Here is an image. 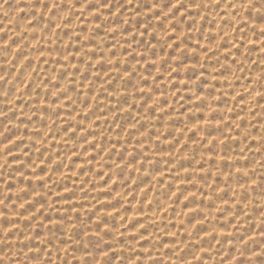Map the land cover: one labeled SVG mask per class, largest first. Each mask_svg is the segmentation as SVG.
<instances>
[{"label": "rangeland", "instance_id": "obj_1", "mask_svg": "<svg viewBox=\"0 0 264 264\" xmlns=\"http://www.w3.org/2000/svg\"><path fill=\"white\" fill-rule=\"evenodd\" d=\"M1 1L2 0H0V6H1ZM24 1V2H23ZM36 1L38 2V3H36ZM46 1V3H44V0H40V4H39V0H4L3 2H2V6L0 7V35H1V33H2V36H0V46L2 47H0V69H1V71H0V84H3V87H2V85H0V120L2 121V122H0V125H1V127H0V134H1V136H3V137H1L0 136V149L1 148H3L4 149V152H6V153H4V152H2L3 151V149L0 151V203L2 204V206L0 207V208H3V209H0V215L2 216H0V221H1V223H0V264H29V263H31V264H43V263H45V264H49L50 262V264H54L55 262V264H59L60 262V264H81V263H79V262H82V264H87L88 262H89V264H110V262H111V264H115V263H117V264H132V259L136 262H134L133 261V263L134 264H163L164 262H163V260H161L160 258H155V257H157V256H154L153 254H154V252H153V254H152V251H155V253H157V251H159L161 248H162V246L163 245H167L168 246V244H166V240H167V242H170V241H174V239H175V237H178L179 236V238H181V236H182V238H181V241H183L180 245H182L183 246V244H184V242H186V241H189V240H186V239H189V238H191V246H193L192 248H193V250H192V248H191V246H189L190 244L188 243V242H186V244L183 246V247H186V248H183V250L181 251V254H179V256L180 257H174V256H177L175 253H168V252H170V251H166L165 252V254H164V256L167 258V260L170 262V260L171 259H173V260H171L172 262H168L169 264H173V262L175 263V264H185L184 262H186L187 264H199L198 262L200 261V264H203L204 262V264H230L229 262L231 261V264L233 263V264H235V263H237V264H243L245 261V263L244 264H264V246H261V245H264V234L262 233V232H264V203H262L263 201H264V199L262 198V196L264 195L263 193V191L264 190H262V189H264V174H263V172L264 171H262L263 170V168H264V163L262 164V162H264V146H261L262 145V143L264 142H262L261 141V143H260V139L261 140H263L264 138V123H263V120H264V117H262L263 115H264V108H262L263 106H264V104H262V103H264V70H263V68H264V61H263V59H264V51L262 52V50H264V30H261V29H264L263 27L264 26H262V25H264V8H262L261 6H263L264 7V0H251L250 2H249V0H231V1H226V0H212V1H210V0H180V2L179 1H177V0H135V2H134V0H93V2L95 3V5L93 4V2H92V0H58V1H56V0H45ZM50 2V3H48V2ZM63 1V2H62ZM66 1V2H65ZM75 1V2H74ZM80 1H81V3H80ZM83 1V2H82ZM109 1V2H108ZM124 1V2H123ZM130 1V2H129ZM131 1H133V2H131ZM144 1H145V3H144ZM151 3H150V2ZM153 1V2H152ZM162 1V2H161ZM169 1V2H168ZM171 1H172V3L173 4H175L174 3V1H176V4H178L177 6L176 5H173L172 3H171ZM182 1V2H181ZM199 1V2H198ZM214 1V4L212 3ZM217 1V2H216ZM234 1V2H233ZM252 1H253V3H252ZM256 3H255V2ZM7 2H8V4H7ZM19 2V3H18ZM22 2V3H21ZM30 2V3H29ZM41 2H43V3H41ZM53 2V3H52ZM55 2V3H54ZM60 2V3H59ZM70 4H69V3ZM71 2H72V4H71ZM90 3V4H88V3ZM99 2V3H98ZM126 2H128V3H126ZM184 2H185V4H184ZM187 2V3H186ZM191 2V3H190ZM205 2V3H204ZM221 3V4H219V3ZM238 3V5H236V3ZM244 2V3H243ZM245 2H246V4H245ZM12 3H13V6H12ZM17 3V4H16ZM34 3H35V7L33 6L34 5ZM77 3L79 4L78 6H76L77 5ZM98 5H97V4ZM133 3V4H132ZM161 3H162V5H161ZM165 3V4H164ZM184 5H183V4ZM190 5H189V4ZM193 3V4H192ZM231 4V6H230V4ZM248 3H250V5L248 4ZM252 3V4H251ZM263 3V4H262ZM16 4V5H15ZM28 4H30V5H28ZM33 4V5H32ZM44 4V5H43ZM50 4V5H49ZM53 4H54V6H53ZM57 4V5H56ZM62 4V5H61ZM88 6H87V5ZM92 4V5H91ZM136 4V5H135ZM144 4V5H143ZM152 4H154V6L152 5ZM195 4H196V6H195ZM200 4V5H199ZM209 4V5H208ZM225 4V5H224ZM235 4V5H234ZM243 4H245V5H243ZM260 4H262L261 6H260ZM4 5H7L6 7L4 6ZM32 5V6H31ZM47 5V6H46ZM59 5V6H58ZM61 5V6H60ZM68 5H71V6H68ZM86 5V6H85ZM115 5V6H114ZM130 5V6H129ZM170 5V6H169ZM182 5V6H181ZM192 5H194V7L195 8H193V6ZM198 5V6H197ZM212 5V6H211ZM225 6V7H223V6ZM228 7H227V6ZM249 5V6H248ZM9 6V7H8ZM12 6V7H11ZM15 6V7H14ZM37 6V7H36ZM51 6H53V7H51ZM64 6H66L65 8H64ZM75 8H74V7ZM82 6H85L84 7V9H85V11H83L84 9H83V7ZM101 6V8H99ZM107 6V8H105ZM152 6H153V8H152ZM158 6H159V8L160 9H158ZM161 6V7H160ZM210 6V7H209ZM236 6V7H235ZM255 6V7H254ZM256 6H257V8H256ZM259 6H260V8H259ZM3 7V8H2ZM10 8V9H15L16 10V13L14 14V16H13V10H9L8 8ZM28 7H29V9H28ZM40 7V10H38L37 11V9ZM44 7V9H42ZM56 7H58V8H56ZM63 7V8H62ZM71 7V8H70ZM82 7V9H80V8ZM176 7V8H175ZM191 7V8H190ZM199 7H200V10H199ZM205 7H207V10H208V12L210 13V15H209V13L207 12V10H205L206 8ZM215 7V8H214ZM223 7V8H222ZM230 7L231 8H233V10H230ZM237 7H238V9H237ZM241 9H240V8ZM245 7V8H244ZM252 7V8H251ZM2 8V9H1ZM21 8H23V9H21ZM32 8V9H31ZM46 8V9H45ZM53 8H54V10H53ZM59 8H60V10H59ZM69 8V9H68ZM78 8V10H76ZM94 8H96V9H93ZM99 8V9H98ZM113 8V9H112ZM157 8V10H155ZM170 10H169V9ZM178 8V9H177ZM182 8H184V9H182ZM221 8V9H220ZM225 8V9H224ZM254 8V9H253ZM6 9V10H5ZM28 9V10H27ZM35 9V10H34ZM41 9H42V11H41ZM57 9V10H56ZM65 9H67V10H65ZM98 9V10H97ZM107 9V10H106ZM131 9V10H130ZM162 9H163V11H162ZM206 11V13H205V11ZM211 9H212V11H211ZM227 9V12H228V9H229V15H233L232 17L231 16H229V17H227L228 16V13H227V15H226V13H224V12H226L225 10ZM237 9V10H236ZM244 9V10H243ZM248 9V10H247ZM260 9V10H259ZM3 10H4V14H3ZM15 10H14V12H15ZM22 10H24V12L22 11ZM47 10V13H45V11ZM50 10H51V12H50ZM61 10H63V11H61ZM69 10V11H68ZM72 10H74L72 13V15H71V11ZM93 10V11H92ZM99 10H101V11H103L104 12V14H106V15H103V13L102 12H100L99 13ZM118 10V11H117ZM133 10V11H132ZM141 10V11H140ZM155 10V11H154ZM175 10V11H174ZM176 10H178V12L176 11ZM186 12H185V11ZM203 10V11H202ZM210 10V11H209ZM216 10V11H215ZM239 10V11H238ZM243 10V11H242ZM7 11V12H6ZM31 11V15L29 14V12ZM57 11V12H56ZM97 11V12H96ZM143 11V12H142ZM170 11V12H169ZM191 11V12H190ZM214 11V12H213ZM246 11H248V12H246ZM253 13H252V12ZM263 11V12H262ZM10 14H9V13ZM12 12V13H11ZM23 12V13H22ZM28 14H27V13ZM38 12V13H37ZM49 12V13H48ZM59 12H60V14H59ZM66 12H68V13H66ZM75 12V13H74ZM82 12H83V14H85V15H83L82 14ZM85 12V13H84ZM113 12V13H112ZM126 14H125V13ZM160 12H164V13H161L160 14ZM190 14H189V13ZM202 13V15H200L201 13ZM214 14H213V13ZM217 12V13H216ZM235 12V13H234ZM240 12H243V13H240ZM245 12V13H244ZM24 13L26 14V15H24ZM34 13V14H33ZM37 13V14H36ZM45 13V14H44ZM57 13V14H56ZM87 13V14H86ZM114 13H116V15H113ZM129 13V14H128ZM132 13V14H131ZM143 15V17L144 18H142V15ZM145 13H147V14H145ZM149 13V14H148ZM150 13H151V15H153L152 17H154L153 19H152V17H151V15H150ZM175 13H177V14H175ZM186 13V14H185ZM258 13H260V14H258ZM2 14V15H1ZM12 14V15H11ZM18 14H20V16L18 15ZM40 14V15H39ZM45 16H44V15ZM46 14H47V16H46ZM52 14V15H51ZM63 14V15H62ZM69 15V17H68V15ZM75 14V15H74ZM100 14V15H99ZM123 14V15H122ZM125 14V15H124ZM127 14H128V16H127ZM134 14V15H133ZM140 14V15H139ZM168 14V15H167ZM180 14H181V16H180ZM183 14V15H182ZM205 14H208V15H205ZM213 14V15H212ZM216 14H218V15H216ZM239 14V15H238ZM255 14V15H254ZM263 14V15H262ZM3 15H5V16H3ZM7 15H9L8 17H7ZM17 15H18V18H17ZM29 15V16H28ZM38 15V16H37ZM48 15H50V16H48ZM60 15V16H59ZM64 15H66L65 17H64ZM80 15V16H79ZM91 15V17H89ZM113 15V17H112V19H111V16ZM133 15V16H132ZM177 15V16H176ZM186 15H187V17H186ZM192 15V16H191ZM214 15H215V17H214ZM224 15H225V17H224ZM3 16V17H2ZM10 16H11V18H12V20H11V18H10ZM13 16V17H12ZM33 16L35 17L34 19L36 20V21H34L32 18H33ZM76 16H78V17H76ZM108 17V19H107V17ZM116 16V17H115ZM164 16L166 17V19L164 18ZM179 16V17H178ZM194 16V17H193ZM199 16H201L200 18L201 19H199ZM204 16H206V17H204ZM210 16L211 17H213V18H210ZM217 16H218V18H217ZM253 16V17H252ZM6 17V18H5ZM20 17V18H19ZM26 17V18H25ZM36 17L38 18V20L36 19ZM52 17H53V19H52ZM54 17H55V20H54ZM59 17V18H58ZM64 17V18H63ZM67 17V18H66ZM76 17V19H74ZM81 17V18H80ZM89 17V18H88ZM124 18V20L123 19H121V18ZM127 17V18H126ZM176 17H178L179 18V21H178V18L176 19ZM204 17V18H203ZM227 17V18H226ZM245 17V18H244ZM255 17V18H254ZM9 18H10V20H9ZM13 18H15V19H13ZM49 18V19H48ZM51 18V19H50ZM60 18H61V21H60ZM108 20H106V19ZM134 18H135V20H134ZM142 18V19H141ZM181 18V19H180ZM220 18V19H219ZM222 18V19H221ZM254 18V19H253ZM259 18V19H258ZM3 19V20H2ZM5 19V20H4ZM23 19V20H22ZM46 19V20H45ZM48 19V20H47ZM63 19V20H62ZM64 19H66L65 21H64ZM72 19V20H71ZM78 19V20H77ZM104 19H105V21H104ZM146 19V20H145ZM159 19V20H158ZM193 19H195V20H193ZM199 19V20H198ZM215 21H214V20ZM217 19V20H216ZM248 19V20H247ZM15 22H14V21ZM27 20H32V21H27ZM44 20H45V22H44ZM71 20V21H70ZM76 22H75V21ZM123 20V21H122ZM155 20V21H154ZM164 20H165V22H164ZM207 20H208V23H207ZM210 20V21H209ZM227 20L229 21V24L227 23ZM231 20V21H230ZM240 20H242V22L240 21ZM3 21V22H2ZM9 21H12V23L11 22H9ZM24 21V22H23ZM37 21H38V23H40V21L41 22H43V23H41V24H38L37 23ZM58 21V22H57ZM83 21L85 22V23H83ZM108 23H107V22ZM126 21V22H125ZM149 21H151V22H149ZM154 21V22H153ZM158 21V22H157ZM173 21V22H172ZM177 21V23L178 24H176L175 22ZM199 21H201V22H199ZM224 21V22H223ZM233 21V22H232ZM243 21H245V22H243ZM254 21V22H253ZM256 21V22H255ZM6 22H7V25H6ZM17 22H18V24H17ZM21 22H23L22 24L23 25H20L21 24ZM26 22V23H25ZM34 22H36L35 24H34ZM56 22V24L57 23H59V24H54ZM65 22V23H64ZM66 22H67V24H66ZM69 22V23H68ZM74 22V23H73ZM99 22V23H98ZM104 22V23H103ZM106 22V23H105ZM123 22V23H122ZM125 22V23H124ZM134 22H136V23H134ZM154 24H153V23ZM163 22V23H162ZM170 22V23H169ZM185 22V23H184ZM213 22H215V23H213ZM219 22V23H218ZM221 22H222V24H221ZM249 22V23H248ZM257 22H258V24H257ZM9 23V24H8ZM28 23H31V24H28ZM45 23V24H44ZM49 23H50V25H49ZM78 23H80L79 25H76V24H78ZM92 23V24H91ZM115 23V24H114ZM167 24L166 25V27H164L165 26V24ZM184 23L185 25L183 26L184 27V29H183V27H182V24ZM227 23V24H226ZM231 23V24H230ZM236 23H237V25H236ZM254 23V24H253ZM263 23V24H262ZM12 24V25H11ZM24 24H25V27L26 28H23L24 27ZM29 25V26H27V25ZM39 25V28H38V25ZM82 24V25H81ZM83 24H85V25H83ZM104 24H106V25H104ZM114 24V25H113ZM125 24V25H124ZM127 24H129V25H127ZM131 24V25H130ZM148 24V25H147ZM151 24V25H150ZM207 24V25H206ZM218 26H217V25ZM226 24V25H225ZM250 24H251V26H250ZM257 24V26H255ZM260 24V25H259ZM9 25V26H8ZM18 27H17V26ZM37 25V26H36ZM47 25V26H46ZM49 25V26H48ZM54 25L55 26H57V28L56 27H54ZM72 25H74L75 27H73ZM103 25V26H102ZM108 25H109V27H108ZM160 25V26H159ZM171 25V26H170ZM180 25V27H178ZM195 25H196V28H195ZM199 25V26H198ZM216 25V26H215ZM219 25H220V27L221 28H219ZM230 26V30L231 29H233V31L231 30V33H230V30H229V26ZM236 25V26H235ZM239 25V26H238ZM3 26V27H2ZM8 26V27H7ZM66 26H67V28H66ZM79 26V27H78ZM96 26V27H95ZM155 26H156V28H155ZM192 26V27H191ZM224 26V27H223ZM227 26V27H226ZM232 26V27H231ZM238 26V27H237ZM14 27V28H13ZM17 27V28H16ZM29 27V28H28ZM32 27V28H31ZM43 27V28H42ZM46 27V29H44ZM61 27H62V29H61ZM64 27V28H63ZM91 27V28H90ZM97 27H98V29H97ZM102 27H104V28H102ZM109 30H107L106 28ZM116 27H118V29L116 28ZM164 29H167V30H164ZM172 27V28H171ZM191 27V28H190ZM207 27V28H206ZM226 27V28H225ZM7 28V29H6ZM31 28V29H30ZM53 28V30L51 31V29ZM54 28H55V32L58 34H56V33H54ZM88 28V29H87ZM121 29V31H120V29ZM151 28V29H150ZM155 28V29H154ZM188 28V29H187ZM211 28H213V31L215 30V32L217 33V30H218V33H217V35H216V33H214L213 31H212V29ZM225 30H224V29ZM227 28H228V32L230 33V35L229 36H231V35H233V36H231V37H228V32H225L226 30H227ZM239 28H240V30H239ZM243 28H245V29H243ZM249 28V29H248ZM258 28V29H257ZM261 28V29H260ZM2 29H5V31L4 30H2ZM13 29H14V31H13ZM28 29V30H27ZM30 29V30H29ZM34 29V30H33ZM44 29V30H43ZM72 29H73V31H72ZM106 29V30H105ZM190 29H191V31H190ZM254 29V30H253ZM17 30V31H16ZM20 30V31H19ZM24 30H25V32H24ZM46 30V31H45ZM57 30V31H56ZM112 30V31H111ZM118 30V31H117ZM152 30V31H151ZM174 31L175 30V33H173L172 31ZM201 30V31H200ZM223 30V31H222ZM252 30H253V33H251L252 32ZM257 30V31H256ZM2 31V32H1ZM4 31V32H3ZM9 31V32H8ZM13 31V32H12ZM23 32V34H22V32ZM53 32V33H51V32ZM60 31H61V33H60ZM63 31V32H62ZM71 31V32H70ZM88 31V32H87ZM90 31V32H89ZM93 31V32H92ZM160 31V34L161 35H163V34H165V37L166 38H164L163 36H161V35H159V34H157L158 32ZM164 31V33L162 34V32ZM170 31V32H169ZM177 31V32H176ZM185 31V32H184ZM195 31V32H194ZM205 31H207V32H205ZM211 31H212V33H211ZM221 31V32H220ZM238 31H239V34H237L238 33ZM249 31V32H248ZM263 31V32H262ZM6 32V33H5ZM21 34H19V33ZM28 32H29V34H28ZM42 32V33H41ZM45 32V33H44ZM77 32V33H76ZM87 32V33H86ZM110 32V33H109ZM112 32L114 33V34H112ZM130 32H132V33H130ZM171 32L173 33V34H171ZM179 32V34L180 35H178L177 33ZM181 32H184V33H181ZM4 33V34H3ZM32 33V34H31ZM38 33V34H37ZM48 33H49V35H48ZM141 35H140V34ZM167 33H168V35H167ZM200 33V34H199ZM204 33V34H203ZM225 35H224V34ZM227 33V34H226ZM247 33H250L249 35L247 34ZM7 34V35H6ZM10 34V35H9ZM50 34H51V36H52V38H51V36H50ZM53 34V35H52ZM55 34H56V36H58V37H56L55 36ZM61 34H62V36H61ZM73 34V36H71ZM75 34V35H74ZM89 34V35H88ZM122 34V35H121ZM127 34H128V37H127ZM181 34L183 35V37L181 36ZM192 34V35H191ZM203 34V35H202ZM212 34V35H211ZM219 34V35H218ZM257 34V35H256ZM3 35H4V37H3ZM9 35V36H8ZM16 37H15V36ZM20 35V36H19ZM29 35H30V37H29ZM35 35V36H34ZM47 35H48V37H47ZM60 35V36H59ZM77 35V36H76ZM81 35V36H80ZM116 35V36H115ZM125 35V36H124ZM158 35V36H157ZM177 35V36H176ZM194 35V36H193ZM200 35V36H199ZM202 35V36H201ZM204 35H205V37H204ZM216 35V36H215ZM239 35V36H238ZM10 36L12 37V38H10ZM22 39H19V37ZM33 36H34V38H33ZM40 37V39H39V37ZM71 36V37H70ZM76 36V37H75ZM82 36L84 37V38H82ZM90 36V37H89ZM103 36V37H102ZM130 36H132V37H130ZM181 36V37H180ZM219 36V37H218ZM222 36H223V38H222ZM228 37V38H226V37ZM245 36V37H244ZM257 36V37H256ZM15 37V38H14ZM18 37V38H17ZM29 37V38H28ZM31 37H32V40H31ZM45 37V38H44ZM47 37V38H46ZM59 37H61V38H63L64 37V39H62L61 40V38H59ZM72 37H73V40H70V39H72ZM78 37V38H77ZM80 37V38H79ZM101 37V38H100ZM122 37H123V39H122ZM162 37H163V39H162ZM193 37V38H192ZM194 37H195V40H197V41H195L194 40ZM200 37L202 38L203 37V39H200ZM216 37V38H215ZM234 37V38H233ZM238 37H239V39H238ZM242 37V38H241ZM261 37V38H260ZM2 38H4V39H2ZM10 38V39H9ZM24 38V39H23ZM43 38H44V41H43ZM49 38V39H48ZM58 38V39H57ZM70 38V39H69ZM75 38V39H74ZM82 38V39H81ZM87 40H86V39ZM90 38H92V39H90ZM126 38H128V40L126 39ZM139 38H141V39H139ZM192 38V40H190ZM213 38V39H212ZM218 38L220 39L219 41H218V43L216 44V40H218ZM222 38V39H221ZM237 38V39H236ZM248 38V39H247ZM249 38H252V39H250L251 41H248L249 40ZM260 38V39H259ZM6 39L8 40L7 41V44L5 45V43H6ZM14 39V40H13ZM17 39V40H16ZM27 41H26V40ZM30 39V40H29ZM46 39H48V40H46ZM54 39V40H53ZM85 39V40H84ZM96 39H98V40H96ZM114 39H116V40H114ZM126 39V40H125ZM166 39V40H165ZM180 39V40H179ZM187 39H189L190 41H188ZM214 39H216V40H214ZM255 39H258V40H256L255 41ZM23 40H24V43H23ZM36 40V42H34ZM38 40V41H37ZM50 40V41H49ZM68 40V41H67ZM75 40H76V43H75ZM95 40V41H94ZM103 40H106V41H103ZM119 40V41H118ZM130 40V41H129ZM161 40V41H160ZM170 40V41H169ZM176 40H178V41H176ZM199 40V41H198ZM207 40V41H206ZM213 40V41H212ZM233 40V41H232ZM242 40V41H241ZM247 40V41H246ZM262 40H263V42H262ZM9 41H10V43H9ZM17 41V42H16ZM43 41V42H42ZM45 41H47V44H46V42ZM52 41V42H51ZM69 41L71 42V44H69ZM78 41V42H77ZM87 41V42H86ZM97 41H99V42H97ZM156 41V42H155ZM165 41H168V42H165ZM172 41V42H171ZM195 41V42H194ZM205 41V42H204ZM216 41V42H215ZM230 41V42H229ZM239 41V42H238ZM241 41V42H240ZM253 41H255V42H257V43H255V42H253ZM259 41V42H258ZM11 42H12V44H11ZM34 42V43H33ZM51 42V44L50 45H52L51 47H49L48 45H49V43ZM65 42H67V43H65ZM118 42V43H117ZM128 42V43H127ZM169 42H170V44H169ZM181 42V43H180ZM189 42V43H188ZM207 42V43H206ZM215 44H214V43ZM223 42V43H222ZM233 42V43H232ZM237 42V43H236ZM250 44H249V43ZM261 42V43H260ZM14 43V44H13ZM17 43V44H16ZM63 44V46H62V44ZM102 43V44H101ZM104 43V44H103ZM116 43V44H115ZM123 43H124V45H123ZM126 43V44H125ZM164 43V44H163ZM196 43V44H195ZM241 43V44H240ZM3 44V45H2ZM24 44V45H23ZM28 44V45H27ZM30 44H32V45H30ZM41 44H43V45H41ZM46 44V45H45ZM65 44H66V46H65ZM98 46H97V45ZM122 44V45H121ZM131 44V45H130ZM152 44V45H151ZM156 44V45H155ZM182 46V49L180 48V45ZM205 44H206V47H205ZM232 44V45H231ZM239 45L238 47L237 46H234V48L236 49H234L232 46L233 45ZM248 46H247V45ZM258 44V46H256ZM6 47H5V46ZM15 45V46H14ZM21 45H23V46H21ZM34 45V46H33ZM36 45V46H35ZM37 45H38V47H37ZM47 46V47H45V46ZM73 45V46H72ZM101 45H103V47L101 48L100 46ZM155 45V46H154ZM169 45V48H170V50H169V48H167V46ZM200 45V46H199ZM209 45V46H208ZM221 45H223V46H221ZM128 46H130V48L128 47ZM132 46V47H131ZM136 46V47H135ZM212 46H213V48H212ZM232 47L231 49H230V47ZM244 46V47H243ZM245 46H247V47H245ZM9 47V48H8ZM15 49H14V48ZM29 47H31V48H29ZM35 47V48H34ZM36 47H37V49H36ZM91 47H92V50H94V51H92L91 50ZM185 47V48H184ZM189 47H190V49H192V53H191V50L189 49ZM198 47V48H197ZM215 47H217V48H215ZM237 47V48H236ZM29 48V49H28ZM44 48V49H43ZM90 48V49H89ZM110 48V49H109ZM112 48V49H111ZM114 48V49H113ZM133 48V49H132ZM167 50H166V49ZM176 48H180V49H176ZM210 48H211V50H210ZM243 48V49H242ZM16 49H17V51H16ZM19 49V50H18ZM39 49H41L40 51H39ZM43 49V50H42ZM61 49V50H60ZM88 49V50H87ZM99 49H101V51L99 50ZM140 49V50H139ZM150 49V50H149ZM156 49V50H155ZM159 49V50H158ZM186 51H185V50ZM189 49V50H188ZM202 49V50H201ZM208 49V50H207ZM214 49V50H213ZM218 49V50H217ZM242 49V50H241ZM261 51H260V50ZM45 50H47V51H45ZM49 50H50V52H49ZM52 50V51H51ZM106 50V51H105ZM134 50H136V51H134ZM166 50V51H165ZM177 50V51H176ZM181 50V51H180ZM182 50H184V51H182ZM195 50V51H194ZM198 52H197V51ZM207 50V51H206ZM211 52H210V51ZM224 50V51H223ZM239 50H240V52H239ZM243 50H245V51H243ZM11 51V52H10ZM19 51V52H18ZM20 51H21V53H20ZM22 51H24V52H22ZM28 51V52H27ZM32 53H31V52ZM149 51V52H148ZM176 51V52H175ZM190 51V52H189ZM201 51V52H200ZM228 51H230V52H228ZM233 53H232V52ZM245 53H243V52ZM261 52L260 54L258 53V52ZM7 52V53H6ZM13 53V55L11 56V54ZM61 52V53H60ZM82 52V53H81ZM104 52V53H103ZM108 52V53H107ZM117 52V53H116ZM136 52V53H135ZM148 52V53H147ZM165 52V53H164ZM168 52V53H167ZM207 52V54H204V53H206ZM227 52V53H226ZM250 52V53H249ZM15 53V54H14ZM27 53V54H26ZM31 53V54H30ZM48 55H47V54ZM84 53V54H83ZM106 53V54H105ZM133 53V54H132ZM145 53H147V54H145ZM188 53V54H187ZM197 53H198V55H197ZM214 53V54H213ZM222 53V54H221ZM224 53V54H223ZM236 53V54H235ZM253 55H252V54ZM21 54H24V56L23 55H21ZM30 54V55H29ZM55 54V55H54ZM65 54V55H64ZM76 54H80V56H82V57H80V56H76ZM108 54V55H107ZM130 54H132V55H130ZM140 54V55H139ZM164 56H163V55ZM180 54H183V56H181ZM200 54H203V55H200ZM220 54V55H219ZM240 54V55H239ZM241 54H243V55H241ZM16 55V56H15ZM29 56L28 58H27V56ZM34 55H36L35 57H34ZM39 55V56H38ZM42 55V56H41ZM50 55H52V58L50 57ZM58 55H59V58H58ZM60 55H61V57H60ZM73 57H72V56ZM85 55V56H84ZM107 55V56H106ZM176 55V56H175ZM185 55V56H184ZM205 55V56H204ZM214 55V56H213ZM217 55V56H216ZM237 55H239V56H237ZM262 55V56H261ZM2 56H3V58H2ZM11 56V57H10ZM84 56V57H83ZM87 56V57H86ZM103 56L105 57L104 59H103ZM156 56H158V57H156ZM186 56H188V57H190V58H188V57H186ZM199 56H200V58H199ZM208 56L210 57V58H208ZM219 56V57H218ZM232 56L234 57V58H232ZM255 56V57H254ZM261 56V57H260ZM14 57V58H13ZM21 57V58H20ZM36 58L35 60H32V59H34V58ZM67 57L70 59H67ZM75 57V58H74ZM85 57H86V59H85ZM155 57L158 59V63H156L157 64V66L159 67H157L156 66V64L154 63V62H157V60L155 61ZM164 57V58H163ZM165 57H167V58H165ZM184 58V60H183V58ZM217 57V58H216ZM230 57H231V60H230ZM237 57V58H236ZM244 57V58H243ZM252 57H253V59H252ZM7 58V59H6ZM10 58H12V59H10ZM15 58H16V60H15ZM23 58H25V59H23ZM27 58V59H26ZM39 58V59H38ZM40 58H41V60L43 61H41L40 60ZM44 58H45V60H44ZM66 58V59H65ZM73 58V59H72ZM89 58V59H88ZM98 58V59H97ZM101 58H102V60H101ZM124 58V59H123ZM146 58V59H145ZM151 58V59H150ZM162 58V59H161ZM168 58H171V59H168ZM178 58V59H177ZM211 58H212V60H214L213 62H212V60H211ZM238 58H240L239 60H238ZM260 58V59H259ZM23 59V60H22ZM32 60V62H31V60ZM56 59V60H55ZM100 59V60H99ZM107 59V60H106ZM150 59V60H149ZM182 59V60H181ZM197 59H198V62H199V64H198V62H197ZM203 59V60H202ZM209 59V60H208ZM216 59V60H215ZM244 59V60H243ZM5 60V61H4ZM9 60V61H8ZM12 60V61H11ZM22 60V61H21ZM25 60V61H24ZM37 60V61H36ZM48 60V61H47ZM84 60V61H83ZM103 60H105V61H103ZM111 60V61H110ZM113 60H115V62L113 61ZM170 60V61H169ZM178 60V61H177ZM201 62H200V61ZM222 60V61H221ZM11 61V62H10ZM16 61V62H15ZM34 61H36V62H34ZM52 61H53V63H52ZM86 61V62H85ZM111 63H109V62ZM113 61V62H112ZM123 61V62H122ZM125 61V62H124ZM150 61H154V62H150ZM180 61V62H179ZM192 61V62H191ZM207 61V62H206ZM226 61V63H224ZM235 61V62H234ZM240 61V62H239ZM242 61V62H241ZM254 61V62H253ZM260 61L262 62V64L263 65H261L260 64ZM5 62H7L6 64H5ZM13 62H14V64H13ZM37 62L39 63V64H37ZM70 64H69V63ZM76 62V63H75ZM86 64H85V63ZM95 62V63H94ZM101 62V63H100ZM108 62V63H107ZM147 62H149V63H147ZM186 62L188 63V64H186ZM193 63L194 62V65L193 66H191L190 64L191 63ZM245 63V65H244V63ZM11 63V64H10ZM44 63V64H43ZM50 63V64H49ZM54 64V65H52V64ZM83 63V64H82ZM94 63V64H93ZM104 63V64H103ZM121 65H120V64ZM136 63V64H135ZM146 63V64H145ZM172 63V64H171ZM178 63H179V65H178ZM181 63V64H180ZM183 63H185V65H183ZM190 63V64H189ZM207 63V64H206ZM229 63H230V65H229ZM238 63V64H237ZM248 63V64H247ZM250 63V64H249ZM254 63V64H253ZM12 64H13V66H12ZM24 64V65H23ZM34 64H36V65H34ZM42 66H41V65ZM49 64V65H48ZM56 64V65H55ZM58 64V65H57ZM64 64H65V66H64ZM73 64H74V66H73ZM100 64V65H99ZM124 64V65H123ZM138 64V65H137ZM203 66H201V65ZM224 64V65H223ZM229 66H228V65ZM234 64V65H233ZM236 64V65H235ZM26 65V66H25ZM76 65H77V67H76ZM84 65V66H83ZM93 65V66H92ZM133 65H134V67H133ZM137 65V66H136ZM168 65V66H167ZM213 65H216L215 67L213 66ZM221 65V66H220ZM227 65V66H226ZM5 66V67H4ZM20 66V67H19ZM22 66V67H21ZM30 67V68H27V67ZM53 66V67H52ZM60 66V67H59ZM69 66H71L72 68H68ZM86 66V67H85ZM132 66V67H131ZM167 66V67H166ZM178 66V67H177ZM200 66H201V69H200ZM206 66V67H205ZM231 66V67H230ZM241 68H240V67ZM247 66H249V68H247ZM6 67H8V69L6 68ZM11 67V68H10ZM35 67H36V70H35ZM38 67V68H37ZM41 67V68H40ZM44 69H43V68ZM59 67V68H58ZM62 67H63V71H62ZM81 67H83V68H81ZM91 69H90V68ZM93 67V68H92ZM124 67V68H123ZM166 67V68H165ZM172 69H171V68ZM174 67H176V71H177V69H178V71H177V73H176V71L174 70ZM180 67V68H179ZM181 67H182V69H181ZM185 67V68H184ZM189 67V68H188ZM195 67V68H194ZM208 67V68H207ZM210 67V68H209ZM213 67H214V69H213ZM218 67H219V69H218ZM236 67V68H235ZM27 68V69H26ZM34 68V69H33ZM57 68V69H56ZM61 68V69H60ZM67 68V69H66ZM78 68V69H77ZM81 68V69H80ZM90 69V71H89V69ZM157 68H158V70H157ZM163 68V69H162ZM238 68V69H237ZM262 68V69H261ZM11 69V71H9ZM13 69V70H12ZM24 69V70H23ZM29 69V70H28ZM65 69V70H64ZM72 69V70H71ZM80 69V70H79ZM88 69V70H87ZM93 69V70H92ZM107 69V70H106ZM121 69L123 70L122 72H121ZM161 70V72H160V70ZM171 69V70H170ZM182 70V72H180L181 70ZM184 69V70H183ZM189 69H190V71H189ZM203 69H205L204 71H203ZM232 69V70H231ZM254 69V70H253ZM259 69V70H258ZM19 70V71H18ZM26 71V72H23V71ZM41 70V71H40ZM50 70V71H49ZM57 70V71H56ZM59 70V71H58ZM84 70V71H83ZM157 70V71H156ZM162 70H166V71H163L164 72V75L162 74L163 72H162ZM187 70V71H186ZM211 70V71H210ZM215 70V71H214ZM217 70H218V72H217ZM225 72H224V71ZM233 70H236V74H235V72L233 71ZM240 70V71H239ZM253 70V71H252ZM13 71V72H12ZM30 71H32V72H30ZM38 71V72H37ZM48 72V73H46V72ZM55 71V72H54ZM74 71H76L75 73H74ZM80 71V72H79ZM82 71V72H81ZM110 71H112L113 73H111ZM130 71V72H129ZM132 71H133V73H132ZM136 71V72H135ZM170 73H168V72ZM207 71V72H206ZM210 71V72H209ZM220 71V72H219ZM229 71V72H228ZM233 71V72H232ZM246 71H250V72H246ZM9 72V73H8ZM17 74H16V73ZM57 72V73H56ZM64 74H63V73ZM66 72V73H65ZM93 72V73H92ZM151 72V73H150ZM157 72V73H156ZM200 72H201V74H200ZM215 74H214V73ZM8 73V74H7ZM14 73V74H13ZM22 73H23V75H22ZM29 76V78L28 77H24L26 74ZM50 73V76L48 75ZM62 73V74H61ZM69 73V74H68ZM72 73V74H71ZM97 73V74H96ZM116 73V74H115ZM126 73V74H125ZM132 73V74H131ZM135 73V74H134ZM149 73V74H148ZM166 73V74H165ZM167 73H168V75H167ZM185 73V74H184ZM207 73V74H206ZM213 75H212V74ZM220 73V74H219ZM227 73H228V75L229 76H226L227 75ZM233 73V75L231 76V74ZM254 73V74H253ZM259 73H260V75H259ZM10 74V75H9ZM31 74H33V75H31ZM34 74H36V76L34 75ZM55 74V75H54ZM79 74V75H78ZM83 74V75H82ZM91 74V75H90ZM94 74H96V76L94 75ZM121 74V75H120ZM154 74V75H153ZM175 74V75H174ZM181 74V75H180ZM212 75V78H210L211 77V75ZM223 74H225V75H223ZM246 74H248V75H246ZM263 74V75H262ZM11 75H12V77H11ZM17 75V76H16ZM26 75V76H27ZM43 75V76H42ZM44 75H47V76H44ZM52 75L54 76V78L52 77ZM63 75H64V77H63ZM69 75H72V76H70L69 78H68V76ZM94 75V76H93ZM112 75H113V77H114V79L112 78ZM125 75V76H124ZM127 75V76H126ZM141 75V76H140ZM156 75V76H155ZM166 75H167V77H166ZM173 75H174V78H173ZM177 75V76H176ZM192 75V76H191ZM206 75V76H205ZM217 75H219V76H217ZM221 75H222V77H221ZM245 75V76H244ZM254 75V77H252ZM261 75L263 76V77H261ZM15 76V77H14ZM34 77V79L35 80H33V77ZM38 76V77H37ZM40 76V77H39ZM48 76L49 77H52V79L53 80H49V79H51V78H48ZM79 76V77H78ZM91 76V77H90ZM124 76V77H123ZM176 76V77H175ZM179 76V77H178ZM180 76L181 77H183V79L181 78L180 79ZM205 76V77H204ZM215 76H217V77H215ZM226 76V77H225ZM231 76V77H230ZM236 76V77H235ZM239 76H241V77H239ZM248 76V77H247ZM6 77V78H5ZM8 77V78H7ZM32 77V78H31ZM37 77V78H36ZM67 77V80L66 81H64L65 80V78ZM77 77V78H76ZM122 77V78H121ZM148 77V78H147ZM162 77H163V79L164 78H166V79H162ZM209 77V78H208ZM227 77H230L229 79L227 78ZM238 77V78H237ZM247 77V78H246ZM28 78V79H27ZM80 78V79H79ZM111 78V79H110ZM127 78V79H126ZM134 78H135V80H134ZM171 78V79H170ZM173 78V79H172ZM202 78V79H201ZM207 78V79H206ZM215 78V79H214ZM220 78V79H219ZM239 79V80H237V79ZM242 78V79H241ZM258 80H257V79ZM260 78V79H259ZM1 79L2 80H4V81H2L1 82ZM12 79V80H11ZM18 79V80H17ZM24 79V80H23ZM38 79V80H37ZM40 79H42V81L40 80ZM61 79V80H60ZM63 79V80H62ZM77 80L78 79V81L79 82H75V80ZM83 79V80H82ZM91 79V80H90ZM144 79V80H143ZM177 79V80H176ZM178 79H179V81H178ZM185 79V81H183L182 82V80H184ZM199 79H201V80H199ZM203 79H204V81H203ZM206 79V80H205ZM209 79V80H208ZM213 79V81H211ZM224 79H226V80H224ZM247 79V80H246ZM7 80V81H6ZM14 80V81H13ZM23 80V81H22ZM45 80V81H44ZM57 80V81H56ZM73 82H71V81ZM81 80H82V82H81ZM101 80V81H100ZM111 80V81H110ZM150 80V81H149ZM170 81V83H169V81ZM172 80L174 81V82H172ZM194 80V81H193ZM219 80H220V82H219ZM233 80V81H232ZM237 80V81H236ZM243 81V82H241V81ZM6 81V82H5ZM9 81V82H8ZM26 83H25V82ZM29 81H30V83H29ZM44 81V82H43ZM47 81H50V82H47ZM55 83H54V82ZM59 81V82H58ZM68 81V82H67ZM70 81V82H69ZM87 81V82H86ZM89 81V82H88ZM96 81H97V83H96ZM98 81H100V82H98ZM103 81V82H102ZM110 81V82H109ZM116 81V82H115ZM126 81V82H125ZM167 81V82H166ZM187 81H188V83H187ZM195 81H197V83L195 82ZM209 81V82H208ZM8 82V83H7ZM13 82H15L14 83V85L12 84ZM16 82L18 83V85L16 84ZM21 82V83H20ZM36 84H34V83ZM65 82V83H64ZM83 82L85 83V84H83ZM95 83V85H94V83ZM106 82H109V83H106ZM117 82H118V84H117ZM119 82H121V83H119ZM180 82H182V83H180ZM186 82V83H185ZM199 82H200V84H199ZM213 82V83H212ZM231 82V83H230ZM254 82H255V87H254ZM10 83H11V85H10ZM24 83H25V85H24ZM60 84V86H58L59 84ZM77 83V84H76ZM106 83V84H105ZM151 83V84H150ZM158 83V84H157ZM165 83V84H164ZM190 83H192V85L190 84ZM204 83V84H203ZM240 83V84H239ZM245 83H246V86H245ZM247 83H248V85H247ZM250 83H252V84H250ZM7 84H8V86H7ZM16 84V85H15ZM23 84V85H22ZM62 84V85H61ZM65 84H67L66 85V87H65ZM72 84V85H71ZM74 84H76V85H74ZM91 84L93 85L92 87H90L91 86ZM209 84V85H208ZM217 84H221L220 86L219 85H217ZM228 84V85H227ZM232 84V85H231ZM250 84V85H249ZM262 84H263V86H262ZM10 85V86H9ZM20 85V86H19ZM31 85H34V86H31ZM45 85V86H44ZM51 85H53L52 87H51ZM55 85V86H54ZM70 87H69V86ZM84 85V86H83ZM86 85V86H85ZM90 85V86H89ZM97 85V86H96ZM104 85V86H103ZM119 85H120V87H119ZM155 85L157 86V87H155ZM166 85V86H165ZM188 85V86H187ZM231 85V86H230ZM236 85V86H235ZM240 85V86H239ZM7 86V87H6ZM23 86V87H22ZM41 86V87H40ZM48 86H49V89H50V91H55V90H58V91H55V93L53 92V94H52V92H50L49 91V89H48ZM61 86H63V87H61ZM72 86V87H71ZM75 86V87H74ZM100 86V87H99ZM103 86V87H102ZM126 86H127V88H126ZM143 86H144V88L146 89H143ZM146 86V87H145ZM191 86V87H190ZM209 86V87H208ZM219 86V87H218ZM227 86V87H226ZM234 86H235V88H234ZM252 88H250V87ZM9 87V88H8ZM52 89H55V90H52ZM63 88L62 90H61V88ZM80 87V88H79ZM83 87V88H82ZM96 87H98V88H96ZM159 87H160V91H159ZM179 87V88H178ZM222 87H224V88H222ZM229 87V88H228ZM242 89H241V88ZM39 88V89H38ZM45 88H46V90H45ZM77 88V89H76ZM88 88V89H87ZM125 88V89H124ZM149 88V89H148ZM168 88V89H167ZM175 88V89H174ZM212 88V89H211ZM218 88H220V89H218ZM248 89V90H246V89ZM258 90H257V89ZM5 89L7 90V92L8 93H10V94H8L6 91H5ZM45 91H44V90ZM78 89H80V90H82L81 92H80V90H78ZM97 89V90H96ZM119 89V90H118ZM127 89V90H126ZM148 89V90H147ZM165 89H167V90H165ZM171 89V90H170ZM181 89V90H180ZM189 89V90H188ZM213 89H215V90H217V93H216V91L215 90H213ZM228 91H227V90ZM235 89V90H234ZM245 89V90H244ZM256 89V90H255ZM31 90V91H30ZM35 90V91H34ZM94 90H96L95 91V93H93L94 92ZM105 90V92H103V91ZM124 90V91H123ZM125 90H126V92H125ZM140 90H142V92L140 91ZM178 90V91H177ZM180 90V91H179ZM187 90H188V92H187ZM219 90V91H218ZM221 90V91H220ZM222 90H224V92L222 91ZM236 90H238V91H236ZM245 92H244V91ZM255 90V91H254ZM260 90V91H259ZM61 91V92H60ZM65 91V92H64ZM84 91V92H83ZM98 91V93H96ZM151 91H152V93H153V95H152V93H151ZM158 91V92H157ZM172 91H173V93H172ZM193 91V92H192ZM215 91V92H214ZM227 91V92H226ZM233 91H235L234 93H233ZM247 91H249L248 93H247ZM251 91V92H250ZM253 91V92H252ZM257 91H258V94H259V92H260V94L259 95H257V94H255V93H257ZM6 92V94H4ZM22 92V94H20ZM23 92H26V93H23ZM58 92V93H57ZM68 92V93H67ZM75 94H74V93ZM84 93V95H85V97H84V95H83V93ZM115 92V93H114ZM130 92V93H129ZM132 92V93H131ZM135 92V93H134ZM146 92H149V94L147 93L146 94ZM166 92H167V95H166ZM203 92V93H202ZM222 92V93H221ZM239 92V93H238ZM2 93V94H1ZM12 93V94H11ZM31 93V94H30ZM33 93V94H32ZM43 93H45V94H43ZM56 93H57V95H56ZM65 93V94H64ZM119 93H120V95H119ZM122 93H124L123 95H122ZM127 93V94H126ZM129 93V94H128ZM164 93V95H166V96H164V95H162V94ZM176 93V94H175ZM181 93V94H180ZM197 93V94H196ZM201 93V96H203V97H201L200 95H198V94H200ZM216 93V94H215ZM221 93V94H220ZM243 94V96H242V94ZM252 94V96H251V94ZM14 94V96L12 97L11 95H13ZM15 94H17V95H15ZM40 94V95H39ZM47 94L48 95H50L49 97L47 96ZM52 94V95H51ZM55 94V95H54ZM67 94V95H66ZM77 94V95H76ZM88 94V95H87ZM93 94L95 95L94 97H92L93 96ZM110 94H112V95H110ZM174 95V97H172L173 95ZM193 94V95H192ZM226 94V95H225ZM232 94V95H231ZM235 95V97H234V95ZM238 94H241V95H238ZM253 94L255 95V97H253ZM3 95V96H2ZM4 95H5V98H4ZM10 95V96H9ZM23 95V96H22ZM33 95V96H32ZM38 95H39V97H38ZM44 95V98L46 97V98H48V100H45L42 96ZM59 95V96H58ZM65 95L67 96V97H65ZM70 95H71V97H70ZM77 97V98H75V96ZM113 95H115V96H113ZM117 95H118V97H117ZM136 97H135V96ZM146 95H147V97H146ZM162 95V96H161ZM170 95V96H169ZM172 95V96H171ZM221 95V96H220ZM229 95V96H228ZM9 96V97H8ZM16 96H19V97H16ZM58 96V97H57ZM72 96H74V97H72ZM97 96V97H96ZM154 96V97H153ZM159 96V97H158ZM169 96V97H168ZM196 96V97H195ZM197 96H200L199 98L197 97ZM211 98H209V97ZM229 98H228V97ZM237 96V97H236ZM4 99H3V98ZM16 97V98H15ZM21 97H22V100H21ZM36 99H34V98ZM55 97L57 98V99H55ZM63 97V98H62ZM84 97V98H83ZM92 97V98H91ZM116 98V99H118V100H116V99H114V98ZM161 97V98H160ZM164 97V98H163ZM186 97V98H185ZM192 97V98H191ZM197 99H195V98ZM214 99H213V98ZM216 97H217V99H216ZM231 97L233 98V99H231ZM250 97V99H248V98ZM252 97H253V99H252ZM11 98V99H10ZM18 98V99H17ZM39 98V99H38ZM41 98V99H40ZM52 98V99H51ZM62 98V99H61ZM74 98V99H73ZM88 98V99H87ZM94 98V99H93ZM152 98H153V100H152ZM158 98V99H157ZM160 98V99H159ZM163 98V99H162ZM169 98V99H168ZM172 98V99H171ZM181 98V99H180ZM236 98V100H234ZM3 99V100H2ZM20 99V100H19ZM26 99H28V100H26ZM91 99V100H90ZM96 99V100H95ZM100 99H103V100H100ZM155 99V100H154ZM191 99H194V100H196V102L195 101H193V100H191ZM200 101H199V100ZM206 99V100H205ZM209 99V100H208ZM244 99V100H243ZM246 99V100H245ZM255 99V100H254ZM2 100V101H1ZM51 100V101H50ZM56 102H55V101ZM57 100H58V103H57ZM74 100H77V104L75 103L76 101H74ZM81 100V101H80ZM89 100V101H88ZM169 100V101H168ZM171 100V101H170ZM179 100V101H178ZM212 100V101H211ZM233 100V101H232ZM247 100H248V102H247ZM16 101V102H15ZM22 101V102H21ZM28 101V102H27ZM42 103H41V102ZM44 101V102H43ZM47 101V102H46ZM63 102V103H61V102ZM94 101V102H93ZM96 101V102H95ZM121 101V102H120ZM156 101V102H155ZM178 101V102H177ZM208 102V105H207V102ZM232 101V102H231ZM235 101H237L238 102V104H237V102H235ZM243 101V102H242ZM251 103H250V102ZM253 101V102H252ZM12 102L14 103V104H12ZM18 102V103H17ZM24 102H25V104L26 105H28L27 107H26V105H24V107H25V109H24V107H23V105L22 104H24ZM49 102V103H48ZM80 102H81V104H80ZM92 102L95 104V106H96V104L98 105V106H96L97 107V110H96V107L94 106V108H93V104H92ZM103 102H104V104H103ZM115 102H117V104L115 103ZM140 102V103H139ZM145 102V103H144ZM159 102V103H158ZM169 102V103H168ZM209 102H210V104H209ZM227 102H229V104L227 103ZM242 103V104H240V103ZM5 105H4V104ZM51 103H53V104H51ZM72 103V104H71ZM91 103V104H90ZM108 103V104H107ZM115 103V104H114ZM144 103V104H143ZM155 103V104H154ZM157 103H158V105H160L159 107H157L158 105H157ZM176 103V104H175ZM188 103V104H187ZM195 103V104H194ZM244 103L246 104V105H244ZM253 103V104H252ZM255 103H257V104H255ZM260 103V104H259ZM18 106H17V105ZM38 104V105H37ZM40 104H43V105H40ZM56 104V105H55ZM71 104V105H70ZM125 104V105H124ZM138 104V105H137ZM140 104V105H139ZM151 104H153L152 106H150ZM259 104V105H258ZM3 105V106H2ZM20 105V106H19ZM29 105H30V107H29ZM37 105V106H36ZM45 105V106H44ZM49 106V107H47V106ZM58 105V106H57ZM60 105V106H59ZM63 107H62V106ZM66 105V106H65ZM69 105H70V107H69ZM103 105V106H102ZM119 105L121 106V107H119ZM154 105H155V107H154ZM157 105V106H156ZM205 105H207L208 107H206ZM229 107L228 108V110H227V107ZM236 105V106H235ZM238 105V106H237ZM241 105V106H240ZM250 105V106H249ZM39 106H41V107H39ZM52 106V107H51ZM71 106H73L72 108H71ZM78 106H81V108L80 107H78ZM88 106V107H87ZM91 106V107H90ZM110 106V107H109ZM115 106H117V107H115ZM140 106H143V107H141L140 108ZM163 106H164V108H163ZM172 106V107H171ZM196 106V107H195ZM226 108H225V107ZM232 106H235V107H232ZM243 106H244V108H243ZM246 106V107H245ZM12 107V108H11ZM16 107V108H15ZM33 107V108H32ZM35 107V108H34ZM39 107V108H38ZM45 107V108H44ZM59 107V108H58ZM65 107V108H64ZM67 107V108H66ZM102 107V108H101ZM107 107H109V108H107ZM137 107V108H136ZM146 107V108H145ZM208 108V109H206V108ZM217 107V108H216ZM237 107H239V108H237ZM251 107V108H250ZM255 107H256V109H255ZM28 108V109H27ZM54 108V109H53ZM58 108V109H57ZM71 108V109H70ZM89 108H91V109H89ZM162 110H161V109ZM166 108V109H165ZM168 108V109H167ZM176 108V109H175ZM178 108H182V109H178ZM193 108V109H192ZM199 108H201V109H199ZM204 108V109H203ZM212 110H211V109ZM215 108V109H214ZM219 108H220V110H219ZM224 108V109H223ZM259 108V109H258ZM31 109V110H30ZM37 110L36 112L34 111V110ZM41 111H40V110ZM53 109V110H52ZM75 109H77V110H75ZM86 109V110H85ZM92 109H93V111H92ZM123 110V113H122V110ZM145 109V110H144ZM155 109V110H154ZM216 109H218V110H216ZM234 109V110H233ZM248 110V112H247V110ZM251 109V110H250ZM262 109V110H261ZM15 110V111H14ZM25 110V111H24ZM39 110V111H38ZM58 110H61V111H58ZM70 110V111H69ZM82 110V111H81ZM85 110V111H84ZM92 112H91V111ZM143 110V111H142ZM158 110V111H157ZM166 110H169V113H167V111ZM172 110V111H171ZM175 110H177L176 112H175ZM195 110H197V111H195ZM202 110V111H201ZM204 110H207L208 112L210 111H214V113L213 112H211L212 114H210V115H208V117H206V119L204 118V116H205V113H204ZM239 110V111H238ZM250 110V111H249ZM261 111V115H260V111ZM2 111V112H1ZM23 111V112H22ZM73 111V112H72ZM74 111H75V113H74ZM77 111V112H76ZM84 111V112H83ZM95 111V112H94ZM97 111V112H96ZM110 111V112H109ZM114 111V112H113ZM119 111L121 112V113H119ZM155 111H157L156 112V114H155ZM162 113H161V112ZM199 111V112H198ZM200 111H201V113H200ZM220 111L221 112H223V114L224 115H222V118H223V116H227L228 118H229V120L227 119H224V120H222V118H220ZM227 111H228V113H227ZM230 111V112H229ZM235 111V112H234ZM21 114H20V113ZM35 112V113H34ZM38 112H40V113H38ZM60 112H62V113H60ZM71 112H72V114H71ZM87 112V113H86ZM136 112V113H135ZM187 112V113H186ZM189 112V113H188ZM191 112V113H190ZM193 112V113H192ZM231 112H232V114H231ZM239 112V113H238ZM245 112H247V113H245ZM253 112V113H252ZM259 112V113H258ZM42 113V114H41ZM78 113V114H77ZM98 113V114H97ZM113 113H115V114H113ZM118 113H119V115H118ZM141 113H143V114H141ZM146 113V114H145ZM159 115H158V114ZM174 113V114H173ZM218 113V114H217ZM251 113V114H250ZM257 113V114H256ZM44 114H47V115H44ZM48 114H50L49 116H50V119H48L49 117H48ZM61 114H62V116H61ZM105 114V115H104ZM121 114V115H120ZM122 114H124V115H122ZM162 114V115H161ZM196 114V115H195ZM201 114V115H200ZM220 114V115H219ZM250 114V117H249V120H247L248 119V117L246 118V115H249ZM258 116H256V115ZM42 115H44L45 117H42ZM69 115V116H68ZM74 115H76V116H73ZM114 115V116H113ZM117 115V116H116ZM136 116V118H135V116ZM142 115H143V117H142ZM158 116L157 117V119L159 120H155L156 119V116ZM161 115V116H160ZM168 115V116H167ZM174 115H175V117H174ZM180 115V116H179ZM199 115V116H198ZM218 115V116H217ZM231 115V116H230ZM235 115V116H234ZM238 115V116H237ZM255 115V116H254ZM59 116L60 117H62L61 119L59 118ZM73 118H72V117ZM107 116V117H106ZM110 116V117H109ZM111 116H112V120H111ZM119 116H121V117H119ZM134 116V117H133ZM141 116V117H140ZM170 116V117H169ZM172 116V117H171ZM176 116H177V118H176ZM244 116H245V119H246V121H245V119H244ZM253 116H254V118H255V120H254V118H253ZM18 117V118H17ZM35 117V118H34ZM37 117V118H36ZM66 118L65 120H64V118ZM71 117V118H70ZM109 117V118H108ZM122 117H125V118H122ZM133 117V118H132ZM198 119H197V118ZM237 117H238V119H237ZM10 118V119H9ZM43 118H45V120L43 119ZM69 118H70V120H69ZM101 118V120H99ZM102 118H103V120H102ZM106 118V119H105ZM120 118H121V120H120ZM134 118H135V120H134ZM137 118L139 119V121L137 120ZM155 118V119H154ZM182 118V119H181ZM190 118V119H189ZM210 120H209V119ZM218 118V119H217ZM233 118V119H232ZM235 118V119H234ZM253 118V119H252ZM256 118H258V120L256 119ZM8 119V120H7ZM33 119V120H32ZM35 119V120H34ZM37 119V120H36ZM38 119L40 120V121H38ZM58 119V120H57ZM63 119V122L61 121ZM91 119V120H90ZM94 119H95V122H94ZM110 119V120H109ZM124 121H123V120ZM141 119V120H140ZM146 119V120H145ZM153 119H154V121H153ZM163 119H164V121L165 122H163ZM172 119H174V120H172ZM177 119V120H176ZM184 119V120H183ZM204 119L205 120H207L208 119V121H204ZM53 120H54V122H53ZM72 120V121H71ZM118 120H120V121H122V122H120V121H118ZM130 120V121H129ZM162 120V121H161ZM169 120V122H168V124H167V121ZM188 120V121H187ZM196 120H198V121H196ZM218 120V122L219 123H221V122H224L225 121V124H224V128H226V129H223V128H221V130L219 129L217 132H219V134L218 133H215V134H218V135H221L222 137H223V135H224V137L223 138H225V139H223V140H225V142L224 141H222L221 142V146L220 147H216V151L219 149V152L218 153H220L221 155V157L219 156V160H220V158H223V163L222 162H218L217 163V161H218V159L217 158H213L212 157V152L214 151L212 148V146L210 145L209 146V144L208 143H206V142H204L203 140L201 141V139H199V137L198 136H196L195 134H194V132H192L191 131V129H190V125L191 124H195L196 122H198V124H202V122H203V124L204 123H206V124H208L209 123V121H211V122H216ZM220 120V121H219ZM233 120H235V121H233ZM256 120L258 121V123H256ZM45 121V122H44ZM46 121L48 122V123H46ZM58 123H57V122ZM61 121V122H60ZM64 121H65V123H64ZM67 121H69L68 123H66ZM73 121H75V122H73ZM105 121V122H104ZM109 121V122H108ZM129 121V122H128ZM134 121V122H133ZM147 121V122H146ZM158 121V122H157ZM171 121L172 122H174V123H171ZM184 121H187V122H184ZM199 121H201V123L199 122ZM230 121V122H229ZM237 121H238V123H237ZM255 121V122H254ZM261 121V122H260ZM30 122H31V125H30ZM36 122V123H35ZM42 122V123H41ZM49 122L51 123L50 125H48L49 124ZM71 122V123H70ZM73 122V123H72ZM100 122V123H99ZM137 122H140V123H138V125H137ZM149 122V123H148ZM154 122H155V124H154ZM157 122V123H156ZM159 122H160V124H159ZM163 122V123H162ZM176 122V123H175ZM195 122V123H194ZM246 122V123H245ZM254 122V123H253ZM21 123H22V125H21ZM54 123V125H52ZM56 123V124H55ZM74 123H76V124H74ZM84 123V124H83ZM88 125V127L86 128L85 126H87L86 124ZM92 123V124H91ZM111 123V124H110ZM116 123V124H115ZM136 124V126H135V124ZM146 123V124H145ZM170 123V124H169ZM184 123V124H183ZM186 123V124H185ZM233 123H234V125H236V126H234L233 125ZM238 125H237V124ZM248 123H249V125H248ZM253 123V124H252ZM8 124V125H7ZM33 124H36V125H33ZM57 124H59L60 125V127H59V125L57 126ZM67 124V125H66ZM75 126H74V125ZM90 124V125H89ZM99 124V125H98ZM124 124V125H123ZM148 124V125H147ZM163 124V125H162ZM164 124H165V126H164ZM176 124V125H175ZM188 124V125H187ZM262 124V125H261ZM10 125H12V126H10ZM18 125V126H17ZM40 125V126H39ZM43 125V127H41ZM53 126V131H51L52 130V126ZM61 125H62V128H61ZM81 125V126H80ZM85 125V126H84ZM110 125V126H109ZM119 127H118V126ZM173 125H174V129H176V128H181L182 126V128L184 129V132H185V134H187L186 135V138H185V143L186 144H184L183 143V141L182 140H179L178 142H179V144H178V142L175 140L176 138H175V135H174V132H173ZM181 125V126H180ZM251 125H252V127H251ZM8 126H10L9 127V129H8ZM14 126V127H13ZM17 126V127H16ZM32 126H33V128H32ZM34 126H36V127H34ZM51 126V127H50ZM57 126V127H56ZM77 126V127H76ZM90 126V127H89ZM99 126H101V128L99 127ZM120 126H122L121 128H120ZM146 126V127H145ZM162 126H164V128L162 127ZM240 127V128H238L237 129V127ZM258 126H260V128L258 127ZM15 127H16V129H15ZM40 127V128H39ZM47 127V128H46ZM79 127H80V129H82V130H80L79 129ZM115 127H118V129L116 130V128H115V131L117 132V134L114 132V128ZM129 127V128H128ZM131 127H132V129H131ZM162 127V128H161ZM165 127L167 128L166 129V131L165 132H168V133H166L168 136H167V138H166V140L168 141V142H170L171 143V141L174 143V146L175 147H170L168 144H170V143H168L165 139L164 140H162V139H160V138H162L163 137V134H164V131L162 132V130H165ZM188 129H187V128ZM244 127H245V129H244ZM42 128V129H41ZM51 128V129H50ZM70 128V129H69ZM75 128V129H74ZM77 128V129H76ZM96 128V129H95ZM105 128H106V130H105ZM110 128V129H109ZM128 128V129H127ZM156 128V129H155ZM160 128V129H159ZM235 128V129H234ZM248 128V129H247ZM11 129V130H10ZM22 129V130H21ZM58 129V130H57ZM68 129V130H67ZM88 129V130H87ZM92 129V130H91ZM121 129L123 130V131H121ZM127 129V130H126ZM130 129V130H129ZM171 129H173L172 131H171ZM186 129V130H185ZM243 129V130H242ZM251 131H250V130ZM8 130V133L6 132ZM33 130V131H32ZM36 130H38L37 132H36ZM48 130V132L47 133H51L50 135H51V138H50V135L49 134H47L46 133V131ZM61 131V132H57V131ZM87 130V131H86ZM90 130V131H89ZM105 130V131H104ZM136 130V131H135ZM158 130V131H157ZM233 130V131H232ZM235 130V131H234ZM240 130H242V131H240ZM245 130V132H247V133H245V132H243ZM260 130H261V133H260ZM28 131H29V134H31V131L33 132L32 134H35L34 136L31 134L30 136H29V134H28ZM35 131V132H34ZM41 131V132H40ZM68 131H70V132H68ZM83 132V134H82V132ZM108 133H107V132ZM111 131L112 132H114V133H111ZM118 131H120V132H123L124 134L122 135V133H120V132H118ZM124 131H126V132H124ZM154 131H156V132H154ZM175 131V130H174ZM189 131H191V132H189ZM221 131V132H220ZM224 131V132H223ZM251 133H250V132ZM3 132H6V133H3ZM11 132V133H10ZM43 132V133H42ZM78 132H79V134H78ZM84 132H85V134H84ZM92 132V133H91ZM95 132V133H94ZM96 132H97V134H96ZM98 132H100V133H98ZM144 132V134L145 135H143L142 133ZM159 134H158V133ZM189 132V133H188ZM222 132H223V134H222ZM226 132V133H225ZM232 132V133H231ZM235 132V134H233ZM238 132H239V135H237L238 134ZM18 133V134H17ZM59 135H58V134ZM75 133H76V135H75ZM89 133V134H88ZM106 133V134H105ZM129 133V135H127ZM155 133H157V134H155ZM161 133V134H160ZM228 133V134H227ZM230 133L233 135V137H232V135L230 136ZM242 135H241V134ZM250 133V134H249ZM253 133V134H252ZM259 133V134H258ZM2 134H5V136L4 135H2ZM47 134V135H46ZM54 134V135H53ZM64 134V135H63ZM67 134V135H66ZM78 134V135H77ZM81 134H82V136H84L85 138H86V134H87V140L84 138V137H82L81 136ZM92 135V138H93V142H92V140H90V138H91V135ZM94 134H96V136H94ZM102 134V135H101ZM255 134V135H254ZM256 134H257V136H256ZM21 135V136H20ZM39 135V136H38ZM42 137H41V136ZM46 135V136H45ZM74 135V136H73ZM81 137H80V136ZM104 135V136H103ZM109 135H112V136H109ZM115 135L117 136V137H115ZM120 135V136H119ZM127 135V136H126ZM143 135V136H142ZM156 135V136H155ZM158 135V136H157ZM174 135V136H173ZM190 135V136H189ZM193 135V136H192ZM227 135V136H226ZM247 136V138H248V140L246 139V137L245 136ZM251 135V136H250ZM262 135V138L260 137ZM36 136V137H35ZM44 136V137H43ZM66 136H68V137H65ZM77 136H79V137H77ZM88 136H90V137H88ZM102 136V138L101 139H99L100 137ZM119 136V137H118ZM139 136V137H138ZM144 136H146V138H147V143H146V141L144 140ZM171 136V137H170ZM227 137V139H226V137ZM240 136H242L243 138H245V139H241L240 138ZM250 136V137H249ZM27 137L29 138L28 140H32V141H27ZM32 139H31V138ZM41 137V138H40ZM46 137H48V138H46ZM57 137V138H56ZM59 137V138H58ZM75 137V139H73ZM99 137V138H98ZM105 137V138H104ZM109 137V138H108ZM128 137V138H127ZM135 137V140L133 139ZM143 137V138H142ZM154 137H156V138H154ZM191 137V138H190ZM193 137V138H192ZM234 137H235V139H234ZM4 138V139H3ZM16 138V139H15ZM36 138V139H35ZM39 138V139H38ZM55 138V139H54ZM69 138V139H68ZM78 138H81L80 139V141H79V139ZM91 138V139H92ZM96 138V140H94ZM114 138V139H113ZM115 138H116V140H115ZM119 138H120V140H119ZM121 138H123V140L121 139ZM127 138V139H126ZM154 138V139H153ZM158 138V140L156 141L155 139H157ZM171 138H172V140H171ZM238 138H240L239 140H240V142H239V140H238ZM254 138V139H253ZM255 138H257L256 139V141H254L255 140ZM258 138H259V140H258ZM14 140V141H11V140ZM20 139H21V141H20ZM23 139V140H22ZM26 139V140H25ZM62 139V140H61ZM64 139V140H63ZM77 139V140H76ZM103 139V140H102ZM108 139V140H107ZM133 139V140H132ZM137 139H139V140H137ZM142 139V140H141ZM187 139H189V140H187ZM231 139V140H230ZM5 140V141H4ZM49 140H50V142H49ZM52 140V141H51ZM61 140V141H60ZM75 140V141H74ZM82 140V141H81ZM84 140V141H83ZM119 140V141H118ZM161 140V141H160ZM191 140V141H190ZM193 140H195V141H193ZM201 142H200V141ZM7 141V142H6ZM11 141V142H10ZM16 141H18V142H16ZM77 141V142H76ZM121 141V142H120ZM132 141H133V143H132ZM140 141V142H139ZM143 142V144H142V142ZM151 141H152V143H151ZM158 141H159V143H158ZM199 141V142H198ZM226 141H228V142H226ZM235 141H237V142H235ZM247 143H246V142ZM251 143H250V142ZM257 141H259L258 143H256ZM9 142H10V144H9ZM43 142V143H42ZM61 142V143H60ZM67 142H68V144H67ZM78 142H80V143H78ZM86 144H84V143ZM99 142V143H98ZM105 142H107L106 144H105ZM114 142V143H113ZM124 142V143H123ZM162 142V143H161ZM167 144V145H164L165 143ZM193 142V143H192ZM235 142V143H234ZM241 143V144H239V143ZM20 145H19V144ZM23 143H25V144H23ZM37 143V144H36ZM40 145H39V144ZM72 143H74V144H72ZM83 143V144H82ZM146 143V144H145ZM187 143H189V144H191V146L189 145L188 146V144ZM198 145L197 147H195V145L196 144ZM206 143V144H205ZM227 143V144H226ZM233 143V144H232ZM236 143H238V144H236ZM8 144V145H7ZM16 144H18L19 145V147L18 146H15ZM23 144V145H22ZM78 144V146H76ZM88 144V145H87ZM95 144V145H94ZM102 144V145H101ZM104 144V145H103ZM115 144V145H114ZM123 145V146H121V145ZM143 145L142 147L140 146V145ZM151 144H152V146H151ZM157 144V145H156ZM160 144V145H159ZM176 144H177V146H178V148H179V150H178V148H177V146H176ZM195 144V145H194ZM208 144V145H207ZM246 145V146H244V145ZM257 144V145H256ZM261 144V145H260ZM4 145V146H3ZM11 146V148H10V146ZM22 145V146H21ZM38 145V146H37ZM45 147H44V146ZM48 145V146H47ZM61 145V146H60ZM63 145V146H62ZM71 147L70 149H69V146ZM81 145V146H80ZM84 145V147H82ZM100 145V146H99ZM107 145V146H106ZM147 145H148V147H149V145H150V147L149 148H147ZM156 145V146H155ZM164 147L165 146V148H163L162 146ZM233 145V146H232ZM237 145V146H236ZM251 145H253L252 146V149H251ZM263 145H264V143H263ZM6 146H8V148L6 147ZM31 146V147H30ZM55 146V147H54ZM94 146H95V148H94ZM101 146H102V148H101ZM125 146H126V148H125ZM129 146V147H128ZM132 146V147H131ZM140 146V147H139ZM158 146H160L159 148H161V150L158 148ZM168 146V147H167ZM180 146V147H179ZM200 146H202V147H200ZM206 147V152H205V150H202V149H204L205 147ZM209 146V147H208ZM230 146V147H229ZM241 146V147H240ZM242 146H243V148H242ZM257 146V147H256ZM260 146H261V149H262V151L260 150ZM33 147V148H32ZM39 147H40V149H39ZM41 147H43V149L41 148ZM49 148V149H46V148ZM54 147V148H53ZM57 147H58V149H57ZM64 147V148H63ZM67 149H66V148ZM73 147V148H72ZM77 147V149H75ZM89 149V150H84V149H87V148ZM105 147H107V148H105ZM113 148V149H111V148ZM120 149H119V148ZM133 147H135V148H133ZM137 147H138V149H137ZM152 147V148H151ZM154 147V148H153ZM188 147V148H187ZM192 147V148H191ZM200 147V149H198ZM244 147H246V148H244ZM13 148H14V150H13ZM37 148V149H36ZM51 148V149H50ZM55 148H56V151H55ZM59 148H60V150H59ZM80 148V149H79ZM84 148V149H83ZM109 148V149H108ZM141 148H143V149H141ZM157 148H158V152L156 151L157 150ZM170 148V149H169ZM175 148V149H174ZM241 148V149H240ZM257 148V149H256ZM9 149V150H8ZM17 149V150H16ZM22 149H26V150H22ZM29 149H31V150H29ZM36 149V150H35ZM40 151H39V150ZM53 149V150H52ZM63 151H62V150ZM65 149L67 150V151H65ZM96 149H97V152H96ZM127 149H129V150H127ZM137 149V150H136ZM144 149H146V150H144ZM152 149L154 150V151H152ZM165 149V150H164ZM167 149H168V151H169V156L168 155H166V154H168V151H167ZM176 151L175 153H177V155H175V153H174V150ZM184 149H187L188 151H189V149H190V152L191 153H189V152H187V150L186 151H184ZM192 149H196L195 151L193 150V151H191ZM198 149V150H197ZM208 149V150H207ZM225 149V150H224ZM247 149V150H246ZM16 150V151H15ZM35 150V151H34ZM71 150L73 151V152H71ZM78 150V151H77ZM81 150V151H80ZM105 150H106V152H105ZM107 150H109V152L107 151ZM113 150V151H112ZM118 150V151H117ZM143 150H144V152H143ZM147 150H148V152H147ZM171 150V151H170ZM180 151V153L182 154H180V153H178V151ZM200 150V151H199ZM221 150V151H220ZM228 150V151H227ZM234 150H236V151H234ZM239 150V151H238ZM245 150V151H244ZM249 150V152H247ZM251 150V151H250ZM254 150V151H253ZM8 151H9V153H8ZM20 151V152H19ZM38 151V152H37ZM42 151H43V153H42ZM49 151L51 152V153H49ZM70 151V152H69ZM83 151H84V153H87V152H91V154L90 153H87L86 154V156H83ZM102 151L104 152L102 155H101V153H102ZM150 151H151V153H150ZM161 151V152H160ZM164 151V152H163ZM183 153H182V152ZM199 151V152H198ZM256 151V152H255ZM260 151V152H259ZM14 152H17V153H14ZM34 152V153H33ZM48 152V153H47ZM52 152H54V153H56V154H54V153H52ZM79 152V153H78ZM94 154H93V153ZM100 152V153H99ZM114 152V153H113ZM122 152H124V154H126L127 152L129 153H127L128 155H126V156H128V157H125V155L122 153ZM135 152V153H134ZM153 152V153H152ZM186 152V153H185ZM197 152V153H196ZM202 152H203V154H202ZM224 152V153H223ZM229 152H231V153H229ZM241 152V153H240ZM243 152V153H242ZM252 152H254V153H252ZM12 153H13V155H12ZM21 153V154H20ZM60 153L62 154V155H60ZM96 153V154H95ZM109 153V154H108ZM112 153V154H111ZM139 153V154H138ZM144 153V154H143ZM147 153H148V155H147ZM174 153V154H173ZM186 155H185V154ZM193 153V154H192ZM196 153V154H195ZM208 153V154H207ZM227 153V154H226ZM237 153V154H236ZM24 154V156H25V154L27 155V154H29V155H27V156H22ZM38 154V155H37ZM46 154H47V156H49V154L50 155H52V157L51 158H49V157H47L46 156ZM73 154V155H72ZM75 154H77V155H75ZM80 156H79V155ZM100 154V155H99ZM105 154H107V155H105ZM116 154V155H115ZM145 154H146V157H143V156H145ZM159 154H161V155H159ZM183 154H184V158L182 157L183 156ZM188 154V155H187ZM199 154V155H198ZM202 154V155H201ZM226 154V155H225ZM240 154V155H239ZM243 154V155H242ZM253 154H255V156L253 155ZM259 154H260V156H259ZM2 155H3V158H2ZM8 157H7V156ZM85 155V154H84ZM96 155H97V157H96ZM115 155V156H114ZM142 155V156H141ZM150 155H151V157H150ZM160 156V157H158V156ZM162 155H163V157H162ZM166 155V156H165ZM181 155V156H180ZM201 155V156H200ZM211 155V156H210ZM231 155V156H230ZM263 155V156H262ZM10 156V157H9ZM13 156V157H12ZM45 156H46V158H45ZM54 156V157H53ZM55 156H57V157H55ZM61 156V157H60ZM147 156H149V157H147ZM179 156V157H178ZM196 156H197V158H196ZM202 156H204V158L202 157ZM224 156H227L226 158H228L229 159V162L226 160V158L224 157ZM236 156H237V158H236ZM241 158H240V157ZM259 156V158H257ZM6 157V158H5ZM35 157V158H34ZM36 157H37V159H36ZM43 157V158H42ZM64 157V158H63ZM99 157H101V158H99ZM140 157V158H139ZM167 158V161L166 160H164V159H166ZM187 159H186V158ZM190 157H191V159H190ZM201 159H200V158ZM250 157V158H249ZM255 157V158H254ZM10 158V159H9ZM59 159V160H57V159ZM66 158V159H65ZM85 158H87V159H85ZM99 158V159H98ZM105 158V159H104ZM114 158V159H113ZM142 158H143V160H142ZM149 158V159H148ZM170 158V159H169ZM174 158H175V160H174ZM178 158H179V160H178ZM183 158V159H182ZM205 158L206 159H208V161L207 162H205ZM234 160H233V159ZM249 158V159H248ZM3 159H5V160H3ZM7 159V160H6ZM24 159V160H23ZM146 159V160H145ZM152 159V160H151ZM161 159V160H160ZM203 159H204V161H203ZM210 159V160H209ZM212 159V160H211ZM241 159V160H240ZM245 159V160H244ZM250 159H252V160H250ZM257 159V160H256ZM13 160V161H12ZM32 160H34V161H36L37 160V162H32ZM53 160H55V161H53ZM68 160V161H67ZM82 160L83 161H85V162H82ZM98 160V161H97ZM102 161V160H104L102 163L100 162V161ZM108 160V161H107ZM113 160H115V161H113ZM198 160L199 161H201V162H198ZM231 160H233V162L235 163V161H237L235 164L234 163H232L231 162ZM244 160V161H243ZM249 160V161H248ZM259 160V161H258ZM7 161V163H5ZM25 161V162H24ZM144 161V162H143ZM149 161V162H148ZM151 161H153V162H151ZM172 161V162H171ZM173 161H174V163H173ZM183 161L185 162V163H183ZM213 161V162H212ZM221 161H222V159H221ZM243 161V162H242ZM247 161V163H245ZM256 161H258L257 163H256ZM13 162V163H12ZM21 162V163H20ZM80 162H82V163H80ZM88 162V163H87ZM93 162V163H92ZM99 162V163H98ZM107 162V163H106ZM112 162V163H111ZM137 162H138V164H137ZM140 162V163H139ZM195 162H197V163H195ZM204 162V163H203ZM209 162V163H208ZM210 162H212V163H210ZM227 164H226V163ZM241 162V163H240ZM250 162V163H249ZM33 163H36V165L35 164H33ZM39 165H38V164ZM66 164V165H64V164ZM74 163V164H73ZM101 163V164H100ZM105 163V164H104ZM120 163V164H119ZM124 163V164H123ZM147 165H146V164ZM149 163H150V165H149ZM173 163V164H172ZM195 163V164H194ZM200 163H201V165H200ZM217 163V164H216ZM225 163V164H224ZM229 163H231V164H229ZM12 164V165H11ZM20 164V165H19ZM44 164V165H43ZM51 164V165H50ZM87 164V165H86ZM91 164V165H90ZM92 164L94 165L95 164V167L94 166H92ZM98 164H100V165H98ZM110 164H112V165H110ZM117 164H118V166H120V168L117 166ZM134 164V165H133ZM136 164L139 166H136ZM162 166H161V165ZM174 164H177V165H174ZM198 164V165H197ZM209 164H211L212 165V167H211V165H209ZM244 164H246V165H244ZM248 164V165H247ZM251 164V165H250ZM255 164V165H254ZM257 164V165H256ZM1 165H2V167H1ZM6 165V166H5ZM10 165H11V167H10ZM16 165H18V166H16ZM31 165V166H30ZM32 165H34V166H32ZM41 165V166H40ZM74 165V166H73ZM76 165V166H75ZM81 165H83V166H85V167H83V166H81ZM104 165V166H103ZM123 165H126L127 167H128V169H129V171H126V170H128L127 169V167H125V166H123ZM130 165H131V167H130ZM133 165V166H132ZM145 165H146V168H145ZM151 165H152V167H151ZM158 165V166H157ZM160 165V166H159ZM173 167H172V166ZM184 165V166H183ZM187 165V166H186ZM195 165V166H194ZM206 165V166H205ZM214 165V166H213ZM218 165V166H217ZM231 166V169H230V166ZM234 165L236 166L235 168H237L236 169V174L233 172L234 170H235V168H234ZM238 165V166H237ZM253 165V166H252ZM28 166H29V168H33V170L31 171V169H29L28 168ZM46 166H51V167H46ZM81 166V167H80ZM100 166V167H99ZM112 168H111V167ZM135 166V167H134ZM148 166V167H147ZM176 166V167H175ZM192 166V167H191ZM201 166V168H199ZM217 166V167H216ZM220 166V167H219ZM227 166L229 167V168H227ZM233 166V167H232ZM247 166V167H246ZM8 167V168H7ZM38 167V168H37ZM57 167V168H56ZM63 167V168H62ZM72 167V168H71ZM75 167H78V169L76 168V171H75ZM116 167V168H115ZM125 167V168H124ZM137 167V168H136ZM160 167H161V169H160ZM169 167V168H168ZM187 168V170H186V168ZM204 167V168H203ZM205 167H206V169H205ZM207 167H209V168H207ZM211 167V168H210ZM242 167V168H241ZM252 167V168H251ZM253 167H255V169L253 168ZM2 168V169H1ZM28 168V172L26 171V169ZM48 168V169H47ZM49 168L51 169V170H49ZM66 168V169H65ZM68 168V169H67ZM85 168V170L83 171V169ZM101 168V169H100ZM119 168V171H120V173H119V171H118V173H117V170L116 169H118ZM159 168V169H158ZM167 168V169H166ZM178 168V169H177ZM218 168H220V169H218ZM3 169H5V170H3ZM9 169V170H8ZM47 169V170H46ZM64 169V170H63ZM97 169H99V170H97ZM104 171H103V170ZM105 169H107V170H105ZM112 169V170H111ZM133 169H135V170H133ZM139 169V170H138ZM152 171H151V170ZM169 169V170H168ZM171 169V170H170ZM175 169V170H174ZM182 169H183V171H182ZM189 169H191V171L189 170ZM208 169V170H207ZM227 169H229V170H227ZM239 169V170H238ZM240 169H245V171L244 170H240ZM250 171H248V170ZM260 171H259V170ZM262 169V170H261ZM12 170V171H11ZM25 170V171H24ZM38 172H36V171ZM65 170H67V171H65ZM69 170V171H68ZM93 170L95 171V174H94V172H93ZM110 170H111V172L113 173L114 171V173L112 174V175H110L111 173H110ZM121 170H122V174L123 173H125V171H126V173L125 174H127V175H122L121 174ZM144 170V171H143ZM161 172H163V173H161L160 174V171ZM163 170V171H162ZM181 170V171H180ZM199 170H201V171H203V172H201V174H200V171ZM212 171V177H211V171ZM218 170H219V172H218ZM220 170H221V173H222V176H221V174H219L220 173ZM232 170V171H231ZM247 170V171H246ZM252 170V171H251ZM3 171H4V173H3ZM7 171V172H6ZM9 171V172H8ZM50 171V172H49ZM83 171V172H82ZM87 171V172H86ZM89 171V172H88ZM140 173H139V172ZM150 173H149V172ZM166 171H167V173H166ZM170 171H172L171 173H170ZM176 173H175V172ZM196 171V172H195ZM206 171V172H205ZM215 171H217L218 173H215ZM239 173H238V172ZM245 172V174H244V172ZM14 174H13V173ZM49 172V173H48ZM64 172L66 173V174H64ZM75 174H74V173ZM78 172V173H77ZM102 172V173H101ZM107 172H109V175L107 174ZM178 172H180L179 173V175H178ZM183 172V173H182ZM188 174V173H191V175H190V177L189 176H186V174ZM230 172V173H229ZM231 172H232V174H231ZM242 172V173H241ZM254 172H255V174H254ZM6 173H8V174H6ZM35 173H37L38 174V176H37V174H35ZM43 173V174H42ZM87 173L89 174L88 176H87ZM103 173L105 174L104 176H103ZM133 173H135V174H133ZM143 173V174H142ZM170 173V174H169ZM173 173H174V175H173ZM182 173V174H181ZM195 173H196V175H195ZM204 173V178H203V176H202V174ZM217 174V175H215V174ZM228 173H229V175H228ZM4 174H5V176H4ZM13 174V175H12ZM61 174V175H60ZM70 174V175H69ZM76 175V177H72V175ZM77 174H80L79 175V177H78V175ZM102 174V175H101ZM139 174H141V175H139ZM157 174V175H156ZM159 174L160 175H162V176H160L159 177ZM172 174V175H171ZM185 174V175H184ZM195 175L196 177H193V175ZM224 174H227V175H224ZM250 174H251V176H250ZM256 174H257V176H256ZM262 174H263V176H262ZM7 175V176H6ZM12 175V176H11ZM20 175V176H19ZM22 175V176H21ZM32 176V178H31V176ZM43 175V177H41ZM65 175V176H64ZM83 175V176H82ZM113 175H116V176H114L113 177ZM135 175V176H134ZM143 175V176H142ZM148 175V176H147ZM168 175H169V177L172 179V181H171V179L168 177ZM178 175V176H177ZM219 175V176H218ZM234 176V180L235 181H233L234 182V184H233V182H232V178H233V176ZM239 175H241V176H239ZM246 175H248V176H250L251 178H249L248 176H246ZM260 175V176H259ZM25 176V177H24ZM57 176V177H56ZM60 176V178H58ZM69 176V177H68ZM87 176V177H86ZM90 176V177H89ZM111 176V177H110ZM145 176V178H143L142 180L140 179V178H142V177H144ZM154 176H155V178H154ZM174 176V177H173ZM180 176V177H179ZM184 176V177H183ZM216 176V177H215ZM227 176L229 177V178H227ZM243 176H245V177H243ZM256 176V177H255ZM5 177H7V178H5ZM11 177H13V178H11ZM18 177V178H17ZM20 177V178H19ZM38 177H40V178H38ZM46 177V178H45ZM78 177V178H77ZM93 177V178H92ZM123 177V178H122ZM129 177H131V178H129ZM139 177V178H138ZM150 177H153L152 179H154V180H152ZM162 177V178H161ZM165 177V178H164ZM181 177H183L182 179H180ZM259 177V179H257ZM2 178V179H1ZM11 178V179H10ZM44 178V179H43ZM53 178V179H52ZM59 180H58V179ZM67 178L68 179H70V180H67ZM81 178V179H80ZM83 178H84V180H83ZM87 178L88 179H90V180H88L87 181ZM92 178V179H91ZM109 178H110V180H111V182H110V180H109ZM113 178V179H112ZM127 178V179H126ZM134 178H135V180H134ZM137 178H138V180H137ZM157 178V179H156ZM160 178V179H159ZM175 178V179H174ZM190 178V179H189ZM195 178V179H194ZM209 178H211V179H209ZM222 178V179H221ZM226 178V179H225ZM244 178H246V180L244 179ZM254 178H256V179H254ZM18 179V180H17ZM20 179V180H19ZM33 179H35V181L33 180ZM41 179V180H40ZM62 181H61V180ZM78 179V180H77ZM97 179V180H96ZM147 179V180H146ZM151 179V180H150ZM177 179H178V181H177ZM193 179V180H192ZM198 179V180H197ZM203 179H204V181H203ZM207 179V180H206ZM216 179V180H215ZM225 179V180H224ZM229 181H228V180ZM240 179V180H239ZM11 180V181H10ZM58 180V181H57ZM121 180H122V182H121ZM125 180V181H124ZM149 180V181H148ZM159 180V181H158ZM161 180V181H160ZM169 181V182H167L166 184L164 183V181ZM196 180V181H195ZM209 180V181H208ZM249 180V181H248ZM251 180V181H250ZM259 181V183H260V185H259V183H258V181ZM9 183H8V182ZM18 181V182H17ZM42 181V182H41ZM53 181V183H51ZM57 181V182H56ZM59 181H61V182H59ZM69 181V182H68ZM72 181H74V182H72ZM79 181V182H78ZM82 181H83V183H85V184H83L82 183ZM93 181H94V183H93ZM107 181H108V183H107ZM138 181V182H137ZM144 181H146V183H144ZM152 181H154V182H152ZM173 181H177L176 182V187H178V189L176 188L175 190L173 189L172 190V194H171V196H172V199H170L169 197V200L170 201H172V202H170L171 203V205H169V210L170 211H168L169 212V215H167L168 216V219L171 221H169V220H162L163 222V224H164V222H168L169 221V223L170 224H173L174 225V223L176 222V220H173L174 218H176V217H178V219L180 218V217H182V216H184V214H186V212H187V214L188 213H190V214H192V216H193V222L192 223H194L195 221H197L198 222V220L199 221H201L202 222V219H205L206 217V220H204L202 223H203V225H206V227L205 226H203V228L202 229H198V227H197V224H199V223H201V222H195L196 223V228H194L195 230L197 229V231L196 232H193V231H195V230H191V234H190V236L188 235L187 236V234L185 233V235L183 234L184 233V230L183 229H181V227H179L180 226V222L178 223L179 225H178V227L177 228H175L176 230H172V229H174L173 227H175V226H173L172 227V225H171V227L170 228H172V229H169V228H167V227H164L165 225H163L162 226V229H161V226L159 227L158 226V224L157 223H153L152 221H148V217H147V215H145L146 213H144L143 214V208L141 207L142 205H143V203H142V196L139 198L138 196H136V195H138V193H137V190L136 189H138L139 190V187L143 184V185H145V186H148V183L150 184L149 186H148V188H149V190L150 191H152L151 189H153L154 191V193H156V191H158V189L157 188H159V191H162V189H164L165 187H167V185L170 183V182H173ZM189 181V182H188ZM191 181H195V182H192L191 183ZM205 181H207V182H205ZM211 181V182H210ZM239 182V184H238V182ZM241 181V182H240ZM244 181V182H243ZM256 181V182H255ZM4 182V183H3ZM56 182V183H55ZM110 182V183H109ZM148 182V183H147ZM180 182V183H179ZM181 182H183V183H181ZM185 182V183H184ZM187 182V183H186ZM219 182V183H218ZM225 182V183H224ZM232 182V184H230V183ZM71 183V184H70ZM76 185H75V184ZM79 183V184H78ZM109 184L108 186H106L107 184ZM112 183H114V186H113V184ZM129 183H131V185L132 184H134V185H130ZM142 183V184H141ZM152 183V184H151ZM160 183V185H158ZM178 183V184H177ZM197 183H198V186H197ZM202 183V186H204V188L205 189H207V185H208V189L205 191V189L204 190H202L201 191V189H203V187L200 185ZM208 183V184H207ZM212 185H211V184ZM217 183H218V185H217ZM237 183V184H236ZM251 183V184H250ZM262 183V184H261ZM34 184V185H33ZM36 184V185H35ZM48 184V185H47ZM83 184V185H82ZM89 184V185H88ZM92 184V185H91ZM112 184V185H111ZM117 184V185H116ZM136 184V185H135ZM139 184V185H138ZM155 184V185H154ZM163 184H165V185H163ZM182 184V185H181ZM189 184V185H188ZM206 185V187H205V185ZM225 184H226V186H225ZM251 186L250 188H249V186ZM42 185V186H41ZM46 185V186H45ZM50 185V186H49ZM78 185V186H77ZM89 187H88V186ZM94 185V186H93ZM99 185H100V187H99ZM112 187H111V186ZM152 185H154L153 187H152ZM178 185H180V186H178ZM195 185V186H194ZM222 185V186H221ZM232 185V186H231ZM240 185H243L242 187H240ZM245 185V186H244ZM258 185H259V187H258ZM18 186V187H17ZM35 186V187H34ZM44 186V187H43ZM53 186V187H52ZM66 187V188H63V187ZM98 186V187H97ZM119 186V187H118ZM128 186V187H127ZM136 186V187H135ZM159 186V187H158ZM164 186V187H163ZM210 186V187H209ZM219 188H218V187ZM231 186V187H230ZM255 188H254V187ZM6 189H5V188ZM33 187V188H32ZM38 187V188H37ZM39 187H40V189H39ZM43 187V188H42ZM76 187H78V188H76ZM87 187V188H86ZM105 187H106V189H105ZM135 187V188H134ZM152 187V188H151ZM161 187H162V189H161ZM196 187H197V189H196ZM213 187V188H212ZM222 187V188H221ZM229 187V188H228ZM234 187V189L233 190H228V189H232ZM239 187V188H238ZM246 187V188H245ZM247 187H248V189H247ZM253 187V188H252ZM257 187V188H256ZM37 188V189H36ZM52 188H54V189H52ZM73 188V189H72ZM74 188H76V190L74 189ZM86 188V189H85ZM103 189L102 191L101 190H99V189ZM109 188V189H108ZM154 188H156V189H154ZM191 188H192V190H191ZM211 188H212V190H211ZM215 188H217L220 192H217L218 190L217 189H215ZM227 188V189H226ZM235 188H237L236 189V192H235ZM240 188H241V190H240ZM16 189H18L17 191H16ZM26 189V190H25ZM34 189V190H33ZM44 189H50L49 191L48 190H44ZM64 191H63V190ZM89 189V190H88ZM98 189V190H97ZM112 190L111 192L109 191V190ZM114 189H119L118 191L120 192H118L117 190H114ZM128 189H129V191H128ZM161 189V190H160ZM194 189V190H193ZM221 189V190H220ZM224 189V191H222ZM226 189V190H225ZM244 189H245V191H244ZM249 189H250V192H253L252 194H249ZM257 189V190H256ZM258 189H260V190H262V191H259ZM6 190H7V193H6ZM9 190V191H8ZM22 192V190H23V192L22 193H24V194H22L20 191ZM28 190V191H27ZM33 190V191H32ZM35 190H37V191H35ZM54 190V191H53ZM82 190V191H81ZM86 190H88V191H86ZM97 190V192H95ZM105 190V191H104ZM133 190H134V192H133ZM156 190V191H155ZM195 190H197V191H195ZM200 190V191H199ZM228 190V191H227ZM240 190V191H239ZM252 190V191H251ZM259 191V192H261L260 194H259V192H256V191ZM19 191V192H18ZM25 191V192H24ZM47 191V192H46ZM61 193H60V192ZM63 191V192H62ZM73 191V192H72ZM115 191V192H114ZM123 191V192H122ZM184 191H186V193L184 192ZM211 191V193H209ZM215 191H216V193H215ZM231 191H234V193L232 194L231 193ZM242 191V192H241ZM248 191V192H247ZM9 192V193H8ZM15 195V198H14V196H13V194ZM52 192L54 193V196H52ZM68 192V193H67ZM82 192V193H81ZM87 192H88V194H87ZM102 193V195H101V193ZM130 192V193H129ZM195 192V194L197 195V197H196V195L195 196H193L194 194L193 193ZM201 192V193H200ZM238 192V193H237ZM6 193V194H5ZM25 193H27V194H25ZM44 193H46V194H44ZM60 193V194H59ZM100 193V194H99ZM114 193H115V195H114ZM119 193V194H118ZM127 193H129V194H127ZM133 193H134V195L136 196H134L133 195ZM153 193V194H154ZM185 193V194H184ZM188 193H189V195H188ZM191 193H192V195H191ZM200 195H199V194ZM203 193V194H202ZM219 195L220 196V199H218L217 200V198H219V196L217 197L216 195ZM219 193V194H218ZM229 193V194H228ZM231 193V194H230ZM245 193V194H244ZM8 194V195H7ZM10 194V195H9ZM20 194V195H19ZM38 194H39V197H37L38 196ZM57 194V195H56ZM96 194V195H95ZM114 196H113V195ZM209 195V197H205V200H204V196L205 195ZM211 194V195H210ZM213 194V195H212ZM223 194V195H222ZM234 194H239V195H237V199H236V195H234ZM247 194V195H246ZM249 194V195H248ZM255 194V196H253ZM256 194H259V195H256ZM6 195H7V197H6ZM35 195V196H34ZM37 195V196H36ZM41 195V196H40ZM45 195H47V196H45ZM100 195V196H99ZM127 195H130L129 196V198H128V196ZM163 195V196H162ZM184 195H186L185 197H184ZM192 196L191 198L189 197V196ZM202 195V196H201ZM206 195V196H207ZM231 195V196H230ZM243 197H245V198H242V196ZM3 196V197H2ZM51 196V197H50ZM60 196V197H59ZM76 196V197H75ZM77 196H79V197H77ZM103 196V197H102ZM134 196V197H133ZM161 196L162 197H167L168 195H166V194H164V192H162L161 193ZM213 198H211V197ZM233 196V197H232ZM241 196V197H240ZM247 196V197H246ZM257 196H258V198H257ZM1 197L2 198H4V199H1ZM32 199H31V198ZM37 197V198H36ZM41 197H44V198H41ZM46 197V198H45ZM82 197V198H81ZM89 197H90V199H89ZM111 197V198H110ZM120 197H121V200H120ZM184 197V198H183ZM196 199H195V198ZM223 197V199L225 200V202H223L224 200L223 199H221ZM239 197H240V199H241V203L242 204H240V200H239ZM255 197V198H254ZM264 197V196H263ZM8 198V199H7ZM30 198V199H29ZM49 198H51V200H48ZM73 198V199H72ZM78 198V199H77ZM85 198H86V200H85ZM89 200H88V199ZM117 198V199H116ZM138 198H139V200H138ZM190 198V199H189ZM229 199V202H227L228 201V199ZM234 198V199H233ZM262 199V201H261V199ZM34 199V200H33ZM62 199V200H61ZM96 201H95V200ZM104 199V200H103ZM107 199V200H106ZM113 199H115V202L113 201ZM124 201H123V200ZM185 200V201H182L181 203H180V201L181 200ZM189 199V200H188ZM192 199H193V201H192ZM200 199V200H199ZM208 199V200H207ZM210 199H212V200H210ZM249 199V200H248ZM253 199H254V201H253ZM258 199V200H257ZM6 201V202H8V203H6V202H3V201ZM14 200H15V202H14ZM98 200V201H97ZM99 200H102V201H99ZM128 200H129V203H128ZM138 200V201H137ZM194 200H196V201H194ZM210 200V201H209ZM217 200V201H216ZM220 200V201H219ZM222 200V201H221ZM244 200H245V205H244ZM24 201V202H23ZM34 201H37V202H34ZM44 201V202H43ZM48 201V202H47ZM52 201V202H51ZM78 201V202H77ZM83 201V202H82ZM103 201H105V203L103 202ZM120 201H121V203H120ZM126 201V202H125ZM132 201L135 203V206L133 207H131V205L133 204L134 205V203H132ZM193 202V204H191L192 202ZM197 201H198V203H197ZM209 201V202H208ZM213 201L216 203V204H218V205H216L215 203H213ZM235 203H234V202ZM246 201H249V202H246ZM254 202V203H250V202ZM3 202V203H2ZM14 202V203H13ZM21 202H22V204L24 205V203H26L25 204V206L24 207H21V206H23L22 204H21ZM50 202V203H49ZM59 202H61V203H59ZM87 202V203H86ZM91 202V203H90ZM98 202V203H97ZM107 202V203H106ZM109 202H110V205H109ZM125 202V203H124ZM183 202H185V204L183 203ZM190 203V204H187V203ZM194 202H196V203H194ZM210 202H212V203H210ZM220 202H223V203H220ZM228 203V205L229 204H235L237 207L239 206V209L234 205H231V207H230V205L228 206L227 205V203ZM231 202V203H230ZM258 202V203H257ZM11 203V204H10ZM32 203V204H31ZM37 203V204H36ZM59 203V204H58ZM64 205H63V204ZM78 203V204H77ZM101 204V206H100V208H99V205ZM130 203H132L131 205H130ZM138 203V204H137ZM139 203H141V204H139ZM210 203V204H209ZM261 203H262V205L263 206H261ZM10 204V205H9ZM20 204V205H19ZM30 204V205H29ZM41 204V205H40ZM51 204H53V205H51ZM55 204V205H54ZM84 204V205H83ZM119 204V205H118ZM125 204V205H124ZM127 204H129L128 206H127ZM138 205V208L136 207L137 205ZM182 204V205H181ZM208 204V205H207ZM212 204H213V208L212 207H210V206H212ZM219 204H223V205H219ZM227 206H226V205ZM255 204V205H254ZM5 205H7V206H5ZM12 205V206H11ZM49 205H51V206H49ZM71 207H70V206ZM92 205V206H91ZM125 207H124V206ZM141 205V206H140ZM189 205V206H188ZM194 205V206H193ZM199 205H200V207H199ZM203 205V206H202ZM204 205H205V207H206V209H205V207H204ZM210 205V206H209ZM247 205H249L250 206V208H249V210H247L248 209V207L249 206H247ZM251 205H252V207H251ZM256 205H258V209H257V207H256ZM20 206V207H19ZM35 206V207H34ZM52 206H54V207H52ZM78 206H79V208H78ZM84 206V207H83ZM109 206H111L110 208H109ZM191 206V207H190ZM216 206L218 207V208H216ZM225 206V207H224ZM254 206V207H253ZM259 206H260V208H259ZM26 207V208H25ZM49 207V208H48ZM52 207V208H51ZM94 207V208H93ZM121 207H122V211H121ZM131 207V208H130ZM139 207H141V208H139ZM196 207V208H195ZM215 207V208H214ZM226 207H227V211L226 212H224L225 210H226ZM230 209H229V208ZM233 207V208H232ZM245 207V208H244ZM12 208V209H11ZM18 208V209H17ZM22 208V209H21ZM34 208L37 210L36 211V213L38 214H36L35 213V210H34ZM38 208V209H37ZM45 208V210H43ZM51 208V209H50ZM85 208V210H83ZM108 208V209H107ZM133 208H135L136 210L134 211V209ZM180 209L181 211H177V209ZM183 208V209H182ZM187 208V209H186ZM190 210H189V209ZM197 209V210H193V209ZM201 208H203L202 209V211L204 212L205 210H206V212L208 213V211H209V213L207 214L206 212H202L201 211ZM223 208V209H222ZM232 208V209H231ZM255 208V209H254ZM9 209V210H8ZM40 209H41V211H40ZM49 209V210H48ZM56 209V210H55ZM64 209V210H63ZM90 210L91 212H89L88 211V213H87V210ZM93 209V210H92ZM119 209V210H118ZM186 209V210H185ZM213 209V210H212ZM215 209H216V211L217 212H215ZM219 209V210H218ZM221 209H222V211H221ZM234 209V210H233ZM242 209V210H241ZM251 209V210H250ZM253 209H254V212H253ZM5 210V211H4ZM12 210V211H11ZM14 210V211H13ZM19 210V211H18ZM22 212H21V211ZM39 210V211H38ZM43 210V211H42ZM57 210H58V212H57ZM77 210V213L75 212ZM106 210H108V212L106 211ZM114 212H113V211ZM192 210V211H191ZM235 210H237V211H239L240 212V210H241V213L239 214L237 211H235ZM247 210V211H246ZM1 211H2V213H1ZM8 211V212H7ZM16 211V212H15ZM81 212V214H80V212ZM85 212V216L86 217H84V214H83V212ZM99 211H101V212H99ZM103 211V212H102ZM119 211V212H118ZM126 213H125V212ZM189 211V212H188ZM230 211V212H229ZM234 211V212H233ZM249 211H251V212H253V213H251V212H249ZM255 211H257V212H259V213H256ZM10 212V213H9ZM13 212V213H12ZM19 212H21L20 214H19ZM25 212V213H24ZM51 212H53V213H51ZM56 212V213H55ZM60 212H62V213H60ZM74 212V213H73ZM117 212V213H116ZM142 212V213H141ZM171 212V213H170ZM182 212V213H181ZM196 212V213H195ZM202 213V215H201V213ZM213 212V213H212ZM214 212H215V214H214ZM220 212V213H219ZM232 212V213H231ZM246 212V213H245ZM27 213V214H26ZM45 213V214H44ZM67 213V214H66ZM75 213H76V215H75ZM101 213H103V214H101ZM105 213V214H104ZM106 213H108L107 214V216H106ZM121 213H124V214H122L121 215ZM179 214V215H177V214ZM224 213V214H223ZM234 213V214H233ZM235 213H236V216H235ZM245 214V218L243 217L244 216V214ZM250 213V214H249ZM257 214V215H255V214ZM9 214V215H8ZM14 215L13 217H11L12 215ZM29 214V215H28ZM43 214V215H42ZM54 216H56V217H54ZM57 214V215H56ZM71 214V215H70ZM79 214V215H78ZM87 214H88V216H87ZM113 214H114V216H113ZM127 214H128V216H132L131 217V219H130V217H128L127 216ZM130 214V215H129ZM133 214V215H132ZM136 214H139V215H137L136 216ZM168 214V213H167ZM174 214H176V215H174ZM183 214V215H182ZM194 214V215H193ZM196 214V215H195ZM211 214V215H210ZM212 214H214V216L212 215ZM230 214H231V216H235L236 217V219H234V218H232L231 216H230ZM254 214V215H253ZM32 215H33V217H32ZM38 217H37V216ZM60 215H62V216H60ZM73 215V216H72ZM77 215H78V217H77ZM104 215V216H103ZM126 215V216H125ZM208 215V216H207ZM250 215V217H248ZM16 216V217H15ZM30 216V217H29ZM60 216V217H59ZM67 218H66V217ZM71 216H72V218H71ZM82 216V217H81ZM98 216H101V219H100V217H98ZM103 216V217H102ZM113 216V217H112ZM120 217L122 220H123V222H124V220H125V222L123 223V222H121L122 220L119 218V220H116L117 219V217ZM134 216V217H133ZM139 219V225L140 226H143L144 228H146L147 229V232H146V235H147V237L149 236V238H148V240H147V238L145 237V236H139L138 234H134V232L129 228L130 226V224H129V222H127V221H132V219H134V218H136V217ZM146 216V217H145ZM174 216V217H173ZM176 216V217H175ZM196 216V217H195ZM198 216V217H197ZM201 216V217H200ZM203 216V217H202ZM206 216V217H205ZM210 216H211V218H210ZM226 217V218H224L223 219V217ZM228 216H230V217H228ZM239 216V217H238ZM257 216V222L255 221V217ZM11 219H9V218ZM29 219V221H27V219ZM32 217V218H31ZM37 217V218H36ZM40 217V218H39ZM51 217H53V218H51ZM62 217V218H61ZM74 217V218H73ZM105 217V218H104ZM108 217H110V219L108 218ZM123 217H124V219H123ZM125 217H126V219H125ZM142 218V220H140L141 218ZM169 217H171V218H169ZM195 217V218H194ZM205 217V218H204ZM210 219H209V218ZM212 217H214V219L212 218ZM252 217V218H251ZM261 219H260V218ZM18 220V221H16V219ZM82 218V220H80ZM104 218V219H103ZM113 218V219H112ZM136 218V219H137ZM201 218V219H200ZM229 218V219H228ZM238 218V219H237ZM240 218L241 219H243L244 220V222L243 221H241L240 220ZM259 218V219H258ZM34 219V220H33ZM38 219V220H37ZM39 219L41 220L40 221V223H39ZM54 219V220H53ZM57 219V220H56ZM59 219V220H58ZM66 219V220H65ZM70 219V220H69ZM92 219V220H91ZM100 219V220H99ZM107 219V220H106ZM115 219V220H114ZM143 219H145V220H143ZM211 219H213V220H211ZM222 219H223V222H222ZM225 219H226V221H225ZM16 221V222H14V221ZM25 220V221H24ZM73 220V221H72ZM80 220V221H79ZM195 220V221H194ZM235 220H237V223H238V225H236L237 223H235L236 221ZM255 222H254V221ZM3 221V222H2ZM12 221V222H11ZM20 221L22 222V223H20ZM23 221L25 222L24 223V225H23ZM37 222V223H39V224H37V223H34V222ZM60 221H62V222H60ZM85 221V222H84ZM92 221V222H91ZM96 221V222H95ZM172 221H174V222H172ZM207 221H208V225L206 224L207 223ZM212 221V222H211ZM229 223H228V222ZM241 221V222H240ZM27 222H29V224L27 223ZM68 222V223H67ZM80 222H84V224L82 223V224H80ZM101 222V223H100ZM117 222H118V224H117ZM127 222V223H126ZM141 222V223H140ZM146 222V223H145ZM148 222H152L151 224L150 223H148ZM245 222H247V224L245 223ZM251 224H250V223ZM260 222V223H259ZM5 223V224H4ZM10 223V224H9ZM15 223H16V225H15ZM19 223V224H18ZM50 223V224H49ZM64 223V224H63ZM74 223L75 224H77V225H74ZM96 223V224H95ZM103 223V224H102ZM121 223V224H120ZM191 223V224H192ZM226 223V224H225ZM227 223H228V225H230L231 227H229L228 228V225H227ZM235 223V224H234ZM241 223H243L242 225H241ZM7 224V225H6ZM18 224V225H17ZM25 224H27V225H25ZM35 224H37L39 227L42 225V227H37V225H35ZM45 224H46V226H45ZM52 224V225H51ZM59 224V225H58ZM82 225L84 228H85V230L87 231V232H85V230H84V228H82V226H80V225ZM90 224H91V226H90ZM101 224V225H100ZM122 224H124V227L121 229V225ZM143 224V225H142ZM146 224V225H145ZM148 224H150V225H148ZM157 226H156V225ZM212 224V225H211ZM259 224L261 225L260 227H259ZM5 227H4V226ZM9 225H14V226H12L13 228H11V226H9ZM34 225V226H33ZM55 227H54V226ZM86 225H88V226H86ZM96 227H95V226ZM110 225H113V226H110ZM219 225H221V227L219 226ZM234 225H236V227L234 226ZM251 225V226H250ZM256 225H258V226H256ZM16 226H17V228L19 229L21 226L22 227H25V228H20L19 230L16 228ZM20 226V227H19ZM27 226V227H26ZM29 226V227H28ZM67 226V227H66ZM71 226H74L73 228H71ZM103 226V227H102ZM116 226H118V227H116ZM192 226H195V224H193ZM208 226H210V227H208ZM216 228H215V227ZM217 226H219V227H217ZM232 226H233V228H232ZM244 226V227H243ZM248 226V227H247ZM254 226V227H253ZM56 227H57V229H56ZM81 227V228H80ZM94 227V228H93ZM127 229H126V228ZM156 227V228H155ZM159 227V228H158ZM169 227V226H168ZM241 227H243L244 228V230H245V233H244V230L241 228ZM10 228V230H8ZM15 228V229H14ZM30 228V229H29ZM42 228H43V231L45 230L46 231V229H47V231H50V232H42ZM52 228V229H51ZM64 228H65V231H64ZM71 228V229H70ZM79 229V230H76V229ZM88 230H87V229ZM90 228V229H89ZM96 228V229H95ZM100 228H102V229H100ZM118 228V229H117ZM151 230H150V229ZM163 228H165L166 230L164 231V229ZM207 230H206V229ZM246 228H249L248 230L250 231V232H248V230H246ZM5 229H6V232H5ZM25 229V230H24ZM30 231H29V230ZM32 229V230H31ZM39 229H40V231H39ZM59 229V230H58ZM61 229H62V231H63V233H62V231H61ZM67 229V230H66ZM70 230V232H69V230ZM83 229V230H82ZM104 229V230H103ZM106 229V230H105ZM110 230V234H109V230ZM118 230L117 232L115 231V230ZM122 230V232H121V230ZM126 229V230H125ZM156 229V230H155ZM158 229V230H157ZM160 229H161V231H160ZM167 229H169V230H167ZM179 231H178V230ZM224 229V230H223ZM230 229V230H229ZM233 231H232V230ZM242 229V230H241ZM258 229V230H257ZM261 229H262V231H261ZM36 230V231H35ZM95 230V231H94ZM101 230H103V232H101ZM154 230V231H153ZM170 230H171V232H175V234H176V236H174L173 234H171V232H170ZM202 230V231H201ZM205 230V231H204ZM218 230V231H217ZM226 230V231H225ZM241 232H240V231ZM253 230V231H252ZM260 230V231H259ZM4 231V233H2V232ZM22 231V232H21ZM29 232V235H26L28 232ZM31 231H33L34 233H31ZM52 231V232H51ZM67 231L69 232V233H67ZM115 233V235L116 236H114V233ZM120 231V232H119ZM132 231V232H131ZM152 231V232H151ZM155 231H157V234H158V236H157V234H155L156 232ZM159 231V232H158ZM164 231V232H163ZM177 231V232H176ZM198 231H200V232H198ZM207 231V232H206ZM211 231V232H210ZM220 231V232H219ZM224 232V234L226 233V232H228V231H230V232H228L229 234H225V236L228 238L229 237V239H227L226 237H224L223 236V232ZM239 231V232H238ZM25 232V233H24ZM27 232V233H26ZM84 232H85V234H84ZM92 232H94V234L96 235V237L94 236V234L92 233ZM97 232H98V234H97ZM169 232V233H168ZM220 233V234H217V233ZM232 232H233V234H232ZM243 232V233H242ZM258 232H260V233H258ZM18 233V234H17ZM21 233V234H20ZM45 233H47L46 235H44ZM50 233V234H49ZM52 233V234H51ZM101 233V234H100ZM117 233V234H116ZM122 233V234H121ZM127 233V234H126ZM165 235H164V234ZM167 233V234H166ZM183 234V235H181V234ZM195 233H196V235H195ZM209 233V234H208ZM215 233V234H214ZM237 233V234H236ZM252 233H253V235H252ZM25 234V235H24ZM42 234V235H41ZM53 234H54V238H53ZM65 234H67V237L65 236ZM71 234V235H70ZM73 234V235H72ZM99 234H100V236H101V238L99 237ZM134 234V235H133ZM156 235L157 237H158V239L156 238V236L154 237L153 235ZM179 234V235H178ZM213 236H212V235ZM234 234H236L235 236H234ZM13 235V236H12ZM23 235V236H22ZM33 235V236H32ZM46 237V238H44V236ZM90 235V237H88V236ZM119 235V237H117ZM127 235V236H126ZM162 235H163V237H162ZM172 235L174 236V237H172ZM178 235V236H177ZM193 235H194V237H193ZM201 235H205V236H202V237H200ZM208 235V236H207ZM215 235V236H214ZM217 235V236H216ZM218 235H219V237H220V241H221V243H220V241H219V237H218ZM227 235H231L232 237H230V236H227ZM242 235V236H241ZM16 236H18L17 238H16ZM29 236H30V238L32 239L31 241L32 242H30V238H29ZM32 236V237H31ZM49 236V237H48ZM57 238H56V237ZM68 236H70V238H72V239H70ZM84 236V237H83ZM86 236V237H85ZM111 236V237H110ZM123 236V237H122ZM167 236V238H165ZM200 237L199 239H197L198 237ZM222 236V237H221ZM22 237V238H21ZM26 237V238H25ZM38 237V238H37ZM52 238V240H51V238ZM87 237H88V239H87ZM93 239H92V238ZM109 237V238H108ZM126 237V238H125ZM133 237H135V238H133ZM162 237V238H161ZM184 237L186 238V237H188V238H186L185 240H184ZM197 237V238H196ZM204 237V238H203ZM211 237V238H210ZM217 237H218V239H217ZM226 239H224V238ZM234 237V238H233ZM239 237H241V238H239ZM9 238H10V240H9ZM35 238H36V240H38V241H36L35 240ZM42 238V239H41ZM47 238H49V240L47 239ZM84 240H83V239ZM95 238H97L96 240H98V241H95ZM102 240H100V239ZM106 238V239H105ZM112 238L113 239H117L118 238V240H112ZM120 238V239H119ZM133 238V239H132ZM138 238V239H137ZM140 238H142V240L140 239ZM146 238V239H145ZM165 238V239H164ZM195 238V239H194ZM205 238H206V240H205ZM211 239V241H210V239ZM222 238L224 239V240H222ZM233 238V239H232ZM247 238V240H245ZM249 238H251L250 240H249ZM258 238H259V240L261 241V243L260 242H258L259 240H258ZM26 239H28L27 241H26ZM63 239V240H62ZM68 239L70 240L69 242H68ZM81 239V240H80ZM104 239V240H103ZM108 239V240H107ZM124 239V240H123ZM145 239V240H144ZM154 239V240H153ZM164 239V240H163ZM196 239L199 241L200 239V241L199 242H197L196 241ZM217 240V242L215 243V241ZM257 239V240H256ZM13 240H16V241H13ZM25 240V241H24ZM42 242H41V241ZM44 240V241H43ZM48 240V241H47ZM62 240V241H61ZM67 240V241H66ZM89 240H90V242H89ZM103 243V244H101V242ZM110 240H111V243H110ZM127 240H129L128 242H127ZM137 240H138V243H137ZM140 240V241H139ZM152 240V241H151ZM156 240V241H155ZM158 240H160V241H158ZM195 241V243L193 242V241ZM249 240V241H248ZM255 240V241H254ZM6 241H7V243H6ZM10 241H12V242H10ZM18 241V242H17ZM63 241H65V242H63ZM72 241L74 242V243H72ZM79 241H80V243H79ZM92 241H93V243H92ZM94 241H95V243H94ZM112 241H114V242H112ZM115 241H117V242H115ZM142 241V242H141ZM145 241V242H144ZM146 241H148V243H146ZM154 242V243H151V242ZM161 241H162V243H161ZM180 241V242H181ZM229 241V242H228ZM245 241V242H244ZM252 241H253V243L255 244H253L252 243ZM10 242V243H9ZM14 242V243H13ZM26 242V243H25ZM49 242V243H48ZM62 242V243H61ZM68 242V243H67ZM99 244H98V243ZM108 244H107V243ZM125 244H124V243ZM144 242V243H143ZM158 242H159V244H160V246L158 245ZM212 242V243H211ZM230 242H234V243H230ZM240 242H244V243H240ZM247 242V243H246ZM250 242L252 243V244H250ZM16 243H18V245L16 244ZM22 243H24V244H22ZM29 243V244H28ZM57 243H59L58 245H57ZM60 243H61V245H60ZM63 243H64V245H63ZM77 243V244H76ZM90 243V244H89ZM96 243H97V245H96ZM107 245H106V244ZM115 245H113V244ZM116 243H117V245H116ZM119 243V244H118ZM133 243V244H132ZM164 243V244H163ZM194 243V244H193ZM197 243V244H196ZM205 244V245H203V244ZM209 243V244H208ZM214 243V245H213V247H214V250H215V248H216V250L217 251H214L213 249H212V244ZM218 243V244H217ZM220 243V244H219ZM51 246H50V245ZM67 244H71V245H67ZM73 244V245H72ZM86 244V245H85ZM129 245V248H128V245ZM135 244V245H134ZM147 244H149V245H147ZM200 244V245H199ZM217 244V245H216ZM222 244V245H221ZM224 244V245H223ZM226 244H228V246L226 245ZM234 244V245H233ZM239 244H240V246H239ZM258 244V245H257ZM10 246V248H9V246ZM16 245H17V247H16ZM33 246L32 248L30 247L29 248V246ZM48 245V246H47ZM88 245V246H87ZM95 245V246H94ZM113 245V246H112ZM124 247H122V246ZM137 245V246H136ZM141 245H143V246H141ZM158 247V248H160V249H158L156 246ZM186 245H188V246H186ZM199 245V246H198ZM226 245V246H225ZM237 245V246H236ZM15 246V247H14ZM25 246H26V248H25ZM34 246H35V248H34ZM39 246H40V248H39ZM59 246V247H58ZM63 246H68L67 248L68 249H66L65 247L63 248ZM71 246V247H70ZM74 246V247H73ZM75 246H77V247H75ZM86 246V247H85ZM93 246V247H92ZM102 246V247H101ZM106 246H107V248H106ZM110 246V247H109ZM127 246V247H126ZM133 246V247H132ZM145 246V247H144ZM149 246V247H148ZM153 246V249L151 248V247ZM166 246V247H167ZM195 246V247H194ZM239 246V247H238ZM245 246V247H244ZM256 246V248H254V247ZM258 246V247H257ZM55 247H56V249H55ZM82 247V248H81ZM101 247V248H100ZM125 247H126V249H125ZM132 247V248H131ZM142 247V248H141ZM148 247V248H147ZM189 247V248H188ZM200 247H202V248H200ZM204 247H205V249H204ZM207 247V248H206ZM228 249H227V248ZM234 247V248H233ZM251 247V248H250ZM253 247V248H252ZM12 248V249H11ZM36 248H38V249H36ZM83 248H84V250H83ZM92 248V250L90 251L89 249H91ZM112 248V249H111ZM116 248V249H115ZM119 250H118V249ZM137 250H136V249ZM144 248V249H143ZM157 249V251H156V249ZM198 248V249H197ZM201 250H200V249ZM232 248V249H231ZM237 248V249H236ZM242 249V251H241V249ZM247 248V249H246ZM260 248H262V249H260ZM48 249V250H47ZM55 249V250H54ZM62 251H61V250ZM70 249V250H69ZM72 249V250H71ZM78 249V250H77ZM105 249V250H104ZM113 249H115V250H113ZM124 249L126 250V251H124ZM128 249L130 250V251H128ZM133 249V250H132ZM135 249V250H134ZM143 249V250H142ZM151 249V250H150ZM166 249H168V248H166ZM184 249H185V251H184ZM189 249H191V250H189ZM33 250V251H32ZM34 250H36V251H34ZM60 250V251H59ZM63 250H64V252L65 253H63ZM67 250V251H66ZM69 250V251H68ZM76 252H75V251ZM83 250V251H82ZM87 252H86V251ZM94 250V251H93ZM99 250V251H98ZM101 250V251H100ZM110 251V253H109V251ZM121 250V251H120ZM148 250V251H147ZM210 250V251H209ZM212 250V251H211ZM220 250V251H219ZM244 250V251H243ZM248 250V251H247ZM250 250H251V254H250ZM254 250V251H253ZM258 250V251H257ZM13 251V252H12ZM30 251V252H29ZM44 251H45V253L47 254H45L44 253ZM53 251V252H52ZM98 251V252H97ZM115 251V252H114ZM132 251V252H131ZM136 251H137V253H136ZM146 253V251L148 252V254L146 253L145 254V256H144V252ZM199 251H200V253L201 254H199ZM206 252L207 254H208V252H209V255H207V254H205L204 252ZM227 253H226V252ZM230 251V252H229ZM233 251H235V252H233ZM237 251H239L238 252V254H237ZM260 251V252H259ZM27 252H29V254L27 253ZM34 252V253H33ZM41 252V253H40ZM58 252H59V254H58ZM72 252V253H71ZM74 252V253H73ZM82 252H84V254L82 253ZM86 252V253H85ZM90 252V253H89ZM92 252V253H91ZM94 252V253H93ZM97 252V253H96ZM100 252V253H99ZM124 252V253H123ZM130 252V253H129ZM139 252V253H138ZM193 252V253H192ZM195 252V253H194ZM196 252H198V255H196L197 253ZM216 254H215V253ZM217 252H219V254L217 253ZM220 252H222V253H220ZM232 252V253H231ZM36 253V256L34 255ZM38 253V254H37ZM57 255H56V254ZM67 253V254H66ZM70 253L72 254V255H70ZM79 253V254H78ZM103 253V254H102ZM108 253V254H107ZM119 253V254H118ZM127 253V254H126ZM132 253V254H131ZM134 253H136L137 254V256H136V254H134ZM142 253V254H141ZM150 253V254H149ZM167 253V254H166ZM204 253V254H203ZM211 253V254H210ZM224 253V254H223ZM230 255H229V254ZM235 253V254H234ZM241 253V255H239ZM242 253H244V254H242ZM260 253V254H259ZM261 253H263V254H261ZM26 254H28V255H26ZM52 254H53V259L51 258V256H52ZM55 254V255H54ZM66 254V255H65ZM90 256H89V255ZM96 254H97V257H96ZM99 254V255H98ZM141 254V255H140ZM170 254V255H169ZM174 256H173V255ZM191 254H193V256L191 255ZM194 254L196 255V256H194ZM222 254V255H221ZM227 254V256H225ZM5 255V256H4ZM30 255H31V257L32 256H34V258H36V259H34L33 257V259L32 258H29L30 257ZM68 255V256H67ZM70 255V256H69ZM76 255V256H75ZM92 255H93V258H92ZM103 255H105L104 257H103ZM108 255V256H107ZM125 255V256H124ZM131 255H132V257H131ZM182 255H183V257H182ZM186 255V256H185ZM188 255V256H187ZM189 255H190V257H189ZM215 255V256H214ZM223 255H224V257H223ZM231 255L233 256V258L231 257ZM3 256V257H2ZM28 256V257H27ZM38 256H40V257H38ZM61 256V257H60ZM65 258V259H63V257ZM66 256H67V258H66ZM81 256V257H80ZM86 256V257H85ZM99 256V257H98ZM100 256H102V257H100ZM134 256H136L135 258H133ZM154 256V257H153ZM168 256V257H167ZM199 256H200V259H201V256H202V258L203 259H199ZM207 256V257H206ZM209 256V257H208ZM212 256V257H211ZM221 256V257H220ZM230 256V257H229ZM238 256V257H237ZM250 256H252L251 258H250ZM254 256H256V257H254ZM42 257V258H41ZM44 257V258H43ZM59 257H60V259H59ZM68 257H71V258H68ZM73 257V258H72ZM90 259H88V258ZM96 257V258H95ZM118 257H120L119 259H118ZM126 257V258H125ZM138 257H140V258H138ZM171 257V258H170ZM196 257V258H195ZM198 257V258H197ZM213 257H216V258H218V260L216 259V258H213ZM237 257V258H236ZM249 257V258H248ZM259 257V258H258ZM261 257V258H260ZM29 258V259H28ZM37 258H39V259H37ZM51 258V259H50ZM56 258H58V259H56ZM95 258V259H94ZM97 258H98V260H97ZM122 258V259H121ZM125 258V259H124ZM129 258H131V260H129ZM137 258V259H136ZM144 258V259H143ZM149 260H148V259ZM156 259V261H155V259ZM182 260H181V259ZM185 258V259H184ZM191 259V261H188V260H190ZM193 258V259H192ZM209 258V259H208ZM220 258H222V259H220ZM228 258V259H227ZM238 258H240V259H238ZM257 260H256V259ZM41 259H43L44 261H41ZM83 259V261H81ZM86 259V260H85ZM99 259H100V261H99ZM103 259V260H102ZM107 259V260H106ZM108 259H110L109 260V262H108ZM120 259H121V261H120ZM129 260L130 262H128V261H125V260ZM139 259V260H138ZM143 259V260H142ZM147 259V260H146ZM176 259H177V261H176ZM184 259V260H183ZM198 259V261H194V260H197ZM212 259H214L213 261H210V260H212ZM226 259V260H225ZM237 259V260H236ZM242 259V260H241ZM52 260L54 261V262H52ZM63 260V261H62ZM68 260V261H67ZM71 260V261H70ZM92 260V261H91ZM95 260V261H94ZM146 260V261H145ZM192 260H193V262H192ZM215 260H216V262H215ZM225 260V261H224ZM228 260H230V261H228ZM232 260H233V262H232ZM238 260H240V261H238ZM253 260V261H252ZM104 261H105V263H104ZM140 261V262H139ZM142 261H143V263H142ZM144 261H145V263H144ZM147 261H148V263H147ZM204 261V262H203ZM218 261H219V263H218ZM228 261V262H227ZM236 261H238V262H236ZM242 261V262H241ZM249 261V262H248ZM40 262V263H39ZM58 262V263H57ZM72 262V263H71ZM96 262V263H95ZM98 262H101V263H98ZM114 262V263H113ZM121 262V263H120ZM128 262V263H127ZM153 262V263H152ZM156 262H158V263H156ZM163 262V263H162ZM166 262V264H168ZM183 262V263H182ZM203 262V263H202ZM222 262V263H221ZM225 262V263H224ZM258 262V263H257ZM165 264V263H164Z\"/></svg>", "mask_w": 264, "mask_h": 264}, {"label": "bare ground", "instance_id": "obj_2", "mask_svg": "<svg viewBox=\"0 0 264 264\" xmlns=\"http://www.w3.org/2000/svg\"><path fill=\"white\" fill-rule=\"evenodd\" d=\"M3 1H4V0L1 1V6H2V2H3ZM7 1H8V0H7ZM12 1H13V0H12ZM34 1H35V0H34ZM56 1H58V0H56ZM59 1H60V0H59ZM68 1H69V0H68ZM76 1H77V0H76ZM94 1H95V0H94ZM98 1H99V0H98ZM142 1H143V0H142ZM162 1H163V0H162ZM162 1H161V2H162ZM165 1H166V0H165ZM177 1L180 2V0H177ZM190 1H191V0H190ZM196 1H197V0H196ZM199 1H200V0H199ZM199 1H198V2H199ZM201 1H202V0H201ZM210 1H212V0H210ZM226 1H228V0H226ZM229 1H231V0H229ZM235 1H236V0H235ZM241 1H242V0H241ZM244 1H245V0H244ZM250 1H251V0H249V2H250ZM259 1H260V0H259ZM23 2H24V1H23ZM47 2H48V1H47ZM62 2H63V1H62ZM65 2H66V1H65ZM74 2H75V1H74ZM82 2H83V1H82ZM92 2H93V0H92ZM108 2H109V1H108ZM123 2H124V1H123ZM129 2H130V1H129ZM131 2H133V1H131ZM134 2H135V0H134ZM149 2H150V1H149ZM152 2H153V1H152ZM168 2H169V1H168ZM181 2H182V1H181ZM202 2H203V1H202ZM216 2H217V1H216ZM233 2H234V1H233ZM254 2H255V1H254ZM18 3H19V2H18ZM21 3H22V2H21ZM29 3H30V2H29ZM36 3H38V2L36 1ZM41 3H43V2H41ZM44 3H46L45 0H44ZM48 3H50V2H48ZM52 3H53V2H52ZM54 3H55V2H54ZM59 3H60V2H59ZM68 3H69V2H68ZM80 3H81V1H80ZM87 3H88V2H87ZM90 3H91V2H90ZM90 3H88V4H90ZM98 3H99V2H98ZM126 3H128V2H126ZM144 3H145V1H144ZM150 3H151V2H150ZM171 3H172V1H171ZM174 3H175V4H173V3H172V4H173V5H176V6L178 5V4H176V1H174ZM186 3H187V2H186ZM190 3H191V2H190ZM204 3H205V2H204ZM212 3L214 4V1H213ZM218 3H219V2H218ZM221 3H222V2H221ZM221 3H219V4H221ZM235 3H236V2H235ZM243 3H244V2H243ZM252 3H253V1H252ZM252 3H251V4H252ZM255 3H256V2H255ZM7 4H8V2H7ZM16 4H17V3H16ZM16 4H15V5H16ZM39 4H40V0H39ZM69 4H70V3H69ZM71 4H72V2H71ZM93 4L95 5L94 2H93ZM96 4H97V3H96ZM132 4H133V3H132ZM164 4H165V3H164ZM182 4H183V3H182ZM184 4H185V2H184ZM184 4H183V5H184ZM188 4H189V3H188ZM192 4H193V3H192ZM222 4H223V3H222ZM229 4H230V3H229ZM245 4H246V2H245ZM245 4H243V5H245ZM248 4L250 5V3H248ZM262 4H263V3H262ZM262 4H260V6H261ZM28 5H30V4H28ZM32 5H33V4H32ZM32 5H31V6H32ZM43 5H44V4H43ZM49 5H50V4H49ZM56 5H57V4H56ZM61 5H62V4H61ZM61 5H60V6H61ZM78 5H79V4L77 3L76 6H78ZM86 5H87V4H86ZM86 5H85V6H86ZM91 5H92V4H91ZM97 5H98V4H97ZM135 5H136V4H135ZM143 5H144V4H143ZM152 5L154 6V4H152ZM161 5H162V3H161ZM185 5H186V4H185ZM189 5H190V4H189ZM199 5H200V4H199ZM208 5H209V4H208ZM224 5H225V4H224ZM234 5H235V4H234ZM236 5H238V3H236ZM249 5H248V6H249ZM1 6H0V7H1ZM4 6L6 7L7 5H4ZM12 6H13V3H12ZM12 6H11V7H12ZM33 6L35 7V3H34ZM46 6H47V5H46ZM53 6H54V4H53ZM53 6H51V7H53ZM58 6H59V5H58ZM68 6H71V5H68ZM85 6H82L83 9H84ZM87 6H88V5H87ZM114 6H115V5H114ZM129 6H130V5H129ZM153 6H152V8H153ZM169 6H170V5H169ZM181 6H182V5H181ZM192 6H193V8H195L194 5H192ZM195 6H196V4H195ZM197 6H198V5H197ZM211 6H212V5H211ZM222 6H223V5H222ZM226 6H227V5H226ZM228 6H229V5H228ZM228 6H227V7H228ZM230 6H231V4H230ZM250 6H251V5H250ZM260 6H259V8H260ZM8 7H9V6H8ZM8 7H7V8H8ZM14 7H15V6H14ZM36 7H37V6H36ZM65 7H66V6H64V8H65ZM73 7H74V6H73ZM82 7H81V8L79 7V8L82 9ZM160 7H161V6H160ZM209 7H210V6H209ZM223 7H225V6H223ZM223 7H222V8H223ZM235 7H236V6H235ZM254 7H255V6H254ZM261 7L264 8L263 6H261ZM2 8H3V7H2ZM2 8H1V9H2ZM56 8H58V7H56ZM62 8H63V7H62ZM70 8H71V7H70ZM74 8H75V7H74ZM99 8H101V6H100ZM99 8H98V9H99ZM105 8H107V6H106ZM175 8H176V7H175ZM190 8H191V7H190ZM205 8H206L205 10H207V7H205ZM214 8H215V7H214ZM239 8H240V7H239ZM244 8H245V7H244ZM251 8H252V7H251ZM256 8H257V6H256ZM8 9H9L10 11L13 10V13H12V12H11V13H12L13 16H14V14L16 13V10H15V9H10V8H8ZM21 9H23V8H21ZM28 9H29V7H28ZM28 9H27V10H28ZM31 9H32V8H31ZM42 9H44V7H43ZM42 9H41V11H42ZM45 9H46V8H45ZM68 9H69V8H68ZM92 9H93V8H92ZM94 9H96V8H94ZM94 9H93V10H94ZM98 9H97V10H98ZM112 9H113V8H112ZM158 9H160L159 6H158ZM168 9H169V8H168ZM177 9H178V8H177ZM182 9H184V8H182ZM220 9H221V8H220ZM224 9H225V8H224ZM237 9H238V7H237ZM237 9H236V10H237ZM240 9H241V8H240ZM253 9H254V8H253ZM5 10H6V9H5ZM14 10H15V12H14ZM34 10H35V9H34ZM38 10H40V7L37 9V11H38ZM53 10H54V8H53ZM56 10H57V9H56ZM59 10H60V8H59ZM65 10H67V9H65ZM76 10H78V8H77ZM93 10H92V11H93ZM106 10H107V9H106ZM130 10H131V9H130ZM155 10H157V8H156ZM155 10H154V11H155ZM169 10H170V9H169ZM199 10H200V7H199ZM203 10H204V9H203ZM203 10H202V11H203ZM205 10H204V11H205ZM230 10H233V8L230 7ZM243 10H244V9H243ZM243 10H242V11H243ZM247 10H248V9H247ZM259 10H260V9H259ZM22 11L24 12V10H22ZM61 11H63V10H61ZM68 11H69V10H68ZM70 11H71V10H70ZM73 11H74V10L71 11V15L73 14V13H72ZM83 11H85V9H84ZM117 11H118V10H117ZM132 11H133V10H132ZM140 11H141V10H140ZM162 11H163V9H162ZM174 11H175V10H174ZM176 11L178 12V10H176ZM184 11H185V10H184ZM209 11H210V10H209ZM211 11H212V9H211ZM215 11H216V10H215ZM225 11H226V12H224V13H226V15H227V13L229 12V9H228V12H227V9H226ZM233 11H234V10H233ZM238 11H239V10H238ZM0 12H1V11H0ZM6 12H7V11H6ZM23 12H22V13H23ZM50 12H51V10H50ZM56 12H57V11H56ZM85 12H86V11H85ZM85 12H84V13H85ZM96 12H97V11H96ZM100 12H102L103 15H106V14H104L103 11L99 10V13H100ZM142 12H143V11H142ZM169 12H170V11H169ZM185 12H186V11H185ZM190 12H191V11H190ZM207 12H208V10H207ZM213 12H214V11H213ZM213 12H212V13H213ZM246 12H248V11H246ZM251 12H252V11H251ZM253 12H254V11H253ZM253 12H252V13H253ZM262 12H263V11H262ZM8 13H9V12H8ZM26 13H27V12H26ZM30 13H31V11L29 12V14H30ZM37 13H38V12H37ZM37 13H36V14H37ZM45 13H47V10L45 11ZM45 13H44V14H45ZM48 13H49V12H48ZM51 13H52V12H51ZM66 13H68V12H66ZM74 13H75V12H74ZM112 13H113V12H112ZM124 13H125V12H124ZM126 13H127V12H126ZM126 13H125V14H126ZM161 13H164V12H160V14H161ZM178 13H179V12H178ZM188 13H189V12H188ZM200 13H201V12H200ZM205 13H206V11H205ZM208 13H209V12H208ZM216 13H217V12H216ZM234 13H235V12H234ZM240 13H243V12H240ZM244 13H245V12H244ZM254 13H255V12H254ZM3 14H4V10H3ZM9 14H10V13H9ZM12 14H11V15H12ZM27 14H28V13H27ZM31 14H32V13H31ZM31 14H30V15H31ZM33 14H34V13H33ZM44 14H43V15H44ZM56 14H57V13H56ZM59 14H60V12H59ZM82 14H83V12H82ZM86 14H87V13H86ZM125 14H124V15H125ZM128 14H129V13H128ZM128 14H127V16H128ZM131 14H132V13H131ZM140 14H141V13H140ZM140 14H139V15H140ZM145 14H147V13H145ZM148 14H149V13H148ZM175 14H177V13H175ZM185 14H186V13H185ZM189 14H190V13H189ZM213 14H214V13H213ZM213 14H212V15H213ZM258 14H260V13H258ZM1 15H2V14H1ZM18 15L20 16V14H18ZM18 15H17V18H18ZM24 15H26V14L24 13ZM39 15H40V14H39ZM51 15H52V14H51ZM62 15H63V14H62ZM67 15H68V14H67ZM74 15H75V14H74ZM83 15H85V14H83ZM99 15H100V14H99ZM113 15H116V13H114ZM113 15L111 16V19H112ZM122 15H123V14H122ZM133 15H134V14H133ZM133 15H132V16H133ZM141 15H142V14H141ZM150 15H151V13H150ZM167 15H168V14H167ZM182 15H183V14H182ZM200 15H202V13H201ZM205 15H208V14H205ZM209 15H210V13H209ZM209 15H208V16H209ZM216 15H218V14H216ZM238 15H239V14H238ZM254 15H255V14H254ZM262 15H263V14H262ZM3 16H5V15H3ZM3 16H2V17H3ZM8 16H9V15H7V17H8ZM13 16H12V17H13ZM28 16H29V15H28ZM31 16H32V15H31ZM37 16H38V15H37ZM44 16H45V15H44ZM46 16H47V14H46ZM48 16H50V15H48ZM59 16H60V15H59ZM65 16H66V15H64V17H65ZM72 16H73V15H72ZM79 16H80V15H79ZM152 16H153V15H151V17H152ZM176 16H177V15H176ZM180 16H181V14H180ZM191 16H192V15H191ZM202 16H203V15H202ZM218 16H219V15H218ZM218 16H217V18H218ZM229 16H231V15H229V13H228V16H227V17H229ZM232 16H233V15H232ZM232 16H231V17H232ZM14 17H15V16H14ZM20 17H21V16H20ZM20 17H19V18H20ZM64 17H63V18H64ZM68 17H69V15H68ZM76 17H78V16H76ZM76 17H75L74 19H76ZM89 17H91V15H90ZM89 17H88V18H89ZM106 17H107V16H106ZM115 17H116V16H115ZM178 17H179V16H178ZM178 17H176V19H177ZM186 17H187V15H186ZM193 17H194V16H193ZM200 17H201V16H199V19H201ZM204 17H206V16H204ZM204 17H203V18H204ZM214 17H215V15H214ZM224 17H225V15H224ZM227 17H226V18H227ZM252 17H253V16H252ZM5 18H6V17H5ZM10 18H11V16H10ZM10 18H9V20H10ZM25 18H26V17H25ZM34 18H35V17L33 16L32 19H33L34 21H36ZM38 18H39V17H38ZM38 18L36 17L37 20H38ZM58 18H59V17H58ZM66 18H67V17H66ZM80 18H81V17H80ZM126 18H127V17H126ZM142 18H144L143 15H142ZM142 18H141V19H142ZM153 18H154V17H152V19H153ZM164 18L166 19L165 16H164ZM210 18H213V17L210 16ZM229 18H230V17H229ZM244 18H245V17H244ZM254 18H255V17H254ZM254 18H253V19H254ZM263 18H264V17H263ZM13 19H15V18H13ZM48 19H49V18H48ZM48 19H47V20H48ZM50 19H51V18H50ZM52 19H53V17H52ZM105 19H106V18H105ZM105 19H104V21H105ZM107 19H108V17H107ZM107 19H106V20H107ZM121 19L124 20L123 17H122ZM180 19H181V18H180ZM199 19H198V20H199ZM219 19H220V18H219ZM221 19H222V18H221ZM230 19H231V18H230ZM258 19H259V18H258ZM2 20H3V19H2ZM4 20H5V19H4ZM11 20H12V18H11ZM22 20H23V19H22ZM45 20H46V19H45ZM45 20H44V22H45ZM54 20H55V17H54ZM62 20H63V19H62ZM65 20H66V19H64V21H65ZM71 20H72V19H71ZM71 20H70V21H71ZM77 20H78V19H77ZM77 20H76V21H77ZM123 20H122V21H123ZM134 20H135V18H134ZM145 20H146V19H145ZM158 20H159V19H158ZM193 20H195V19H193ZM213 20H214V19H213ZM216 20H217V19H216ZM247 20H248V19H247ZM13 21H14V20H13ZM27 21H32V20H27ZM55 21H56V20H55ZM60 21H61V18H60ZM74 21H75V20H74ZM76 21H75V22H76ZM107 21H108V20H107ZM107 21H106V22H107ZM154 21H155V20H154ZM154 21H153V22H154ZM178 21H179V18H178ZM195 21H196V20H195ZM209 21H210V20H209ZM214 21H215V20H214ZM230 21H231V20H230ZM240 21L242 22V20H240ZM2 22H3V21H2ZM9 22L12 23V21H9ZM14 22H15V21H14ZM23 22H24V21H23ZM23 22H21L20 25H23V24H22ZM57 22H58V21H57ZM106 22H105V23H106ZM125 22H126V21H125ZM125 22H124V23H125ZM149 22H151V21H149ZM153 22H152V23H153ZM157 22H158V21H157ZM164 22H165V20H164ZM172 22H173V21H172ZM179 22H180V21H179ZM196 22H197V21H196ZM199 22H201V21H199ZM223 22H224V21H223ZM232 22H233V21H232ZM243 22H245V21H243ZM253 22H254V21H253ZM255 22H256V21H255ZM25 23H26V22H25ZM35 23H36V22H34V24H35ZM37 23H38V21H37ZM41 23H43V22L40 21V23H38V24H41ZM64 23H65V22H64ZM68 23H69V22H68ZM73 23H74V22H73ZM83 23H85V22L83 21ZM98 23H99V22H98ZM103 23H104V22H103ZM107 23H108V22H107ZM122 23H123V22H122ZM134 23H136V22H134ZM162 23H163V22H162ZM169 23H170V22H169ZM175 23L178 24L177 21H176ZM184 23H185V22H184ZM184 23H183V24L181 23V24H182V27L185 25ZM207 23H208V20H207ZM213 23H215V22H213ZM218 23H219V22H218ZM227 23L229 24V21H228V20H227ZM227 23H226V24H227ZM248 23H249V22H248ZM0 24H1V23H0ZM8 24H9V23H8ZM17 24H18V22H17ZM28 24H31V23H28ZM38 24H37V25H38ZM44 24H45V23H44ZM54 24H56V22H55ZM57 24H59V23H57ZM57 24H56V25H57ZM66 24H67V22H66ZM79 24H80V23H78V24H76V25H79ZM91 24H92V23H91ZM114 24H115V23H114ZM114 24H113V25H114ZM153 24H154V23H153ZM164 24H165V23H164ZM221 24H222V22H221ZM226 24H225V25H226ZM230 24H231V23H230ZM253 24H254V23H253ZM257 24H258V22H257ZM257 24H256L255 26H257ZM262 24H263V23H262ZM6 25H7V22H6ZM11 25H12V24H11ZM26 25H27V24H26ZM37 25H36V26H37ZM49 25H50V23H49ZM49 25H48V26H49ZM59 25H60V24H59ZM81 25H82V24H81ZM83 25H85V24H83ZM104 25H106V24H104ZM124 25H125V24H124ZM127 25H129V24H127ZM130 25H131V24H130ZM147 25H148V24H147ZM150 25H151V24H150ZM166 25H167V24H165L164 27H166ZM206 25H207V24H206ZM216 25H217V24H216ZM216 25H215V26H216ZM236 25H237V23H236ZM236 25H235V26H236ZM259 25H260V24H259ZM8 26H9V25H8ZM8 26H7V27H8ZM16 26H17V25H16ZM27 26H29V25H27ZM46 26H47V25H46ZM57 26H58V25H57ZM57 26L54 25V27H56V28H57ZM72 26L75 27L74 25H72ZM79 26H80V25H79ZM79 26H78V27H79ZM102 26H103V25H102ZM106 26H107V25H106ZM159 26H160V25H159ZM170 26H171V25H170ZM198 26H199V25H198ZM217 26H218V25H217ZM228 26H229V25H228ZM238 26H239V25H238ZM238 26H237V27H238ZM250 26H251V24H250ZM262 26H264V25H262ZM2 27H3V26H2ZM17 27H18V26H17ZM17 27H16V28H17ZM29 27H30V26H29ZM29 27H28V28H29ZM59 27H60V26H59ZM59 27H58V28H59ZM95 27H96V26H95ZM108 27H109V25H108ZM178 27H180V25H179ZM191 27H192V26H191ZM191 27H190V28H191ZM223 27H224V26H223ZM226 27H227V26H226ZM226 27H225V28H226ZM231 27H232V26H231ZM13 28H14V27H13ZM23 28H26V27H25V24H24V27H23ZM31 28H32V27H31ZM31 28H30V29H31ZM38 28H39V25H38ZM42 28H43V27H42ZM58 28H57V29H58ZM63 28H64V27H63ZM66 28H67V26H66ZM90 28H91V27H90ZM102 28H104V27H102ZM105 28H106V27H105ZM116 28L118 29V27H116ZM155 28H156V26H155ZM155 28H154V29H155ZM162 28H163V27H162ZM171 28H172V27H171ZM195 28H196V25H195ZM206 28H207V27H206ZM219 28H221L220 25H219ZM228 28H229V30H230V26H229ZM228 28H227V30H226L225 32H228ZM263 28H264V27H263ZM6 29H7V28H6ZM30 29H29V30H30ZM44 29H46V27H45ZM44 29H43V30H44ZM59 29H60V28H59ZM61 29H62V27H61ZM87 29H88V28H87ZM97 29H98V27H97ZM106 29H107V28H106ZM106 29H105V30H106ZM108 29H109V28H108ZM108 29H107V30H108ZM119 29H120V28H119ZM121 29H122V28H121ZM121 29H120V31H121ZM150 29H151V28H150ZM163 29H164V28H163ZM183 29H184V27H183ZM185 29H186V28H185ZM185 29H184V30H185ZM187 29H188V28H187ZM211 29H212V31H213V28H211ZM223 29H224V28H223ZM243 29H245V28H243ZM248 29H249V28H248ZM257 29H258V28H257ZM260 29H261V28H260ZM2 30L5 31V29H2ZM27 30H28V29H27ZM33 30H34V29H33ZM46 30H47V29H46ZM46 30H45V31H46ZM52 30H53V28L51 29V31H52ZM109 30H110V29H109ZM109 30H108V31H109ZM164 30H167V29H164ZM218 30H219V29H218ZM218 30H217V33H218ZM224 30H225V29H224ZM231 30L233 31V29H231ZM231 30H230V33H231ZM239 30H240V28H239ZM253 30H254V29H253ZM253 30H252L251 33H253ZM261 30H264V29H261ZM4 31H3V32H4ZM13 31H14V29H13ZM13 31H12V32H13ZM16 31H17V30H16ZM19 31H20V30H19ZM51 31H50V32H51ZM56 31H57V30H56ZM72 31H73V29H72ZM111 31H112V30H111ZM117 31H118V30H117ZM151 31H152V30H151ZM171 31H172V30H171ZM190 31H191V29H190ZM200 31H201V30H200ZM212 31H211V33H212ZM222 31H223V30H222ZM256 31H257V30H256ZM1 32H2V31H1ZM8 32H9V31H8ZM21 32H22V31H21ZM24 32H25V30H24ZM62 32H63V31H62ZM70 32H71V31H70ZM87 32H88V31H87ZM87 32H86V33H87ZM89 32H90V31H89ZM92 32H93V31H92ZM169 32H170V31H169ZM172 32L175 33V30L172 31ZM172 32H171V34H173ZM176 32H177V31H176ZM184 32H185V31H184ZM184 32H181V33H184ZM194 32H195V31H194ZM205 32H207V31H205ZM213 32L216 33L215 30H214ZM220 32H221V31H220ZM248 32H249V31H248ZM262 32H263V31H262ZM5 33H6V32H5ZM18 33H19V32H18ZM41 33H42V32H41ZM44 33H45V32H44ZM51 33H53V32H51ZM54 33H56V32H55V28H54ZM60 33H61V31H60ZM76 33H77V32H76ZM109 33H110V32H109ZM130 33H132V32H130ZM163 33H164V31L162 32V34H163ZM217 33H216V35H217ZM230 33L228 32V37L233 36V35L229 36ZM3 34H4V33H3ZM19 34H20V33H19ZM22 34H23V32H22ZM28 34H29V32H28ZM31 34H32V33H31ZM37 34H38V33H37ZM56 34H57V33H56ZM56 34H55V36H56ZM112 34H114V33L112 32ZM139 34H140V33H139ZM157 34L161 35V34H160V31H159ZM175 34H176V33H175ZM177 34L180 35L179 32H178ZM199 34H200V33H199ZM203 34H204V33H203ZM203 34H202V35H203ZM223 34H224V33H223ZM226 34H227V33H226ZM237 34H239V31H238ZM247 34L249 35L250 33H247ZM6 35H7V34H6ZM9 35H10V34H9ZM9 35H8V36H9ZM20 35H21V34H20ZM20 35H19V36H20ZM48 35H49V33H48ZM48 35H47V37H48ZM52 35H53V34H52ZM57 35H58V34H57ZM74 35H75V34H74ZM88 35H89V34H88ZM121 35H122V34H121ZM140 35H141V34H140ZM163 35H164V36H163ZM163 35H161V36H163L164 38H166V37H165V34H163ZM167 35H168V33H167ZM191 35H192V34H191ZM202 35H201V36H202ZM211 35H212V34H211ZM216 35H215V36H216ZM218 35H219V34H218ZM224 35H225V34H224ZM256 35H257V34H256ZM0 36H2V33H1ZM14 36H15V35H14ZM19 36H18V37H19ZM34 36H35V35H34ZM34 36H33V38H34ZM50 36H51V34H50ZM59 36H60V35H59ZM61 36H62V34H61ZM71 36H73V34H72ZM71 36H70V37H71ZM76 36H77V35H76ZM76 36H75V37H76ZM80 36H81V35H80ZM115 36H116V35H115ZM124 36H125V35H124ZM157 36H158V35H157ZM176 36H177V35H176ZM181 36L183 37L182 34H181ZM181 36H180V37H181ZM193 36H194V35H193ZM199 36H200V35H199ZM238 36H239V35H238ZM3 37H4V35H3ZM15 37H16V36H15ZM15 37H14V38H15ZM18 37H17V38H18ZM29 37H30V35H29ZM29 37H28V38H29ZM38 37H39V36H38ZM47 37H46V38H47ZM56 37H58V36H56ZM89 37H90V36H89ZM102 37H103V36H102ZM127 37H128V34H127ZM130 37H132V36H130ZM163 37H162V39H163ZM204 37H205V35H204ZM218 37H219V36H218ZM225 37H226V36H225ZM228 37H226V38H228ZM244 37H245V36H244ZM256 37H257V36H256ZM263 37H264V36H263ZM10 38H12V37L10 36ZM10 38H9V39H10ZM44 38H45V37H44ZM44 38H43V41H44ZM51 38H52V36H51ZM59 38H61V37H59ZM77 38H78V37H77ZM79 38H80V37H79ZM82 38H84V37L82 36ZM82 38H81V39H82ZM100 38H101V37H100ZM192 38H193V37H192ZM192 38H191L190 40H192ZM215 38H216V37H215ZM222 38H223V36H222ZM222 38H221V39H222ZM231 38H232V37H231ZM233 38H234V37H233ZM241 38H242V37H241ZM260 38H261V37H260ZM260 38H259V39H260ZM2 39H4V38H2ZM9 39H8V40H9ZM19 39H21V38L19 37ZM23 39H24V38H23ZM39 39H40V37H39ZM48 39H49V38H48ZM48 39H46V40H48ZM57 39H58V38H57ZM62 39H64V37L61 38V40H62ZM69 39H70V38H69ZM74 39H75V38H74ZM85 39H86V38H85ZM85 39H84V40H85ZM87 39H88V38H87ZM87 39H86V40H87ZM90 39H92V38H90ZM122 39H123V37H122ZM126 39L128 40V38H126ZM126 39H125V40H126ZM139 39H141V38H139ZM200 39H203V37H202V38L200 37ZM212 39H213V38H212ZM228 39H229V38H228ZM236 39H237V38H236ZM238 39H239V37H238ZM247 39H248V38H247ZM250 39H252V38H249L248 41H251ZM263 39H264V38H263ZM8 40L6 39V43H5V45L7 44V41H8ZM13 40H14V39H13ZM16 40H17V39H16ZM21 40H22V39H21ZM25 40H26V39H25ZM29 40H30V39H29ZM31 40H32V37H31ZM53 40H54V39H53ZM70 40H73V37H72V39H70ZM96 40H98V39H96ZM114 40H116V39H114ZM123 40H124V39H123ZM165 40H166V39H165ZM179 40H180V39H179ZM187 40L190 41L189 39H187ZM194 40H195V37H194ZM214 40H216V39H214ZM219 40H220V39L218 38V40H216L217 42L215 41L216 44L218 43ZM239 40H240V39H239ZM256 40H258V39H255V41H256ZM26 41H27V40H26ZM37 41H38V40H37ZM43 41H42V42H43ZM49 41H50V40H49ZM67 41H68V40H67ZM94 41H95V40H94ZM103 41H106V40H103ZM118 41H119V40H118ZM129 41H130V40H129ZM160 41H161V40H160ZM169 41H170V40H169ZM176 41H178V40H176ZM195 41H197V40H195ZM195 41H194V42H195ZM198 41H199V40H198ZM206 41H207V40H206ZM212 41H213V40H212ZM232 41H233V40H232ZM241 41H242V40H241ZM241 41H240V42H241ZM246 41H247V40H246ZM255 41H253V42H255ZM16 42H17V41H16ZM34 42H36V40H35ZM34 42H33V43H34ZM45 42H46V44H47V41H45ZM51 42H52V41H51ZM51 42H50L49 45H48L49 47L52 46V45H50ZM77 42H78V41H77ZM86 42H87V41H86ZM97 42H99V41H97ZM155 42H156V41H155ZM165 42H168V41H165ZM171 42H172V41H171ZM190 42H191V41H190ZM204 42H205V41H204ZM229 42H230V41H229ZM238 42H239V41H238ZM258 42H259V41H258ZM262 42H263V40H262ZM9 43H10V41H9ZM23 43H24V40H23ZM36 43H37V42H36ZM65 43H67V42H65ZM75 43H76V40H75ZM117 43H118V42H117ZM127 43H128V42H127ZM180 43H181V42H180ZM188 43H189V42H188ZM206 43H207V42H206ZM213 43H214V42H213ZM222 43H223V42H222ZM232 43H233V42H232ZM236 43H237V42H236ZM248 43H249V42H248ZM250 43H251V42H250ZM250 43H249V44H250ZM255 43H257V42H255ZM260 43H261V42H260ZM11 44H12V42H11ZM13 44H14V43H13ZM16 44H17V43H16ZM46 44H45V45H46ZM61 44H62V43H61ZM67 44H68V43H67ZM69 44H71L70 41H69ZM101 44H102V43H101ZM103 44H104V43H103ZM115 44H116V43H115ZM125 44H126V43H125ZM163 44H164V43H163ZM169 44H170V42H169ZM195 44H196V43H195ZM214 44H215V43H214ZM240 44H241V43H240ZM2 45H3V44H2ZM5 45H4V46H5ZM23 45H24V44H23ZM23 45H21V46H23ZM27 45H28V44H27ZM30 45H32V44H30ZM41 45H43V44H41ZM45 45H44V46H45ZM96 45H97V44H96ZM121 45H122V44H121ZM123 45H124V43H123ZM130 45H131V44H130ZM151 45H152V44H151ZM155 45H156V44H155ZM155 45H154V46H155ZM179 45H180V44H179ZM231 45H232V44H231ZM246 45H247V44H246ZM14 46H15V45H14ZM33 46H34V45H33ZM35 46H36V45H35ZM62 46H63V44H62ZM65 46H66V44H65ZM72 46H73V45H72ZM97 46H98V45H97ZM99 46H100V45H99ZM101 46L103 47V45H101ZM101 46H100V47H101ZM199 46H200V45H199ZM208 46H209V45H208ZM221 46H223V45H221ZM234 46H237V47H238L239 45H235V44H234L232 47L234 48ZM247 46H248V45H247ZM247 46H245V47H247ZM256 46H258V44H257ZM0 47H1V46H0ZM5 47H6V46H5ZM37 47H38V45H37ZM37 47H36V49H37ZM45 47H47V46H45ZM102 47H101V48H102ZM128 47L130 48V46H128ZM131 47H132V46H131ZM135 47H136V46H135ZM205 47H206V44H205ZM229 47H230V46H229ZM232 47H230V49H231ZM237 47H236V48H237ZM239 47H240V46H239ZM243 47H244V46H243ZM1 48H2V47H1ZM8 48H9V47H8ZM13 48H14V47H13ZM29 48H31V47H29ZM29 48H28V49H29ZM34 48H35V47H34ZM38 48H39V47H38ZM51 48H52V47H51ZM103 48H104V47H103ZM167 48H169V45L167 46ZM170 48H171V47H170ZM170 48H169V50H170ZM180 48L182 49V46H181V45H180ZM180 48H176V49L178 50V49H180ZM184 48H185V47H184ZM197 48H198V47H197ZM206 48H207V47H206ZM212 48H213V46H212ZM215 48H217V47H215ZM233 48H232V49H233ZM14 49H15V48H14ZM43 49H44V48H43ZM43 49H42V50H43ZM89 49H90V48H89ZM109 49H110V48H109ZM111 49H112V48H111ZM113 49H114V48H113ZM132 49H133V48H132ZM165 49H166V48H165ZM189 49H190V47H189ZM189 49H188V50H189ZM234 49H235V48H234ZM242 49H243V48H242ZM242 49H241V50H242ZM18 50H19V49H18ZM40 50H41V49H39V51H40ZM60 50H61V49H60ZM87 50H88V49H87ZM91 50H92V47H91ZM99 50L101 51V49H99ZM139 50H140V49H139ZM149 50H150V49H149ZM155 50H156V49H155ZM158 50H159V49H158ZM166 50H167V49H166ZM166 50H165V51H166ZM177 50H176V51H177ZM184 50H185V49H184ZM184 50H182V51H184ZM190 50H191V53H192V49H190ZM201 50H202V49H201ZM207 50H208V49H207ZM207 50H206V51H207ZM210 50H211V48H210ZM210 50H209V51H210ZM213 50H214V49H213ZM217 50H218V49H217ZM235 50H236V49H235ZM259 50H260V49H259ZM16 51H17V49H16ZM45 51H47V50H45ZM51 51H52V50H51ZM92 51H94V50H92ZM105 51H106V50H105ZM134 51H136V50H134ZM176 51H175V52H176ZM180 51H181V50H180ZM185 51H186V50H185ZM194 51H195V50H194ZM196 51H197V50H196ZM223 51H224V50H223ZM243 51H245V50H243ZM243 51H242V52H243ZM260 51H261V50H260ZM260 51L258 52L259 54L261 53ZM263 51H264V50H262V52H263ZM10 52H11V51H10ZM10 52H9V53H10ZM18 52H19V51H18ZM22 52H24V51H22ZM27 52H28V51H27ZM30 52H31V51H30ZM32 52H33V51H32ZM32 52H31V53H32ZM49 52H50V50H49ZM148 52H149V51H148ZM148 52H147V53H148ZM189 52H190V51H189ZM197 52H198V51H197ZM200 52H201V51H200ZM210 52H211V51H210ZM228 52H230V51H228ZM231 52H232V51H231ZM239 52H240V50H239ZM6 53H7V52H6ZM20 53H21V51H20ZM24 53H25V52H24ZM31 53H30V54H31ZM60 53H61V52H60ZM81 53H82V52H81ZM103 53H104V52H103ZM107 53H108V52H107ZM116 53H117V52H116ZM135 53H136V52H135ZM147 53H145V54H147ZM164 53H165V52H164ZM167 53H168V52H167ZM226 53H227V52H226ZM232 53H233V52H232ZM243 53H244V52H243ZM249 53H250V52H249ZM10 54H11V53H10ZM14 54H15V53H14ZM26 54H27V53H26ZM30 54H29V55H30ZM46 54H47V53H46ZM48 54H49V53H48ZM48 54H47V55H48ZM83 54H84V53H83ZM105 54H106V53H105ZM132 54H133V53H132ZM132 54H130V55H132ZM187 54H188V53H187ZM204 54H207V52L204 53ZM213 54H214V53H213ZM221 54H222V53H221ZM223 54H224V53H223ZM235 54H236V53H235ZM244 54H245V53H244ZM251 54H252V53H251ZM253 54H254V53H253ZM253 54H252V55H253ZM12 55H13V53L11 54V56H12ZM21 55L24 56V54H21ZM54 55H55V54H54ZM64 55H65V54H64ZM77 55H78V54H76V56H77ZM107 55H108V54H107ZM107 55H106V56H107ZM139 55H140V54H139ZM162 55H163V54H162ZM180 55L183 56V54H180ZM197 55H198V53H197ZM200 55H203V54H200ZM219 55H220V54H219ZM239 55H240V54H239ZM239 55H237V56H239ZM241 55H243V54H241ZM254 55H255V54H254ZM11 56H10V57H11ZM15 56H16V55H15ZM26 56H27V55H26ZM35 56H36V55H34V57H35ZM38 56H39V55H38ZM41 56H42V55H41ZM71 56H72V55H71ZM78 56H80V54H79ZM84 56H85V55H84ZM84 56H83V57H84ZM163 56H164V55H163ZM175 56H176V55H175ZM184 56H185V55H184ZM204 56H205V55H204ZM213 56H214V55H213ZM216 56H217V55H216ZM243 56H244V55H243ZM261 56H262V55H261ZM261 56H260V57H261ZM28 57H29V56H27V58H28ZM34 57H33V58H34ZM36 57H37V56H36ZM50 57L52 58V55H50ZM60 57H61V55H60ZM72 57H73V56H72ZM80 57H82V56H80ZM86 57H87V56H86ZM86 57H85V59H86ZM156 57H158V56H156ZM156 57H155V61L157 60V62H154V61H150V62H154L155 64L158 63V59H157ZM186 57H188V56H186ZM218 57H219V56H218ZM254 57H255V56H254ZM2 58H3V56H2ZM13 58H14V57H13ZM20 58H21V57H20ZM27 58H26V59H27ZM58 58H59V55H58ZM74 58H75V57H74ZM104 58H105V57L103 56V59H104ZM163 58H164V57H163ZM165 58H167V57H165ZM182 58H183V57H182ZM188 58H190V57H188ZM199 58H200V56H199ZM208 58H210V57L208 56ZM216 58H217V57H216ZM232 58H234V57L232 56ZM236 58H237V57H236ZM243 58H244V57H243ZM6 59H7V58H6ZM10 59H12V58H10ZM23 59H25V58H23ZM23 59H22V60H23ZM28 59H29V58H28ZM35 59H36V58H34V59H32V60H35ZM38 59H39V58H38ZM52 59H53V58H52ZM65 59H66V58H65ZM67 59H69V58L67 57ZM72 59H73V58H72ZM88 59H89V58H88ZM97 59H98V58H97ZM123 59H124V58H123ZM145 59H146V58H145ZM150 59H151V58H150ZM150 59H149V60H150ZM161 59H162V58H161ZM168 59H171V58H168ZM177 59H178V58H177ZM239 59H240V58H238V60H239ZM252 59H253V57H252ZM259 59H260V58H259ZM15 60H16V58H15ZM22 60H21V61H22ZM30 60H31V59H30ZM32 60H31V62H32ZM40 60H41V58H40ZM44 60H45V58H44ZM55 60H56V59H55ZM69 60H70V59H69ZM99 60H100V59H99ZM101 60H102V58H101ZM106 60H107V59H106ZM181 60H182V59H181ZM183 60H184V58H183ZM202 60H203V59H202ZM208 60H209V59H208ZM211 60H212V58H211ZM215 60H216V59H215ZM230 60H231V57H230ZM243 60H244V59H243ZM4 61H5V60H4ZM8 61H9V60H8ZM11 61H12V60H11ZM11 61H10V62H11ZM16 61H17V60H16ZM16 61H15V62H16ZM24 61H25V60H24ZM36 61H37V60H36ZM36 61H34V62H36ZM41 61H42V60H41ZM47 61H48V60H47ZM83 61H84V60H83ZM103 61H105V60H103ZM110 61H111V60H110ZM113 61L115 62V60H113ZM113 61H112V62H113ZM169 61H170V60H169ZM177 61H178V60H177ZM199 61H200V60H199ZM213 61H214V60H212V62H213ZM221 61H222V60H221ZM263 61H264V59H263ZM263 61H262V62H263ZM42 62H43V61H42ZM85 62H86V61H85ZM85 62H84V63H85ZM105 62H106V61H105ZM108 62H109V61H108ZM108 62H107V63H108ZM122 62H123V61H122ZM124 62H125V61H124ZM179 62H180V61H179ZM191 62H192V61H191ZM191 62H190V63H191ZM197 62H198V59H197ZM200 62H201V61H200ZM206 62H207V61H206ZM234 62H235V61H234ZM239 62H240V61H239ZM241 62H242V61H241ZM253 62H254V61H253ZM262 62L260 61V64H261V65L264 64V63L262 64ZM6 63H7V62H5V64H6ZM52 63H53V61H52ZM52 63H51V64H52ZM68 63H69V62H68ZM75 63H76V62H75ZM94 63H95V62H94ZM94 63H93V64H94ZM100 63H101V62H100ZM109 63H110V62H109ZM147 63H149V62H147ZM190 63H189V64H190ZM224 63H226V61H225ZM243 63H244V62H243ZM7 64H8V63H7ZM10 64H11V63H10ZM13 64H14V62H13ZM13 64H12V66H13ZM37 64H39V63L37 62ZM43 64H44V63H43ZM49 64H50V63H49ZM49 64H48V65H49ZM69 64H70V63H69ZM82 64H83V63H82ZM85 64H86V63H85ZM103 64H104V63H103ZM110 64H111V63H110ZM119 64H120V63H119ZM135 64H136V63H135ZM145 64H146V63H145ZM158 64H159V63H158ZM171 64H172V63H171ZM180 64H181V63H180ZM186 64H188V63L186 62ZM192 64L194 65V62L191 63L190 65L193 66ZM198 64H199V62H198ZM206 64H207V63H206ZM237 64H238V63H237ZM247 64H248V63H247ZM249 64H250V63H249ZM253 64H254V63H253ZM23 65H24V64H23ZM34 65H36V64H34ZM40 65H41V64H40ZM52 65H54V64H52ZM55 65H56V64H55ZM57 65H58V64H57ZM99 65H100V64H99ZM120 65H121V64H120ZM123 65H124V64H123ZM137 65H138V64H137ZM137 65H136V66H137ZM178 65H179V63H178ZM183 65H185V63H183ZM200 65H201V64H200ZM223 65H224V64H223ZM227 65H228V64H227ZM227 65H226V66H227ZM229 65H230V63H229ZM229 65H228V66H229ZM233 65H234V64H233ZM235 65H236V64H235ZM244 65H245V63H244ZM25 66H26V65H25ZM41 66H42V65H41ZM64 66H65V64H64ZM73 66H74V64H73ZM83 66H84V65H83ZM92 66H93V65H92ZM156 66H157V64H156ZM167 66H168V65H167ZM167 66H166V67H167ZM185 66H186V65H185ZM201 66H202V65H201ZM201 66H200V69H201ZM213 66L215 67L216 65H213ZM220 66H221V65H220ZM4 67H5V66H4ZM19 67H20V66H19ZM21 67H22V66H21ZM52 67H53V66H52ZM59 67H60V66H59ZM59 67H58V68H59ZM65 67H66V66H65ZM76 67H77V65H76ZM85 67H86V66H85ZM131 67H132V66H131ZM133 67H134V65H133ZM157 67H158V66H157ZM166 67H165V68H166ZM177 67H178V66H177ZM202 67H203V66H202ZM205 67H206V66H205ZM214 67H213V69H214ZM230 67H231V66H230ZM239 67H240V66H239ZM6 68L8 69V67H6ZM10 68H11V67H10ZM27 68H30V67L28 66ZM27 68H26V69H27ZM37 68H38V67H37ZM40 68H41V67H40ZM42 68H43V67H42ZM44 68H45V67H44ZM44 68H43V69H44ZM68 68L70 69V68H72V67L69 66ZM81 68H83V67H81ZM81 68H80V69H81ZM89 68H90V67H89ZM89 68H88V69H89ZM92 68H93V67H92ZM123 68H124V67H123ZM158 68H159V67H158ZM158 68H157V70H158ZM170 68H171V67H170ZM179 68H180V67H179ZM184 68H185V67H184ZM188 68H189V67H188ZM194 68H195V67H194ZM207 68H208V67H207ZM209 68H210V67H209ZM235 68H236V67H235ZM240 68H241V67H240ZM247 68H249V66H247ZM250 68H251V67H250ZM250 68H249V69H250ZM33 69H34V68H33ZM45 69H46V68H45ZM56 69H57V68H56ZM60 69H61V68H60ZM66 69H67V68H66ZM77 69H78V68H77ZM80 69H79V70H80ZM88 69H87V70H88ZM90 69H91V68H90ZM90 69H89V71H90ZM162 69H163V68H162ZM171 69H172V68H171ZM171 69H170V70H171ZM175 69H176V67H174V70H175ZM181 69H182V67H181ZM181 69H180V70H181ZM218 69H219V67H218ZM237 69H238V68H237ZM261 69H262V68H261ZM12 70H13V69H12ZM23 70H24V69H23ZM23 70H22V71H23ZM28 70H29V69H28ZM35 70H36V67H35ZM64 70H65V69H64ZM71 70H72V69H71ZM92 70H93V69H92ZM106 70H107V69H106ZM157 70H156V71H157ZM159 70H160V69H159ZM183 70H184V69H183ZM204 70H205V69H203V71H204ZM231 70H232V69H231ZM253 70H254V69H253ZM253 70H252V71H253ZM258 70H259V69H258ZM263 70H264V68H263ZM0 71H1V69H0ZM9 71H11V69H10ZM18 71H19V70H18ZM40 71H41V70H40ZM49 71H50V70H49ZM56 71H57V70H56ZM58 71H59V70H58ZM62 71H63V67H62ZM83 71H84V70H83ZM122 71H123V70L121 69V72H122ZM163 71H166V70H162V72H163ZM175 71H176V70H175ZM177 71H178V69H177ZM177 71H176V73H177ZM186 71H187V70H186ZM189 71H190V69H189ZM210 71H211V70H210ZM210 71H209V72H210ZM214 71H215V70H214ZM223 71H224V70H223ZM233 71H234L235 74H236V70H233ZM233 71H232V72H233ZM239 71H240V70H239ZM12 72H13V71H12ZM23 72H26V71H23ZM30 72H32V71H30ZM37 72H38V71H37ZM45 72H46V71H45ZM54 72H55V71H54ZM75 72H76V71H74V73H75ZM79 72H80V71H79ZM81 72H82V71H81ZM110 72L113 73L112 71H110ZM129 72H130V71H129ZM135 72H136V71H135ZM160 72H161V70H160ZM167 72H168V71H167ZM180 72H182V70H181ZM206 72H207V71H206ZM217 72H218V70H217ZM219 72H220V71H219ZM224 72H225V71H224ZM228 72H229V71H228ZM246 72H250V71H246ZM8 73H9V72H8ZM8 73H7V74H8ZM15 73H16V72H15ZM46 73H48V72H46ZM56 73H57V72H56ZM62 73H63V72H62ZM62 73H61V74H62ZM65 73H66V72H65ZM76 73H77V72H76ZM92 73H93V72H92ZM122 73H123V72H122ZM132 73H133V71H132ZM132 73H131V74H132ZM150 73H151V72H150ZM156 73H157V72H156ZM168 73H169V72H168ZM168 73H167V75H168ZM170 73H171V72H170ZM170 73H169V74H170ZM213 73H214V72H213ZM13 74H14V73H13ZM16 74H17V73H16ZM25 74H26V73H25ZM63 74H64V73H63ZM68 74H69V73H68ZM71 74H72V73H71ZM96 74H97V73H96ZM96 74H94V75L96 76ZM115 74H116V73H115ZM125 74H126V73H125ZM134 74H135V73H134ZM148 74H149V73H148ZM162 74L164 75V72H163ZM165 74H166V73H165ZM184 74H185V73H184ZM200 74H201V72H200ZM206 74H207V73H206ZM211 74H212V73H211ZM211 74H210V75H211ZM214 74H215V73H214ZM219 74H220V73H219ZM253 74H254V73H253ZM9 75H10V74H9ZM22 75H23V73H22ZM26 75H27V74H26ZM26 75H25L24 77H28V78H29V76H28V75L26 76ZM31 75H33V74H31ZM34 75L36 76V74H34ZM48 75L50 76V73H49ZM54 75H55V74H54ZM78 75H79V74H78ZM82 75H83V74H82ZM90 75H91V74H90ZM94 75H93V76H94ZM120 75H121V74H120ZM153 75H154V74H153ZM167 75H166V77H167ZM174 75H175V74H174ZM174 75H173V78H174ZM180 75H181V74H180ZM212 75H213V74H212ZM212 75H211L210 78H212ZM223 75H225V74H223ZM229 75H230V74H229ZM229 75H228V73H227L226 76H229ZM232 75H233V73L231 74V76H232ZM246 75H248V74H246ZM259 75H260V73H259ZM262 75H263V74H262ZM262 75H261V77L264 76V75H263V76H262ZM16 76H17V75H16ZM35 76H34V77H35ZM42 76H43V75H42ZM44 76H47V75H44ZM49 76H48V78H51V79H49V80H53L52 77L54 78V76H53V75H52V77H49ZM70 76H72V75H69L68 78H69ZM124 76H125V75H124ZM124 76H123V77H124ZM126 76H127V75H126ZM140 76H141V75H140ZM155 76H156V75H155ZM164 76H165V75H164ZM176 76H177V75H176ZM176 76H175V77H176ZM191 76H192V75H191ZM205 76H206V75H205ZM205 76H204V77H205ZM217 76H219V75H217ZM217 76H215V77H217ZM226 76H225V77H226ZM231 76H230V77H231ZM244 76H245V75H244ZM11 77H12V75H11ZM14 77H15V76H14ZM32 77H33V76H32ZM32 77H31V78H32ZM34 77H33V80H35ZM37 77H38V76H37ZM37 77H36V78H37ZM39 77H40V76H39ZM63 77H64V75H63ZM78 77H79V76H78ZM90 77H91V76H90ZM178 77H179V76H178ZM219 77H220V76H219ZM221 77H222V75H221ZM230 77H227V78L229 79ZM235 77H236V76H235ZM239 77H241V76H239ZM247 77H248V76H247ZM247 77H246V78H247ZM252 77H254V75H253ZM5 78H6V77H5ZM7 78H8V77H7ZM28 78H27V79H28ZM76 78H77V77H76ZM112 78L114 79L113 75H112ZM121 78H122V77H121ZM147 78H148V77H147ZM167 78H168V77H167ZM173 78H172V79H173ZM181 78L183 79V77L180 76V79H181ZM208 78H209V77H208ZM237 78H238V77H237ZM237 78H236V79H237ZM254 78H255V77H254ZM54 79H55V78H54ZM79 79H80V78H79ZM110 79H111V78H110ZM126 79H127V78H126ZM162 79H163V77H162ZM164 79H166V78H164ZM164 79H163V80H164ZM170 79H171V78H170ZM201 79H202V78H201ZM201 79H199V80H201ZM206 79H207V78H206ZM206 79H205V80H206ZM214 79H215V78H214ZM219 79H220V78H219ZM241 79H242V78H241ZM256 79H257V78H256ZM259 79H260V78H259ZM263 79H264V78H263ZM11 80H12V79H11ZM17 80H18V79H17ZM23 80H24V79H23ZM23 80H22V81H23ZM37 80H38V79H37ZM40 80L42 81V79H40ZM60 80H61V79H60ZM62 80H63V79H62ZM66 80H67V77L65 78L64 81H66ZM74 80H75V79H74ZM82 80H83V79H82ZM82 80H81V82H82ZM90 80H91V79H90ZM134 80H135V78H134ZM143 80H144V79H143ZM176 80H177V79H176ZM208 80H209V79H208ZM224 80H226V79H224ZM237 80H239V79H237ZM237 80H236V81H237ZM246 80H247V79H246ZM257 80H258V79H257ZM2 81H4V80L1 79V82H2ZM6 81H7V80H6ZM6 81H5V82H6ZM13 81H14V80H13ZM44 81H45V80H44ZM44 81H43V82H44ZM56 81H57V80H56ZM70 81H71V80H70ZM70 81H69V82H70ZM76 81L79 82L78 79L75 80V82H76ZM100 81H101V80H100ZM100 81H98V82H100ZM110 81H111V80H110ZM110 81H109V82H110ZM135 81H136V80H135ZM149 81H150V80H149ZM168 81H169V80H168ZM178 81H179V79H178ZM183 81H185V79L182 80V82H183ZM193 81H194V80H193ZM203 81H204V79H203ZM211 81H213V79H212ZM226 81H227V80H226ZM232 81H233V80H232ZM240 81H241V80H240ZM8 82H9V81H8ZM8 82H7V83H8ZM24 82H25V81H24ZM47 82H50V81H47ZM53 82H54V81H53ZM58 82H59V81H58ZM67 82H68V81H67ZM71 82H72V81H71ZM86 82H87V81H86ZM86 82H85V83H86ZM88 82H89V81H88ZM102 82H103V81H102ZM109 82H106V83H109ZM115 82H116V81H115ZM125 82H126V81H125ZM166 82H167V81H166ZM172 82H174V81L172 80ZM182 82H180V83H182ZM195 82L197 83V81H195ZM208 82H209V81H208ZM219 82H220V80H219ZM241 82H243V81H241ZM14 83H15V82H13L12 84L14 85ZM20 83H21V82H20ZM25 83H26V82H25ZM25 83H24V85H25ZM29 83H30V81H29ZM33 83H34V82H33ZM54 83H55V82H54ZM64 83H65V82H64ZM72 83H73V82H72ZM85 83L83 82V84H85ZM93 83H94V82H93ZM96 83H97V81H96ZM100 83H101V82H100ZM106 83H105V84H106ZM119 83H121V82H119ZM169 83H170V81H169ZM185 83H186V82H185ZM187 83H188V81H187ZM212 83H213V82H212ZM230 83H231V82H230ZM3 84H4V83H3ZM3 84H0V85H2V87H3ZM16 84L18 85L17 82H16ZM16 84H15V85H16ZM34 84H35V83H34ZM58 84H59V83H58ZM76 84H77V83H76ZM76 84H74V85H76ZM117 84H118V82H117ZM150 84H151V83H150ZM157 84H158V83H157ZM164 84H165V83H164ZM190 84L192 85V83H190ZM199 84H200V82H199ZM203 84H204V83H203ZM239 84H240V83H239ZM250 84H252V83H250ZM250 84H249V85H250ZM10 85H11V83H10ZM10 85H9V86H10ZM22 85H23V84H22ZM35 85H36V84H35ZM61 85H62V84H61ZM66 85H67V84H65V87H66ZM71 85H72V84H71ZM94 85H95V83H94ZM208 85H209V84H208ZM217 85H219V84H217ZM220 85H221V84H220ZM220 85H219V86H220ZM227 85H228V84H227ZM231 85H232V84H231ZM231 85H230V86H231ZM247 85H248V83H247ZM252 85H253V84H252ZM7 86H8V84H7ZM7 86H6V87H7ZM19 86H20V85H19ZM31 86H34V85H31ZM44 86H45V85H44ZM52 86H53V85H51V87H52ZM54 86H55V85H54ZM58 86H60V84H59ZM68 86H69V85H68ZM83 86H84V85H83ZM85 86H86V85H85ZM89 86H90V85H89ZM92 86H93V85L91 84L90 87H92ZM96 86H97V85H96ZM103 86H104V85H103ZM103 86H102V87H103ZM165 86H166V85H165ZM187 86H188V85H187ZM219 86H218V87H219ZM235 86H236V85H235ZM235 86H234V88H235ZM239 86H240V85H239ZM245 86H246V83H245ZM262 86H263V84H262ZM22 87H23V86H22ZM40 87H41V86H40ZM51 87H50V88H51ZM61 87H63V86H61ZM61 87H60V88H61ZM69 87H70V86H69ZM71 87H72V86H71ZM74 87H75V86H74ZM99 87H100V86H99ZM119 87H120V85H119ZM145 87H146V86H145ZM155 87H157V86L155 85ZM190 87H191V86H190ZM208 87H209V86H208ZM226 87H227V86H226ZM249 87H250V86H249ZM251 87H252V86H251ZM251 87H250V88H251ZM254 87H255V82H254ZM8 88H9V87H8ZM79 88H80V87H79ZM82 88H83V87H82ZM92 88H93V87H92ZM96 88H98V87H96ZM120 88H121V87H120ZM126 88H127V86H126ZM178 88H179V87H178ZM222 88H224V87H222ZM228 88H229V87H228ZM240 88H241V87H240ZM38 89H39V88H38ZM48 89H49V86H48ZM51 89H52V88H51ZM62 89H63V88H61V90H62ZM76 89H77V88H76ZM87 89H88V88H87ZM98 89H99V88H98ZM124 89H125V88H124ZM143 89H145L144 86H143ZM148 89H149V88H148ZM148 89H147V90H148ZM167 89H168V88H167ZM167 89H165V90H167ZM174 89H175V88H174ZM211 89H212V88H211ZM218 89H220V88H218ZM241 89H242V88H241ZM245 89H246V88H245ZM245 89H244V90H245ZM251 89H252V88H251ZM256 89H257V88H256ZM256 89H255V90H256ZM43 90H44V89H43ZM45 90H46V88H45ZM45 90H44V91H45ZM52 90H55V89H52ZM78 90H80V89H78ZM96 90H97V89H96ZM96 90H94L93 93H95ZM118 90H119V89H118ZM126 90H127V89H126ZM126 90H125V92H126ZM145 90H146V89H145ZM170 90H171V89H170ZM180 90H181V89H180ZM180 90H179V91H180ZM188 90H189V89H188ZM188 90H187V92H188ZM213 90H215V89H213ZM226 90H227V89H226ZM234 90H235V89H234ZM244 90H243V91H244ZM246 90H248V89H246ZM255 90H254V91H255ZM257 90H258V89H257ZM5 91L7 92L6 89H5ZM30 91H31V90H30ZM34 91H35V90H34ZM49 91H50V89H49ZM55 91H58V90H55ZM55 91H53V92L55 93ZM81 91H82V90H80V92H81ZM102 91H103V90H102ZM123 91H124V90H123ZM140 91L142 92V90H140ZM159 91H160V87H159ZM177 91H178V90H177ZM215 91H216V93H217V90H215ZM215 91H214V92H215ZM218 91H219V90H218ZM220 91H221V90H220ZM222 91L224 92V90H222ZM227 91H228V90H227ZM227 91H226V92H227ZM236 91H238V90H236ZM259 91H260V90H259ZM6 92H5L4 94H6ZM50 92H52V91H50ZM53 92H52V94H53ZM60 92H61V91H60ZM64 92H65V91H64ZM83 92H84V91H83ZM83 92H82V93H83ZM103 92H105V90H104ZM157 92H158V91H157ZM192 92H193V91H192ZM234 92H235V91H233V93H234ZM244 92H245V91H244ZM248 92H249V91H247V93H248ZM250 92H251V91H250ZM252 92H253V91H252ZM7 93H8V92H7ZM23 93H26V92H23ZM57 93H58V92H57ZM57 93H56V95H57ZM67 93H68V92H67ZM73 93H74V92H73ZM96 93H98V91H97ZM114 93H115V92H114ZM129 93H130V92H129ZM129 93H128V94H129ZM131 93H132V92H131ZM134 93H135V92H134ZM147 93L149 94V92H146V94H147ZM151 93H152V91H151ZM172 93H173V91H172ZM202 93H203V92H202ZM216 93H215V94H216ZM221 93H222V92H221ZM221 93H220V94H221ZM238 93H239V92H238ZM1 94H2V93H1ZM8 94H10V93H8ZM11 94H12V93H11ZM20 94H22V92H21ZM30 94H31V93H30ZM32 94H33V93H32ZM43 94H45V93H43ZM52 94H51V95H52ZM64 94H65V93H64ZM74 94H75V93H74ZM123 94H124V93H122V95H123ZM126 94H127V93H126ZM161 94H162V93H161ZM175 94H176V93H175ZM180 94H181V93H180ZM196 94H197V93H196ZM241 94H242V93H241ZM241 94H238V95H241ZM248 94H249V93H248ZM250 94H251V93H250ZM255 94L259 95L260 92H259V94H258V91H257V93H255ZM15 95H17V94H15ZM39 95H40V94H39ZM39 95H38V97H39ZM54 95H55V94H54ZM66 95H67V94H66ZM66 95H65V97H67ZM76 95H77V94H76ZM83 95H84V93H83ZM85 95H86V94H85ZM85 95H84V97H85ZM87 95H88V94H87ZM110 95H112V94H110ZM119 95H120V93H119ZM152 95H153V93H152ZM162 95H164V93H163ZM162 95H161V96H162ZM166 95H167V92H166ZM166 95H164V96H166ZM172 95H173V94H172ZM172 95H171V96H172ZM192 95H193V94H192ZM198 95L201 96V93L198 94ZM225 95H226V94H225ZM231 95H232V94H231ZM233 95H234V94H233ZM2 96H3V95H2ZM9 96H10V95H9ZM9 96H8V97H9ZM11 96L13 97L14 94L11 95ZM22 96H23V95H22ZM32 96H33V95H32ZM47 96L49 97L50 95L47 94ZM47 96H46V97H47ZM58 96H59V95H58ZM58 96H57V97H58ZM74 96H75V95H74ZM74 96H72V97H74ZM94 96H95V95L93 94L92 97H94ZM113 96H115V95H113ZM134 96H135V95H134ZM169 96H170V95H169ZM169 96H168V97H169ZM200 96H197V97L199 98ZM203 96H204V95H203ZM203 96H201V97H203ZM220 96H221V95H220ZM228 96H229V95H228ZM228 96H227V97H228ZM242 96H243V94H242ZM251 96H252V94H251ZM16 97H19V96H16ZM16 97H15V98H16ZM42 97L44 98V95H43ZM46 97H45V98H46ZM50 97H51V96H50ZM50 97H49V98H50ZM70 97H71V95H70ZM84 97H83V98H84ZM92 97H91V98H92ZM96 97H97V96H96ZM117 97H118V95H117ZM135 97H136V96H135ZM146 97H147V95H146ZM153 97H154V96H153ZM158 97H159V96H158ZM172 97H174V95H173ZM195 97H196V96H195ZM195 97H194V98H195ZM208 97H209V96H208ZM234 97H235V95H234ZM236 97H237V96H236ZM253 97H255L254 94H253ZM253 97H252V99H253ZM2 98H3V97H2ZM4 98H5V95H4ZM4 98H3V99H4ZM33 98H34V97H33ZM45 98H44V99H45ZM62 98H63V97H62ZM62 98H61V99H62ZM75 98H77V97L75 96ZM85 98H86V97H85ZM113 98H114V97H113ZM160 98H161V97H160ZM160 98H159V99H160ZM163 98H164V97H163ZM163 98H162V99H163ZM185 98H186V97H185ZM191 98H192V97H191ZM209 98H210V97H209ZM212 98H213V97H212ZM228 98H229V97H228ZM247 98H248V97H247ZM3 99H2V100H3ZM10 99H11V98H10ZM17 99H18V98H17ZM34 99H35V98H34ZM36 99H37V98H36ZM36 99H35V100H36ZM38 99H39V98H38ZM40 99H41V98H40ZM51 99H52V98H51ZM55 99H57V98L55 97ZM73 99H74V98H73ZM87 99H88V98H87ZM93 99H94V98H93ZM114 99H116V98H114ZM118 99H119V98H118ZM118 99H116V100H118ZM157 99H158V98H157ZM168 99H169V98H168ZM171 99H172V98H171ZM180 99H181V98H180ZM195 99H196V98H195ZM210 99H211V98H210ZM213 99H214V98H213ZM216 99H217V97H216ZM231 99H233V98L231 97ZM248 99H250V97H249ZM2 100H1V101H2ZM19 100H20V99H19ZM21 100H22V97H21ZM26 100H28V99H26ZM45 100H48V98H46ZM90 100H91V99H90ZM95 100H96V99H95ZM100 100H103V99H100ZM152 100H153V98H152ZM154 100H155V99H154ZM191 100H193V101L196 102L197 99H196V100L191 99ZM198 100H199V99H198ZM205 100H206V99H205ZM208 100H209V99H208ZM234 100H236V98H235ZM243 100H244V99H243ZM245 100H246V99H245ZM254 100H255V99H254ZM50 101H51V100H50ZM54 101H55V100H54ZM74 101H76L75 103L77 104V100H74ZM80 101H81V100H80ZM88 101H89V100H88ZM168 101H169V100H168ZM170 101H171V100H170ZM178 101H179V100H178ZM178 101H177V102H178ZM199 101H200V100H199ZM211 101H212V100H211ZM232 101H233V100H232ZM232 101H231V102H232ZM15 102H16V101H15ZM21 102H22V101H21ZM27 102H28V101H27ZM40 102H41V101H40ZM43 102H44V101H43ZM46 102H47V101H46ZM55 102H56V101H55ZM60 102H61V101H60ZM63 102H64V101H63ZM63 102H61V103H63ZM93 102H94V101H93ZM93 102H92V104H93V108H94L95 104H94ZM95 102H96V101H95ZM120 102H121V101H120ZM155 102H156V101H155ZM206 102H207V101H206ZM235 102H237V101H235ZM242 102H243V101H242ZM247 102H248V100H247ZM249 102H250V101H249ZM252 102H253V101H252ZM17 103H18V102H17ZM41 103H42V102H41ZM48 103H49V102H48ZM57 103H58V100H57ZM115 103L117 104V102H115ZM115 103H114V104H115ZM139 103H140V102H139ZM144 103H145V102H144ZM144 103H143V104H144ZM158 103H159V102H158ZM158 103H157V105H158ZM168 103H169V102H168ZM227 103L229 104V102H227ZM239 103H240V102H239ZM250 103H251V102H250ZM3 104H4V103H3ZM12 104H14V103L12 102ZM26 104H27V103H26ZM26 104H25V102H24V104H22L23 107H24V105H26ZM51 104H53V103H51ZM71 104H72V103H71ZM71 104H70V105H71ZM80 104H81V102H80ZM90 104H91V103H90ZM97 104H98V103H97ZM97 104H96V106H98ZM103 104H104V102H103ZM107 104H108V103H107ZM154 104H155V103H154ZM175 104H176V103H175ZM187 104H188V103H187ZM194 104H195V103H194ZM209 104H210V102H209ZM237 104H238V102H237ZM240 104H242V103H240ZM246 104H247V103H246ZM246 104L244 103V105H246ZM252 104H253V103H252ZM255 104H257V103H255ZM259 104H260V103H259ZM259 104H258V105H259ZM262 104H264V103H262ZM0 105H1V104H0ZM4 105H5V104H4ZM16 105H17V104H16ZM37 105H38V104H37ZM37 105H36V106H37ZM40 105H43V104H40ZM55 105H56V104H55ZM70 105H69V107H70ZM117 105H118V104H117ZM124 105H125V104H124ZM137 105H138V104H137ZM139 105H140V104H139ZM152 105H153V104H151L150 106H152ZM157 105H156V106H157ZM207 105H208V102H207ZM207 105H205V106L208 107ZM2 106H3V105H2ZM17 106H18V105H17ZM19 106H20V105H19ZM27 106H28V105H26V107H27ZM44 106H45V105H44ZM46 106H47V105H46ZM49 106H50V105H49ZM49 106H47V107H49ZM57 106H58V105H57ZM59 106H60V105H59ZM61 106H62V105H61ZM65 106H66V105H65ZM96 106H95V107H96ZM102 106H103V105H102ZM159 106H160V105H158L157 107H159ZM225 106H226V105H225ZM225 106H224V107H225ZM235 106H236V105H235ZM235 106H232V107H235ZM237 106H238V105H237ZM240 106H241V105H240ZM249 106H250V105H249ZM29 107H30V105H29ZM39 107H41V106H39ZM39 107H38V108H39ZM51 107H52V106H51ZM62 107H63V106H62ZM72 107H73V106H71V108H72ZM78 107L81 108V106H78ZM87 107H88V106H87ZM90 107H91V106H90ZM109 107H110V106H109ZM109 107H107V108H109ZM115 107H117V106H115ZM119 107H121V106L119 105ZM141 107H143V106H140V108H141ZM152 107H153V106H152ZM154 107H155V105H154ZM171 107H172V106H171ZM195 107H196V106H195ZM206 107H205V108H206ZM226 107H227V106H226ZM226 107H225V108H226ZM229 107H230V106H229ZM229 107H227V110H228ZM245 107H246V106H245ZM11 108H12V107H11ZM15 108H16V107H15ZM32 108H33V107H32ZM34 108H35V107H34ZM44 108H45V107H44ZM58 108H59V107H58ZM58 108H57V109H58ZM64 108H65V107H64ZM66 108H67V107H66ZM71 108H70V109H71ZM101 108H102V107H101ZM136 108H137V107H136ZM145 108H146V107H145ZM163 108H164V106H163ZM216 108H217V107H216ZM237 108H239V107H237ZM243 108H244V106H243ZM250 108H251V107H250ZM262 108H264V106H263ZM24 109H25V107H24ZM27 109H28V108H27ZM53 109H54V108H53ZM53 109H52V110H53ZM89 109H91V108H89ZM160 109H161V108H160ZM165 109H166V108H165ZM167 109H168V108H167ZM175 109H176V108H175ZM178 109H182V108H178ZM192 109H193V108H192ZM199 109H201V108H199ZM203 109H204V108H203ZM206 109H208V108H206ZM210 109H211V108H210ZM214 109H215V108H214ZM223 109H224V108H223ZM255 109H256V107H255ZM258 109H259V108H258ZM30 110H31V109H30ZM33 110H34V109H33ZM39 110H40V109H39ZM39 110H38V111H39ZM75 110H77V109H75ZM85 110H86V109H85ZM85 110H84V111H85ZM96 110H97V107H96ZM121 110H122V109H121ZM144 110H145V109H144ZM154 110H155V109H154ZM161 110H162V109H161ZM211 110H212V109H211ZM216 110H218V109H216ZM219 110H220V108H219ZM233 110H234V109H233ZM246 110H247V109H246ZM250 110H251V109H250ZM250 110H249V111H250ZM261 110H262V109H261ZM14 111H15V110H14ZM24 111H25V110H24ZM34 111L36 112L37 110H34ZM40 111H41V110H40ZM58 111H61V110H58ZM69 111H70V110H69ZM81 111H82V110H81ZM84 111H83V112H84ZM90 111H91V110H90ZM92 111H93V109H92ZM92 111H91V112H92ZM142 111H143V110H142ZM157 111H158V110H157ZM157 111H155V114H156ZM166 111H167V113H169V110H166ZM171 111H172V110H171ZM176 111H177V110H175V112H176ZM195 111H197V110H195ZM201 111H202V110H201ZM201 111H200V113H201ZM238 111H239V110H238ZM259 111H260V110H259ZM1 112H2V111H1ZM22 112H23V111H22ZM35 112H34V113H35ZM72 112H73V111H72ZM72 112H71V114H72ZM76 112H77V111H76ZM94 112H95V111H94ZM96 112H97V111H96ZM109 112H110V111H109ZM113 112H114V111H113ZM160 112H161V111H160ZM198 112H199V111H198ZM211 112L214 113V111H211ZM211 112H210V111L208 112L207 110H204V113H205L204 118L206 119V117H208V115L212 114ZM223 112H224V111H223ZM223 112L220 111V114H221V115L219 114V115H220V118H222V115H224ZM229 112H230V111H229ZM234 112H235V111H234ZM247 112H248V110H247ZM247 112H245V113H247ZM19 113H20V112H19ZM36 113H37V112H36ZM38 113H40V112H38ZM60 113H62V112H60ZM74 113H75V111H74ZM86 113H87V112H86ZM119 113H121V112L119 111ZM119 113H118V115H119ZM122 113H123V110H122ZM135 113H136V112H135ZM161 113H162V112H161ZM186 113H187V112H186ZM188 113H189V112H188ZM190 113H191V112H190ZM192 113H193V112H192ZM227 113H228V111H227ZM238 113H239V112H238ZM252 113H253V112H252ZM258 113H259V112H258ZM20 114H21V113H20ZM41 114H42V113H41ZM77 114H78V113H77ZM97 114H98V113H97ZM113 114H115V113H113ZM141 114H143V113H141ZM145 114H146V113H145ZM157 114H158V113H157ZM173 114H174V113H173ZM214 114H215V113H214ZM217 114H218V113H217ZM231 114H232V112H231ZM250 114H251V113H250ZM250 114H249V115H246V118H247L248 116L250 117ZM256 114H257V113H256ZM256 114H255V115H256ZM44 115H47V114H44ZM44 115H42V117H45ZM49 115H50V114H48V117H49L48 119H50V116H49ZM104 115H105V114H104ZM120 115H121V114H120ZM122 115H124V114H122ZM158 115H159V114H158ZM161 115H162V114H161ZM161 115H160V116H161ZM195 115H196V114H195ZM200 115H201V114H200ZM212 115H213V114H212ZM255 115H254V116H255ZM260 115H261V111H260ZM61 116H62V114H61ZM68 116H69V115H68ZM72 116H73V115H72ZM72 116H71V117H72ZM74 116H76V115H74ZM74 116H73V117H74ZM113 116H114V115H113ZM116 116H117V115H116ZM134 116H135V115H134ZM134 116H133V117H134ZM155 116H156V115H155ZM167 116H168V115H167ZM179 116H180V115H179ZM198 116H199V115H198ZM217 116H218V115H217ZM230 116H231V115H230ZM234 116H235V115H234ZM237 116H238V115H237ZM254 116H253V118H254ZM256 116H257V115H256ZM71 117H70V118H71ZM73 117H72V118H73ZM106 117H107V116H106ZM109 117H110V116H109ZM109 117H108V118H109ZM119 117H121V116H119ZM133 117H132V118H133ZM140 117H141V116H140ZM142 117H143V115H142ZM157 117H158V116H156V119H155V118H154V119H155V120H158ZM169 117H170V116H169ZM171 117H172V116H171ZM174 117H175V115H174ZM249 117H248L247 120H249ZM257 117H258V116H257ZM262 117H264V115H263ZM17 118H18V117H17ZM34 118H35V117H34ZM36 118H37V117H36ZM59 118L61 119L62 117L59 116ZM63 118H64V117H63ZM70 118H69V120H70ZM122 118H125V117H122ZM135 118H136V116H135ZM135 118H134V120H135ZM158 118H159V117H158ZM176 118H177V116H176ZM196 118H197V117H196ZM253 118H252V119H253ZM9 119H10V118H9ZM43 119L45 120V118H43ZM65 119H66V118H64V120H65ZM105 119H106V118H105ZM154 119H153V121H154ZM181 119H182V118H181ZM189 119H190V118H189ZM197 119H198V118H197ZM205 119H204V121L206 122V121H208L209 118H208L207 120H205ZM210 119H211V118H210ZM210 119H209V120H210ZM217 119H218V118H217ZM224 119H226V120L228 119V120H229V118H228L226 115L223 116L222 120H224ZM232 119H233V118H232ZM234 119H235V118H234ZM237 119H238V117H237ZM244 119H245V116H244ZM256 119L258 120V118H256ZM7 120H8V119H7ZM32 120H33V119H32ZM34 120H35V119H34ZM36 120H37V119H36ZM40 120H41V119H40ZM40 120L38 119V121H40ZM57 120H58V119H57ZM90 120H91V119H90ZM99 120H101V118H100ZM102 120H103V118H102ZM109 120H110V119H109ZM111 120H112V116H111ZM120 120H121V118H120ZM120 120H118V121H120ZM122 120H123V119H122ZM137 120L139 121L138 118H137ZM140 120H141V119H140ZM145 120H146V119H145ZM172 120H174V119H172ZM176 120H177V119H176ZM183 120H184V119H183ZM254 120H255V118H254ZM257 120H256V123H258ZM61 121L63 122V119H62ZM61 121H60V122H61ZM71 121H72V120H71ZM123 121H124V120H123ZM129 121H130V120H129ZM129 121H128V122H129ZM135 121H136V120H135ZM158 121H159V120H158ZM158 121H157V122H158ZM161 121H162V120H161ZM187 121H188V120H187ZM187 121H184V122H187ZM196 121H198V120H196ZM219 121H220V120H219ZM233 121H235V120H233ZM245 121H246V119H245ZM249 121H250V120H249ZM0 122H2V121L0 120ZM44 122H45V121H44ZM53 122H54V120H53ZM56 122H57V121H56ZM58 122H59V121H58ZM58 122H57V123H58ZM68 122H69V121H67L66 123H68ZM73 122H75V121H73ZM73 122H72V123H73ZM94 122H95V119H94ZM104 122H105V121H104ZM108 122H109V121H108ZM120 122H122V121H120ZM133 122H134V121H133ZM146 122H147V121H146ZM157 122H156V123H157ZM163 122H165L164 119H163ZM163 122H162V123H163ZM168 122H169V120L167 121V124H168ZM199 122L201 123V121H199ZM229 122H230V121H229ZM246 122H247V121H246ZM246 122H245V123H246ZM254 122H255V121H254ZM254 122H253V123H254ZM260 122H261V121H260ZM35 123H36V122H35ZM41 123H42V122H41ZM46 123H48V122L46 121ZM64 123H65V121H64ZM70 123H71V122H70ZM99 123H100V122H99ZM138 123H140V122H137V125H138ZM148 123H149V122H148ZM171 123H174V122L171 121ZM175 123H176V122H175ZM194 123H195V122H194ZM237 123H238V121H237ZM237 123H236V124H237ZM253 123H252V124H253ZM263 123H264V120H263ZM50 124H51V123L49 122L48 125H50ZM55 124H56V123H55ZM68 124H69V123H68ZM74 124H76V123H74ZM74 124H73V125H74ZM83 124H84V123H83ZM85 124H86V123H85ZM91 124H92V123H91ZM110 124H111V123H110ZM115 124H116V123H115ZM134 124H135V123H134ZM145 124H146V123H145ZM154 124H155V122H154ZM159 124H160V122H159ZM169 124H170V123H169ZM183 124H184V123H183ZM185 124H186V123H185ZM224 124H225V121L219 123L218 120H217L216 122H211V121H209L208 124H206V123L203 124V122H202V124H198V122H196L195 124H191V125H190V129H191V131L194 132V134H195L196 136H198L199 139H201V141L203 140L204 142L208 143L209 146L211 145V146L213 147L212 149H213L214 151L212 152V157L218 159L217 163H218L219 161L222 162V163L224 162V161H223V158H220V160H219V156L221 155L220 153H218V152H219V149H218L217 151L215 150L216 147L218 148V147L221 146V142H222V141L225 142V140H223V139H225V138H223L224 135H223V137H222L221 135H218L219 132H217L219 129L221 130V128L226 129V128L223 127ZM1 125H2V124H1ZM1 125H0V127H1ZM7 125H8V124H7ZM21 125H22V123H21ZM30 125H31V122H30ZM33 125H36V124H33ZM52 125H54V123H53ZM52 125H51V126H52ZM58 125H59V124H57V126H58ZM66 125H67V124H66ZM86 125H87V124H86ZM89 125H90V124H89ZM98 125H99V124H98ZM123 125H124V124H123ZM147 125H148V124H147ZM160 125H161V124H160ZM162 125H163V124H162ZM175 125H176V124H175ZM187 125H188V124H187ZM233 125H234V123H233ZM237 125H238V124H237ZM248 125H249V123H248ZM261 125H262V124H261ZM10 126H12V125H10ZM10 126H8V129H9ZM17 126H18V125H17ZM17 126H16V127H17ZM39 126H40V125H39ZM51 126H50V127H51ZM57 126H56V127H57ZM74 126H75V125H74ZM80 126H81V125H80ZM84 126H85V125H84ZM109 126H110V125H109ZM117 126H118V125H117ZM135 126H136V124H135ZM164 126H165V124H164ZM164 126H162V127L164 128ZM180 126H181V125H180ZM234 126H236V125H234ZM13 127H14V126H13ZM16 127H15V129H16ZM34 127H36V126H34ZM41 127H43V125H42ZM59 127H60V125H59ZM76 127H77V126H76ZM85 127L87 128L88 125L85 126ZM89 127H90V126H89ZM99 127L101 128V126H99ZM118 127H119V126H118ZM118 127H115L116 130L118 129ZM121 127H122V126H120V128H121ZM145 127H146V126H145ZM162 127H161V128H162ZM182 127H183V126H182ZM182 127H181V128L178 127V128H176V129H174V125H173V129H174L175 131H174L173 129H171V131L173 130V132H174V135H175V138H176L175 140H176L177 142H178L179 140H182V141L184 140V141H185V138H186V135H187V134H185L184 129H183ZM251 127H252V125H251ZM258 127L260 128V126H258ZM263 127H264V126H263ZM32 128H33V126H32ZM39 128H40V127H39ZM46 128H47V127H46ZM54 128H55V127H54ZM54 128H53V126H52V130H51V131H53ZM61 128H62V125H61ZM113 128H114V127H113ZM115 128H114L113 130H114V132L117 134V132L115 131ZM128 128H129V127H128ZM128 128H127V129H128ZM167 128H168V127H167ZM167 128L165 127V130H162V132L164 131V134H163V137L160 138V139H162V140L165 139V140H166V138H167V136H168L166 133H168V132H165V131H166ZM186 128H187V127H186ZM238 128H240V127L238 126L237 129H238ZM41 129H42V128H41ZM50 129H51V128H50ZM69 129H70V128H69ZM74 129H75V128H74ZM76 129H77V128H76ZM79 129H80V127H79ZM95 129H96V128H95ZM109 129H110V128H109ZM127 129H126V130H127ZM131 129H132V127H131ZM155 129H156V128H155ZM159 129H160V128H159ZM187 129H188V128H187ZM234 129H235V128H234ZM244 129H245V127H244ZM247 129H248V128H247ZM10 130H11V129H10ZM16 130H17V129H16ZM21 130H22V129H21ZM57 130H58V129H57ZM67 130H68V129H67ZM80 130H82V129H80ZM87 130H88V129H87ZM87 130H86V131H87ZM91 130H92V129H91ZM105 130H106V128H105ZM105 130H104V131H105ZM129 130H130V129H129ZM185 130H186V129H185ZM242 130H243V129H242ZM242 130H240V131H242ZM249 130H250V129H249ZM32 131H33V130H32ZM32 131H31V134L33 133ZM37 131H38V130H36V132H37ZM89 131H90V130H89ZM121 131H123V130L121 129ZM135 131H136V130H135ZM157 131H158V130H157ZM191 131H189V132H191ZM232 131H233V130H232ZM234 131H235V130H234ZM250 131H251V130H250ZM250 131H249V132H250ZM6 132L8 133V130H7ZM6 132H3V133H6ZM34 132H35V131H34ZM40 132H41V131H40ZM47 132H48V130L46 131V133H47ZM57 132H61V131L59 130V131H57ZM68 132H70V131H68ZM81 132H82V131H81ZM106 132H107V131H106ZM114 132L111 131V133H114ZM118 132H120V131H118ZM124 132H126V131H124ZM154 132H156V131H154ZM189 132H188V133H189ZM220 132H221V131H220ZM223 132H224V131H223ZM223 132H222V134H223ZM243 132H245V130H244ZM0 133H1V132H0ZM10 133H11V132H10ZM42 133H43V132H42ZM91 133H92V132H91ZM94 133H95V132H94ZM98 133H100V132H98ZM107 133H108V132H107ZM120 133H122V135L124 134L123 132H120ZM126 133H127V132H126ZM157 133H158V132H157ZM157 133H155V134H157ZM215 133H218V134H215ZM225 133H226V132H225ZM231 133H232V132H231ZM231 133H230V136L232 135ZM245 133H247V132H245ZM250 133H251V132H250ZM250 133H249V134H250ZM260 133H261V130H260ZM17 134H18V133H17ZM28 134H29V131H28ZM31 134H29V136H30ZM35 134H36V133H35ZM35 134H32V135L34 136ZM47 134H49V133H47ZM47 134H46V135H47ZM50 134H51V133H50ZM50 134H49V135H50ZM57 134H58V133H57ZM78 134H79V132H78ZM78 134H77V135H78ZM82 134H83V132H82ZM82 134H81V136H82ZM84 134H85V132H84ZM88 134H89V133H88ZM96 134H97V132H96ZM96 134H94V136H96ZM105 134H106V133H105ZM142 134L145 135L144 132H143ZM158 134H159V133H158ZM160 134H161V133H160ZM227 134H228V133H227ZM233 134H235V132H234ZM240 134H241V133H240ZM252 134H253V133H252ZM258 134H259V133H258ZM2 135L5 136V134H2ZM46 135H45V136H46ZM53 135H54V134H53ZM58 135H59V134H58ZM63 135H64V134H63ZM66 135H67V134H66ZM75 135H76V133H75ZM90 135H91V134H90ZM101 135H102V134H101ZM127 135H129V133H128ZM127 135H126V136H127ZM143 135H142V136H143ZM174 135H173V136H174ZM237 135H239V132H238ZM241 135H242V134H241ZM254 135H255V134H254ZM263 135H264V134H263ZM0 136H1V134H0ZM20 136H21V135H20ZM38 136H39V135H38ZM40 136H41V135H40ZM73 136H74V135H73ZM79 136H80V135H79ZM79 136H77V137H79ZM81 136H80V137H81ZM103 136H104V135H103ZM109 136H112V135H109ZM119 136H120V135H119ZM119 136H118V137H119ZM129 136H130V135H129ZM155 136H156V135H155ZM157 136H158V135H157ZM187 136H188V135H187ZM189 136H190V135H189ZM192 136H193V135H192ZM226 136H227V135H226ZM226 136H225V137H226ZM244 136H245V135H244ZM250 136H251V135H250ZM250 136H249V137H250ZM256 136H257V134H256ZM1 137H3V136H1ZM35 137H36V136H35ZM41 137H42V136H41ZM41 137H40V138H41ZM43 137H44V136H43ZM64 137H65V136H64ZM66 137H68V136H66ZM66 137H65V138H66ZM82 137H84V136H82ZM88 137H90V136H88ZM115 137H117V136L115 135ZM138 137H139V136H138ZM170 137H171V136H170ZM232 137H233V135H232ZM241 137H242V136H240V138H241ZM245 137H246V139L248 140L247 136H245ZM257 137H258V136H257ZM260 137L262 138V135H261ZM30 138H31V137H30ZM32 138H33V137H32ZM32 138H31V139H32ZM46 138H48V137H46ZM50 138H51V135H50ZM56 138H57V137H56ZM58 138H59V137H58ZM84 138H85V137H84ZM91 138H92V135H91ZM91 138H90V140H92V142H93V138H92V139H91ZM98 138H99V137H98ZM101 138H102V136H101L99 139H101ZM104 138H105V137H104ZM108 138H109V137H108ZM127 138H128V137H127ZM127 138H126V139H127ZM142 138H143V137H142ZM154 138H156V137H154ZM154 138H153V139H154ZM190 138H191V137H190ZM192 138H193V137H192ZM240 138H238V140H239ZM263 138H264V137H263ZM3 139H4V138H3ZM15 139H16V138H15ZM28 139H29V138L27 137V141H32V140H33V139H32V140H28ZM35 139H36V138H35ZM38 139H39V138H38ZM54 139H55V138H54ZM68 139H69V138H68ZM73 139H75V137H74ZM78 139H79V141H80L81 138H78ZM85 139L87 140V134H86V138H85ZM113 139H114V138H113ZM121 139L123 140V138H121ZM133 139L135 140V137H134ZM133 139H132V140H133ZM226 139H227V137H226ZM234 139H235V137H234ZM241 139H245V138L242 137ZM253 139H254V138H253ZM256 139H257V138H255L254 141H256ZM22 140H23V139H22ZM25 140H26V139H25ZM61 140H62V139H61ZM61 140H60V141H61ZM63 140H64V139H63ZM76 140H77V139H76ZM94 140H96V138H95ZM102 140H103V139H102ZM107 140H108V139H107ZM115 140H116V138H115ZM119 140H120V138H119ZM119 140H118V141H119ZM137 140H139V139H137ZM141 140H142V139H141ZM144 140H145V141L147 140L146 136H144ZM155 140L157 141L158 138L155 139ZM167 140H168V139H167ZM167 140H166V141H167ZM171 140H172V138H171ZM187 140H189V139H187ZM230 140H231V139H230ZM258 140H259V138H258ZM0 141H1V140H0ZM4 141H5V140H4ZM11 141H14V140L12 139ZM11 141H10V142H11ZM20 141H21V139H20ZM51 141H52V140H51ZM74 141H75V140H74ZM81 141H82V140H81ZM83 141H84V140H83ZM87 141H88V140H87ZM160 141H161V140H160ZM168 141H169V140H168ZM168 141H167V142H168ZM184 141H183V143L186 144V143H185L186 141H185V142H184ZM190 141H191V140H190ZM193 141H195V140H193ZM199 141H200V140H199ZM199 141H198V142H199ZM201 141H200V142H201ZM261 141L263 142L264 139H263V140L260 139V143H261ZM6 142H7V141H6ZM10 142H9V144H10ZM16 142H18V141H16ZM49 142H50V140H49ZM76 142H77V141H76ZM120 142H121V141H120ZM139 142H140V141H139ZM141 142H142V141H141ZM179 142H180V141H179ZM179 142H178V144H179ZM226 142H228V141H226ZM235 142H237V141H235ZM235 142H234V143H235ZM239 142H240V140H239ZM239 142H238V143H239ZM245 142H246V141H245ZM249 142H250V141H249ZM258 142H259V141H257L256 143H258ZM12 143H13V142H12ZM12 143H11V144H12ZM42 143H43V142H42ZM60 143H61V142H60ZM78 143H80V142H78ZM83 143H84V142H83ZM83 143H82V144H83ZM98 143H99V142H98ZM106 143H107V142H105V144H106ZM113 143H114V142H113ZM123 143H124V142H123ZM132 143H133V141H132ZM146 143H147V141H146ZM146 143H145V144H146ZM151 143H152V141H151ZM153 143H154V142H153ZM153 143H152V144H153ZM158 143H159V141H158ZM161 143H162V142H161ZM164 143H165V142H164ZM168 143H170V142H168ZM192 143H193V142H192ZM206 143H205V144H206ZM238 143H236V144H238ZM241 143H242V142H241ZM241 143H239V144H241ZM246 143H247V142H246ZM250 143H251V142H250ZM263 143H264V142H263ZM263 143H262V145H261V144H260V145H261V146H264ZM11 144H10V145H11ZM18 144H19V143H18ZM18 144H16L15 146H18V147H19L20 144H19V145H18ZM23 144H25V143H23ZM23 144H22V145H23ZM36 144H37V143H36ZM38 144H39V143H38ZM40 144H41V143H40ZM40 144H39V145H40ZM67 144H68V142H67ZM72 144H74V143H72ZM84 144H85V143H84ZM142 144H143V142H142ZM142 144L140 145L141 147L144 145V144H143V145H142ZM152 144H151V146H152ZM187 144H188V146H189V145L191 146V144H189V143H187ZM195 144H196V143H195ZM195 144H194V145H195ZM208 144H207V145H208ZM226 144H227V143H226ZM232 144H233V143H232ZM7 145H8V144H7ZM10 145H9V146H10ZM22 145H21V146H22ZM74 145H75V144H74ZM85 145H86V144H85ZM87 145H88V144H87ZM94 145H95V144H94ZM101 145H102V144H101ZM103 145H104V144H103ZM114 145H115V144H114ZM120 145H121V144H120ZM156 145H157V144H156ZM156 145H155V146H156ZM159 145H160V144H159ZM164 145H167V144L165 143ZM168 145H169V146L171 145L170 147H175V146H174V143H173L172 141H171V143L168 144ZM241 145H242V144H241ZM243 145H244V144H243ZM246 145H247V144H246ZM246 145H244V146H246ZM256 145H257V144H256ZM3 146H4V145H3ZM37 146H38V145H37ZM43 146H44V145H43ZM47 146H48V145H47ZM60 146H61V145H60ZM62 146H63V145H62ZM68 146H69V145H68ZM76 146H78V144H77ZM80 146H81V145H80ZM99 146H100V145H99ZM106 146H107V145H106ZM121 146H123V145H121ZM140 146H139V147H140ZM161 146H162V145H161ZM176 146H177V144H176ZM197 146H198V145L196 144L195 147H197ZM209 146H208V147H209ZM232 146H233V145H232ZM236 146H237V145H236ZM252 146H253V145H251V149H252ZM261 146H260V150L262 151L263 148L261 149ZM6 147L8 148V146H6ZM30 147H31V146H30ZM44 147H45V146H44ZM54 147H55V146H54ZM54 147H53V148H54ZM78 147H79V146H78ZM82 147H84V145H83ZM128 147H129V146H128ZM131 147H132V146H131ZM149 147H150V145H149ZM149 147H148V145H147V148H149ZM159 147H160V146H158V148H159ZM162 147H163V146H162ZM167 147H168V146H167ZM179 147H180V146H179ZM200 147H202V146H200ZM200 147H199L198 149H200ZM204 147H205V146H204ZM229 147H230V146H229ZM240 147H241V146H240ZM256 147H257V146H256ZM10 148H11V146H10ZM32 148H33V147H32ZM41 148L43 149V147H41ZM63 148H64V147H63ZM65 148H66V147H65ZM70 148H71V147L69 146V149H70ZM72 148H73V147H72ZM86 148H87V147H86ZM94 148H95V146H94ZM101 148H102V146H101ZM105 148H107V147H105ZM110 148H111V147H110ZM118 148H119V147H118ZM125 148H126V146H125ZM133 148H135V147H133ZM151 148H152V147H151ZM153 148H154V147H153ZM158 148H157V150H156L157 152H158ZM163 148H165V146H164ZM177 148H178V146H177ZM187 148H188V147H187ZM191 148H192V147H191ZM242 148H243V146H242ZM244 148H246V147H244ZM2 149H3V148H1L0 151H1ZM11 149H12V148H11ZM36 149H37V148H36ZM36 149H35V150H36ZM39 149H40V147H39ZM39 149H38V150H39ZM46 149H49V148L47 147ZM50 149H51V148H50ZM57 149H58V147H57ZM66 149H67V148H66ZM66 149H65V151H67ZM75 149H77V147H76ZM79 149H80V148H79ZM83 149H84V148H83ZM108 149H109V148H108ZM111 149H113V148H111ZM119 149H120V148H119ZM137 149H138V147H137ZM137 149H136V150H137ZM141 149H143V148H141ZM159 149L161 150V148H159ZM165 149H166V148H165ZM165 149H164V150H165ZM169 149H170V148H169ZM174 149H175V148H174ZM174 149H173V150H174ZM198 149H197V150H198ZM205 149H206V147H205L204 149H202V150H205ZM240 149H241V148H240ZM256 149H257V148H256ZM8 150H9V149H8ZM13 150H14V148H13ZM16 150H17V149H16ZM16 150H15V151H16ZM22 150L24 151V150H26V149H22ZM29 150H31V149H29ZM35 150H34V151H35ZM52 150H53V149H52ZM59 150H60V148H59ZM61 150H62V149H61ZM84 150H89V149L87 148V149H84ZM127 150H129V149H127ZM144 150H146V149H144ZM144 150H143V152H144ZM178 150H179V148H178ZM178 150H177V151H178ZM186 150H187V149H184V151H186ZM193 150L195 151L196 149H192L191 151H193ZM207 150H208V149H207ZM224 150H225V149H224ZM246 150H247V149H246ZM31 151H32V150H31ZM39 151H40V150H39ZM55 151H56V148H55ZM62 151H63V150H62ZM77 151H78V150H77ZM80 151H81V150H80ZM107 151L109 152V150H107ZM112 151H113V150H112ZM117 151H118V150H117ZM152 151H154V150L152 149ZM161 151H162V150H161ZM161 151H160V152H161ZM167 151H168V149H167ZM170 151H171V150H170ZM199 151H200V150H199ZM199 151H198V152H199ZM220 151H221V150H220ZM227 151H228V150H227ZM234 151H236V150H234ZM238 151H239V150H238ZM244 151H245V150H244ZM250 151H251V150H250ZM253 151H254V150H253ZM2 152H4V149H3ZM19 152H20V151H19ZM37 152H38V151H37ZM69 152H70V151H69ZM71 152H73V151L71 150ZM96 152H97V149H96ZM105 152H106V150H105ZM147 152H148V150H147ZM163 152H164V151H163ZM175 152H176V151L174 150V153H175ZM181 152H182V151H181ZM187 152L191 153V152H190V149H189V151L187 150ZM205 152H206V150H205ZM247 152H249V150H248ZM255 152H256V151H255ZM259 152H260V151H259ZM4 153H6V152H4ZM8 153H9V151H8ZM14 153H17V152H14ZM33 153H34V152H33ZM42 153H43V151H42ZM47 153H48V152H47ZM49 153H51V152L49 151ZM52 153H54V152H52ZM78 153H79V152H78ZM83 153H84V151H83ZM87 153H90V154H91V152H87ZM87 153H84L85 155L83 154V156H86ZM92 153H93V152H92ZM99 153H100V152H99ZM103 153H104V152L102 151L101 155H102ZM109 153H110V152H109ZM109 153H108V154H109ZM113 153H114V152H113ZM122 153L124 154V152H122ZM127 153H128V152H127ZM127 153L124 154L125 157H128V156H129V155H128L129 153H128V154H127ZM134 153H135V152H134ZM148 153H149V152H148ZM148 153H147V155H148ZM150 153H151V151H150ZM152 153H153V152H152ZM174 153H173V154H174ZM178 153H180V151H178ZM182 153H183V152H182ZM185 153H186V152H185ZM185 153H184V154H185ZM196 153H197V152H196ZM196 153H195V154H196ZM223 153H224V152H223ZM229 153H231V152H229ZM240 153H241V152H240ZM242 153H243V152H242ZM252 153H254V152H252ZM20 154H21V153H20ZM54 154H56V153H54ZM93 154H94V153H93ZM95 154H96V153H95ZM111 154H112V153H111ZM138 154H139V153H138ZM143 154H144V153H143ZM180 154H181V153H180ZM184 154H183V156H182L183 158H184ZM192 154H193V153H192ZM202 154H203V152H202ZM202 154H201V155H202ZM207 154H208V153H207ZM226 154H227V153H226ZM226 154H225V155H226ZM236 154H237V153H236ZM12 155H13V153H12ZM27 155H29V154H27ZM27 155L25 154V156H27ZM37 155H38V154H37ZM60 155H62V154L60 153ZM72 155H73V154H72ZM75 155H77V154H75ZM78 155H79V154H78ZM99 155H100V154H99ZM103 155H104V154H103ZM105 155H107V154H105ZM115 155H116V154H115ZM115 155H114V156H115ZM126 155H128V156H126ZM159 155H161V154H159ZM166 155H168V156L170 155V154H169V151H168V154H166ZM166 155H165V156H166ZM175 155H177V153H175ZM181 155H182V154H181ZM181 155H180V156H181ZM185 155H186V154H185ZM187 155H188V154H187ZM198 155H199V154H198ZM201 155H200V156H201ZM239 155H240V154H239ZM242 155H243V154H242ZM253 155L255 156V154H253ZM6 156H7V155H6ZM22 156H24V154H23ZM25 156H24V157H25ZM46 156H47V154H46ZM46 156H45V158H46ZM50 156L52 157V155H50V154H49V156H47V157L51 158ZM79 156H80V155H79ZM141 156H142V155H141ZM157 156H158V155H157ZM210 156H211V155H210ZM230 156H231V155H230ZM259 156H260V154H259ZM259 156H258L257 158H259ZM262 156H263V155H262ZM7 157H8V156H7ZM9 157H10V156H9ZM12 157H13V156H12ZM53 157H54V156H53ZM55 157H57V156H55ZM60 157H61V156H60ZM96 157H97V155H96ZM143 157H146V154H145V156H143ZM147 157H149V156H147ZM150 157H151V155H150ZM158 157H160V156H158ZM162 157H163V155H162ZM178 157H179V156H178ZM202 157L204 158V156H202ZM220 157H221V156H220ZM224 157L226 158L227 156H224ZM239 157H240V156H239ZM2 158H3V155H2ZM5 158H6V157H5ZM34 158H35V157H34ZM42 158H43V157H42ZM63 158H64V157H63ZM99 158H101V157H99ZM99 158H98V159H99ZM139 158H140V157H139ZM160 158H161V157H160ZM165 158H166V157H165ZM167 158H168V157H167ZM167 158L164 159V160L167 161ZM183 158H182V159H183ZM185 158H186V157H185ZM187 158H188V157H187ZM187 158H186V159H187ZM196 158H197V156H196ZM199 158H200V157H199ZM228 158H229V157H228ZM228 158H226V160H227ZM230 158H231V157H230ZM230 158H229V159H230ZM236 158H237V156H236ZM240 158H241V157H240ZM249 158H250V157H249ZM249 158H248V159H249ZM254 158H255V157H254ZM263 158H264V157H263ZM9 159H10V158H9ZM36 159H37V157H36ZM56 159H57V158H56ZM65 159H66V158H65ZM85 159H87V158H85ZM101 159H102V158H101ZM104 159H105V158H104ZM113 159H114V158H113ZM148 159H149V158H148ZM169 159H170V158H169ZM190 159H191V157H190ZM200 159H201V158H200ZM221 159H222V161H221ZM229 159L227 160L228 162H229ZM232 159H233V158H232ZM234 159H235V158H234ZM234 159H233V160H234ZM3 160H5V159H3ZM6 160H7V159H6ZM23 160H24V159H23ZM57 160H59V159H57ZM142 160H143V158H142ZM145 160H146V159H145ZM151 160H152V159H151ZM160 160H161V159H160ZM174 160H175V158H174ZM178 160H179V158H178ZM209 160H210V159H209ZM211 160H212V159H211ZM233 160H231L232 163H234ZM240 160H241V159H240ZM244 160H245V159H244ZM244 160H243V161H244ZM250 160H252V159H250ZM256 160H257V159H256ZM263 160H264V159H263ZM12 161H13V160H12ZM33 161H34V160H32V162H33ZM53 161H55V160H53ZM67 161H68V160H67ZM97 161H98V160H97ZM99 161H100V160H99ZM103 161H104V160H102V161H100V162L102 163ZM107 161H108V160H107ZM113 161H115V160H113ZM175 161H176V160H175ZM203 161H204V159H203ZM207 161H208V159L205 158V162H207ZM243 161H242V162H243ZM248 161H249V160H248ZM258 161H259V160H258ZM258 161H256V163H257ZM24 162H25V161H24ZM34 162H37V160L34 161ZM82 162H85V161L82 160ZM82 162H80V163H82ZM143 162H144V161H143ZM148 162H149V161H148ZM151 162H153V161H151ZM171 162H172V161H171ZM198 162H201V161L198 160ZM212 162H213V161H212ZM212 162H210V163H212ZM220 162H219V163H220ZM236 162H237V161H235V163H236ZM5 163H7V161H6ZM12 163H13V162H12ZM20 163H21V162H20ZM87 163H88V162H87ZM92 163H93V162H92ZM98 163H99V162H98ZM101 163H100V164H101ZM106 163H107V162H106ZM111 163H112V162H111ZM139 163H140V162H139ZM173 163H174V161H173ZM173 163H172V164H173ZM183 163H185V162L183 161ZM195 163H197V162H195ZM195 163H194V164H195ZM203 163H204V162H203ZM208 163H209V162H208ZM217 163H216V164H217ZM219 163H218V164H219ZM225 163H226V162H225ZM225 163H224V164H225ZM235 163H234V164H235ZM237 163H238V162H237ZM240 163H241V162H240ZM245 163H247V161H246ZM249 163H250V162H249ZM258 163H259V162H258ZM263 163H264V162H262V164H263ZM33 164L36 165V163H33ZM37 164H38V163H37ZM63 164H64V163H63ZM73 164H74V163H73ZM100 164H98V165H100ZM104 164H105V163H104ZM119 164H120V163H119ZM123 164H124V163H123ZM137 164H138V162H137ZM137 164H136V166H138ZM145 164H146V163H145ZM147 164H148V163H147ZM147 164H146V165H147ZM226 164H227V163H226ZM229 164H231V163H229ZM259 164H260V163H259ZM11 165H12V164H11ZM11 165H10V167H11ZM19 165H20V164H19ZM38 165H39V164H38ZM43 165H44V164H43ZM50 165H51V164H50ZM64 165H66V164H64ZM86 165H87V164H86ZM90 165H91V164H90ZM110 165H112V164H110ZM133 165H134V164H133ZM133 165H132V166H133ZM146 165H145V168H146ZM149 165H150V163H149ZM160 165H161V164H160ZM160 165H159V166H160ZM174 165H177V164H174ZM174 165H173V166H174ZM197 165H198V164H197ZM200 165H201V163H200ZM209 165H211V164H209ZM244 165H246V164H244ZM247 165H248V164H247ZM250 165H251V164H250ZM254 165H255V164H254ZM256 165H257V164H256ZM260 165H261V164H260ZM5 166H6V165H5ZM16 166H18V165H16ZM30 166H31V165H30ZM32 166H34V165H32ZM40 166H41V165H40ZM73 166H74V165H73ZM75 166H76V165H75ZM81 166H83V165H81ZM81 166H80V167H81ZM92 166L95 167V164H94V165L92 164ZM103 166H104V165H103ZM117 166H118V164H117ZM123 166L127 167L126 165H123ZM157 166H158V165H157ZM161 166H162V165H161ZM171 166H172V165H171ZM173 166H172V167H173ZM183 166H184V165H183ZM186 166H187V165H186ZM194 166H195V165H194ZM205 166H206V165H205ZM213 166H214V165H213ZM217 166H218V165H217ZM217 166H216V167H217ZM229 166H230V165H229ZM237 166H238V165H237ZM252 166H253V165H252ZM1 167H2V165H1ZM46 167H51V166H46ZM83 167H85V166H83ZM99 167H100V166H99ZM110 167H111V166H110ZM118 167L120 168V166H118ZM125 167H124V168H125ZM128 167H129V166H128ZM128 167H127V169H128ZM130 167H131V165H130ZM134 167H135V166H134ZM138 167H139V166H138ZM147 167H148V166H147ZM151 167H152V165H151ZM175 167H176V166H175ZM191 167H192V166H191ZM211 167H212V165H211ZM211 167H210V168H211ZM219 167H220V166H219ZM232 167H233V166H232ZM235 167H236V166L234 165V168H235ZM246 167H247V166H246ZM2 168H3V167H2ZM2 168H1V169H2ZM7 168H8V167H7ZM28 168H29V166H28ZM28 168H27V169L25 168L27 172H28ZM37 168H38V167H37ZM51 168H52V167H51ZM56 168H57V167H56ZM62 168H63V167H62ZM71 168H72V167H71ZM76 168L78 169V167H75V171H76ZM111 168H112V167H111ZM115 168H116V167H115ZM119 168L116 169V170H117V173H118V171H119ZM136 168H137V167H136ZM168 168H169V167H168ZM185 168H186V167H185ZM199 168H201V166H200ZM203 168H204V167H203ZM207 168H209V167H207ZM227 168H229V167L227 166ZM241 168H242V167H241ZM251 168H252V167H251ZM253 168L255 169V167H253ZM29 169H31V171L33 170V168H29ZM47 169H48V168H47ZM47 169H46V170H47ZM65 169H66V168H65ZM67 169H68V168H67ZM100 169H101V168H100ZM158 169H159V168H158ZM160 169H161V167H160ZM166 169H167V168H166ZM177 169H178V168H177ZM205 169H206V167H205ZM218 169H220V168H218ZM230 169H231V166H230ZM236 169H237V168H235V170L233 171L234 173L236 172ZM3 170H5V169H3ZM8 170H9V169H8ZM49 170H51V169L49 168ZM63 170H64V169H63ZM78 170H79V169H78ZM84 170H85V168L83 169V171H84ZM97 170H99V169H97ZM102 170H103V169H102ZM105 170H107V169H105ZM111 170H112V169H111ZM111 170H110V173H111L110 175H112V174L115 172V171H114V172L112 173ZM133 170H135V169H133ZM138 170H139V169H138ZM150 170H151V169H150ZM168 170H169V169H168ZM170 170H171V169H170ZM174 170H175V169H174ZM186 170H187V168H186ZM189 170L191 171V169H189ZM207 170H208V169H207ZM227 170H229V169H227ZM238 170H239V169H238ZM240 170H244V171H245V169H240ZM247 170H248V169H247ZM247 170H246V171H247ZM258 170H259V169H258ZM261 170H262V169H261ZM11 171H12V170H11ZM24 171H25V170H24ZM35 171H36V170H35ZM65 171H67V170H65ZM68 171H69V170H68ZM83 171H82V172H83ZM103 171H104V170H103ZM126 171H129V169L126 170ZM126 171H125V173H126ZM143 171H144V170H143ZM151 171H152V170H151ZM159 171H160V170H159ZM162 171H163V170H162ZM180 171H181V170H180ZM182 171H183V169H182ZM199 171H200V174H201V172H203V171H201V170H199ZM210 171H211V170H210ZM231 171H232V170H231ZM244 171H243V172H244ZM248 171H249V170H248ZM251 171H252V170H251ZM259 171H260V170H259ZM262 171H264V168H263ZM6 172H7V171H6ZM8 172H9V171H8ZM36 172H37V171H36ZM49 172H50V171H49ZM49 172H48V173H49ZM86 172H87V171H86ZM88 172H89V171H88ZM93 172H94V174H95V171H94V170H93ZM138 172H139V171H138ZM148 172H149V171H148ZM171 172H172V171H170V173H171ZM174 172H175V171H174ZM191 172H192V171H191ZM195 172H196V171H195ZM205 172H206V171H205ZM218 172H219V170H218ZM218 172L215 171V173H218ZM237 172H238V171H237ZM249 172H250V171H249ZM3 173H4V171H3ZM12 173H13V172H12ZM37 173H38V172H37ZM37 173H35V174H37ZM73 173H74V172H73ZM77 173H78V172H77ZM101 173H102V172H101ZM119 173H120V171H119ZM125 173H123V174H124V175H127V174H125ZM139 173H140V172H139ZM149 173H150V172H149ZM161 173H163V172L160 171V174H161ZM166 173H167V171H166ZM170 173H169V174H170ZM175 173H176V172H175ZM179 173H180V172H178V175H179ZM182 173H183V172H182ZM182 173H181V174H182ZM184 173H185V172H184ZM215 173H214V174H215ZM229 173H230V172H229ZM229 173H228V175H229ZM238 173H239V172H238ZM241 173H242V172H241ZM6 174H8V173H6ZM13 174H14V173H13ZM13 174H12V175H13ZM42 174H43V173H42ZM64 174H66V173L64 172ZM74 174H75V173H74ZM107 174L109 175V172H107ZM114 174H115V173H114ZM121 174H122V170H121ZM123 174H122V175H123ZM133 174H135V173H133ZM142 174H143V173H142ZM160 174H159V177L163 175V174H162V175H160ZM167 174H168V173H167ZM185 174H186V173H185ZM185 174H184V175H185ZM219 174H221V176H222L221 170H220V173H219ZM231 174H232V172H231ZM235 174H236V173H235ZM244 174H245V172H244ZM254 174H255V172H254ZM263 174H264V172H263ZM263 174H262V176H263ZM12 175H11V176H12ZM60 175H61V174H60ZM69 175H70V174H69ZM71 175H72V174H71ZM77 175H78V177H79L80 174H77ZM88 175H89V174L87 173V176H88ZM101 175H102V174H101ZM104 175H105V174L103 173V176H104ZM139 175H141V174H139ZM156 175H157V174H156ZM171 175H172V174H171ZM173 175H174V173H173ZM178 175H177V176H178ZM190 175H191V173L186 174V176H189V177H190ZM192 175H193V174H192ZM195 175H196V173H195ZM195 175H193V177H196ZM203 175H204V173L202 174V176H203ZM215 175H217V174H215ZM224 175H227V174H224ZM4 176H5V174H4ZM6 176H7V175H6ZM19 176H20V175H19ZM21 176H22V175H21ZM30 176H31V175H30ZM37 176H38V174H37ZM64 176H65V175H64ZM73 176L76 177V175H72V177H73ZM82 176H83V175H82ZM87 176H86V177H87ZM114 176H116V175H113V177H114ZM134 176H135V175H134ZM142 176H143V175H142ZM147 176H148V175H147ZM163 176H164V175H163ZM204 176H205V175H204ZM204 176H203V178H204ZM218 176H219V175H218ZM232 176H233V175H232ZM239 176H241V175H239ZM246 176H248V175H246ZM250 176H251V174H250ZM250 176H248V177L251 178ZM256 176H257V174H256ZM256 176H255V177H256ZM259 176H260V175H259ZM24 177H25V176H24ZM41 177H43V175H42ZM56 177H57V176H56ZM68 177H69V176H68ZM78 177H77V178H78ZM89 177H90V176H89ZM110 177H111V176H110ZM168 177H169V175H168ZM173 177H174V176H173ZM179 177H180V176H179ZM183 177H184V176H183ZM183 177H181L180 179H182ZM211 177H212V171H211ZM215 177H216V176H215ZM229 177H230V176H229ZM229 177L227 176V178H229ZM243 177H245V176H243ZM5 178H7V177H5ZM11 178H13V177H11ZM11 178H10V179H11ZM17 178H18V177H17ZM19 178H20V177H19ZM31 178H32V176H31ZM38 178H40V177H38ZM45 178H46V177H45ZM58 178H60V176H59ZM58 178H57V179H58ZM92 178H93V177H92ZM92 178H91V179H92ZM122 178H123V177H122ZM129 178H131V177H129ZM138 178H139V177H138ZM138 178H137V180H138ZM143 178H145V176L142 177V178H140V179L142 180ZM150 178L152 179L153 177H150ZM154 178H155V176H154ZM161 178H162V177H161ZM164 178H165V177H164ZM169 178H170V177H169ZM171 178H172V177H171ZM171 178H170V179H171ZM1 179H2V178H1ZM43 179H44V178H43ZM52 179H53V178H52ZM70 179H71V178H70ZM70 179L67 178V180H70ZM80 179H81V178H80ZM112 179H113V178H112ZM126 179H127V178H126ZM151 179H150V180H151ZM156 179H157V178H156ZM159 179H160V178H159ZM174 179H175V178H174ZM189 179H190V178H189ZM194 179H195V178H194ZM209 179H211V178H209ZM221 179H222V178H221ZM225 179H226V178H225ZM225 179H224V180H225ZM232 179H233L232 182L235 181V180H234V176H233ZM244 179L246 180V178H244ZM254 179H256V178H254ZM257 179H259V177H258ZM17 180H18V179H17ZM19 180H20V179H19ZM33 180L35 181V179H33ZM40 180H41V179H40ZM58 180H59V179H58ZM58 180H57V181H58ZM60 180H61V179H60ZM77 180H78V179H77ZM83 180H84V178H83ZM88 180H90V179L87 178V181H88ZM96 180H97V179H96ZM109 180H110V178H109ZM134 180H135V178H134ZM146 180H147V179H146ZM152 180H154V179H152ZM182 180H183V179H182ZM192 180H193V179H192ZM197 180H198V179H197ZM206 180H207V179H206ZM215 180H216V179H215ZM227 180H228V179H227ZM229 180H230V179H229ZM229 180H228V181H229ZM239 180H240V179H239ZM0 181H1V180H0ZM10 181H11V180H10ZM57 181H56V182H57ZM61 181H62V180H61ZM61 181H59V182H61ZM124 181H125V180H124ZM148 181H149V180H148ZM158 181H159V180H158ZM160 181H161V180H160ZM169 181H170V180H169ZM169 181H166V180H165L164 183L166 184V183L169 182ZM171 181H172V179H171ZM177 181H178V179H177ZM177 181H176V182H177ZM195 181H196V180H195ZM195 181H191V183H192V182H195ZM203 181H204V179H203ZM208 181H209V180H208ZM248 181H249V180H248ZM250 181H251V180H250ZM257 181H258V180H257ZM7 182H8V181H7ZM17 182H18V181H17ZM35 182H36V181H35ZM41 182H42V181H41ZM56 182H55V183H56ZM68 182H69V181H68ZM72 182H74V181H72ZM78 182H79V181H78ZM88 182H89V181H88ZM110 182H111V180H110ZM110 182H109V183H110ZM121 182H122V180H121ZM137 182H138V181H137ZM152 182H154V181H152ZM176 182H175V181L170 182V183L167 185V187H165L164 189H162V187H161L162 191H159V188H157L158 191L155 190L156 193L153 192V191H154L153 189H151L152 191L149 190L148 186H149L150 184H149L148 182H147V183H148V186H145V185H143V184L141 183L142 185L139 187V190L136 189V190H137V193H138V195H136V196H138L139 198L142 196V198H141L142 200H141V201H142L143 205H142L141 203H139V204L142 205V206H141V205H140V206L143 208V214L146 213L145 215H147V217H148V221H152L153 223H157L159 227L161 226V229H162V226H163V225H165L164 227H167V228H169V229H172V228H170L171 225H172V227L175 226V227H173L174 229H172V230H176L175 228L178 227V225H179L178 223L180 222V226H179V227H181V229L184 230V233H183V234L185 235V233H186L187 236H188V235L190 236V234H191V230H192V229L195 230V229H194V228H196V223H195V222H197V221L194 220L195 222L192 223V222H193V221H192V220H193V216H192V214H190V213L187 214V212H186V214H184V216L180 217L179 219H178V217L175 216L176 218L173 219V220H176V222L174 223V225L169 223L170 220L168 219V216H167V215H169V212H168V211H170V210H169V205H171L170 202H172V201L169 200V198L172 199V196H171V194H172V190H173V189L175 190L176 188L178 189V187H176V186H177V185H176ZM188 182H189V181H188ZM205 182H207V181H205ZM210 182H211V181H210ZM232 182H231V183L229 182V183L232 184ZM237 182H238V181H237ZM240 182H241V181H240ZM243 182H244V181H243ZM255 182H256V181H255ZM3 183H4V182H3ZM8 183H9V182H8ZM51 183H53V181H52ZM82 183H83V181H82ZM89 183H90V182H89ZM93 183H94V181H93ZM107 183H108V181H107ZM107 183H106V184H107ZM144 183H146V181H144ZM179 183H180V182H179ZM181 183H183V182H181ZM184 183H185V182H184ZM186 183H187V182H186ZM218 183H219V182H218ZM218 183H217V185H218ZM224 183H225V182H224ZM258 183H259V181H258ZM70 184H71V183H70ZM74 184H75V183H74ZM78 184H79V183H78ZM83 184H85V183H83ZM83 184H82V185H83ZM112 184H113V186H114V183H112ZM112 184H111V185H112ZM129 184L131 185V183H129ZM151 184H152V183H151ZM165 184H163V185H165ZM177 184H178V183H177ZM207 184H208V183H207ZM210 184H211V183H210ZM233 184H234V182H233ZM236 184H237V183H236ZM238 184H239V182H238ZM250 184H251V183H250ZM250 184H249V185H250ZM261 184H262V183H261ZM263 184H264V183H263ZM33 185H34V184H33ZM35 185H36V184H35ZM47 185H48V184H47ZM75 185H76V184H75ZM88 185H89V184H88ZM88 185H87V186H88ZM91 185H92V184H91ZM108 185H109V184H107L106 186H108ZM111 185H110V186H111ZM116 185H117V184H116ZM132 185H134V184H132ZM132 185H131V186H132ZM135 185H136V184H135ZM138 185H139V184H138ZM154 185H155V184H154ZM154 185H152V187H153ZM158 185H160V183H159ZM181 185H182V184H181ZM188 185H189V184H188ZM200 185L202 186V183H201ZM204 185H205V184H204ZM211 185H212V184H211ZM247 185H248V184H247ZM249 185H248V186H249ZM259 185H260V183H259ZM259 185H258V187H259ZM41 186H42V185H41ZM45 186H46V185H45ZM49 186H50V185H49ZM77 186H78V185H77ZM93 186H94V185H93ZM178 186H180V185H178ZM194 186H195V185H194ZM197 186H198V183H197ZM221 186H222V185H221ZM225 186H226V184H225ZM231 186H232V185H231ZM231 186H230V187H231ZM242 186H243V185H240V187H242ZM244 186H245V185H244ZM260 186H261V185H260ZM17 187H18V186H17ZM34 187H35V186H34ZM43 187H44V186H43ZM43 187H42V188H43ZM52 187H53V186H52ZM88 187H89V186H88ZM97 187H98V186H97ZM99 187H100V185H99ZM111 187H112V186H111ZM118 187H119V186H118ZM127 187H128V186H127ZM135 187H136V186H135ZM135 187H134V188H135ZM152 187H151V188H152ZM158 187H159V186H158ZM163 187H164V186H163ZM202 187H203V189H201V191L205 189L204 186H202ZM205 187H206V185H205ZM209 187H210V186H209ZM217 187H218V186H217ZM250 187H251V186H249V188H250ZM253 187H254V186H253ZM253 187H252V188H253ZM263 187H264V186H263ZM4 188H5V187H4ZM32 188H33V187H32ZM37 188H38V187H37ZM37 188H36V189H37ZM63 188H66V187L64 186ZM76 188H78V187H76ZM76 188H74V189L76 190ZM86 188H87V187H86ZM86 188H85V189H86ZM212 188H213V187H212ZM212 188H211V190H212ZM218 188H219V187H218ZM221 188H222V187H221ZM228 188H229V187H228ZM238 188H239V187H238ZM245 188H246V187H245ZM254 188H255V187H254ZM256 188H257V187H256ZM5 189H6V188H5ZM39 189H40V187H39ZM52 189H54V188H52ZM72 189H73V188H72ZM98 189H99V188H98ZM98 189H97V190H98ZM105 189H106V187H105ZM108 189H109V188H108ZM154 189H156V188H154ZM161 189H160V190H161ZM196 189H197V187H196ZM207 189H208V185H207ZM207 189H205V191H206ZM215 189H217V188H215ZM226 189H227V188H226ZM226 189H225V190H226ZM233 189H234V187H233L232 189H228V190H233ZM236 189H237V188H235V192H236ZM247 189H248V187H247ZM17 190H18V189H16V191H17ZM25 190H26V189H25ZM33 190H34V189H33ZM33 190H32V191H33ZM44 190H48V191H49L50 189H44ZM62 190H63V189H62ZM88 190H89V189H88ZM88 190H86V191H88ZM97 190H96L95 192H97ZM99 190L102 191L103 189H99ZM114 190H117V189H114ZM118 190H119V189H118ZM118 190H117V191H118ZM191 190H192V188H191ZM193 190H194V189H193ZM197 190H198V189H197ZM197 190H195V191H197ZM217 190H218V189H217ZM220 190H221V189H220ZM228 190H227V191H228ZM237 190H238V189H237ZM240 190H241V188H240ZM240 190H239V191H240ZM256 190H257V189H256ZM256 190H255V191H256ZM258 190H259V191H262V190H264V189H262V190L258 189ZM8 191H9V190H8ZM19 191H20V190H19ZM19 191H18V192H19ZM27 191H28V190H27ZM35 191H37V190H35ZM53 191H54V190H53ZM63 191H64V190H63ZM63 191H62V192H63ZM81 191H82V190H81ZM104 191H105V190H104ZM109 191L111 192L112 190L110 189ZM128 191H129V189H128ZM199 191H200V190H199ZM222 191H224V189H223ZM244 191H245V189H244ZM251 191H252V190H251ZM259 191H256V192H259ZM20 192H21V191H20ZM22 192H23V190H22ZM22 192H21V193H22ZM24 192H25V191H24ZM46 192H47V191H46ZM59 192H60V191H59ZM72 192H73V191H72ZM114 192H115V191H114ZM118 192H119V191H118ZM120 192H121V191H120ZM120 192H119V193H120ZM122 192H123V191H122ZM133 192H134V190H133ZM162 192H164V194H166V195H168V196H167L166 198H165V197H162V196H163V195L161 196V193H162ZM184 192L186 193V191H184ZM217 192H220V191L218 190ZM232 192L234 193V191H231V193H232ZM241 192H242V191H241ZM247 192H248V191H247ZM263 192H264V191H263ZM6 193H7V190H6ZM6 193H5V194H6ZM8 193H9V192H8ZM11 193H12V192H11ZM60 193H61V192H60ZM60 193H59V194H60ZM67 193H68V192H67ZM81 193H82V192H81ZM100 193H101V192H100ZM100 193H99V194H100ZM119 193H118V194H119ZM129 193H130V192H129ZM129 193H127V194H129ZM153 193H154V194H153ZM185 193H184V194H185ZM192 193H193V192H192ZM192 193H191V195H192ZM200 193H201V192H200ZM209 193H211V191H210ZM215 193H216V191H215ZM215 193H214V194H215ZM231 193H230V194H231ZM233 193H232V194H233ZM237 193H238V192H237ZM252 193H253V192H250V189H249V194H252ZM260 193H261V192H259V194H260ZM12 194H13V193H12ZM22 194H24V193H22ZM25 194H27V193H25ZM44 194H46V193H44ZM87 194H88V192H87ZM193 194H194L193 196L196 195L195 192H194ZM198 194H199V193H198ZM202 194H203V193H202ZM218 194H219V193H218ZM228 194H229V193H228ZM244 194H245V193H244ZM249 194H248V195H249ZM259 194H256V195H259ZM263 194H264V193H263ZM7 195H8V194H7ZM7 195H6V197H7ZM9 195H10V194H9ZM15 195H16V194H15ZM15 195L13 194L14 198H15ZM19 195H20V194H19ZM27 195H28V194H27ZM56 195H57V194H56ZM95 195H96V194H95ZM101 195H102V193H101ZM112 195H113V194H112ZM114 195H115V193H114ZM114 195H113V196H114ZM133 195H134V193H133ZM188 195H189V193H188ZM191 195L189 196L190 198L192 197ZM199 195H200V194H199ZM206 195H207V194H206ZM206 195L204 196V200H205V197H209V195H207V196H206ZM210 195H211V194H210ZM212 195H213V194H212ZM215 195H216V194H215ZM222 195H223V194H222ZM234 195H236V194H234ZM237 195H239V194H237ZM237 195L235 196L236 199L238 198ZM246 195H247V194H246ZM34 196H35V195H34ZM36 196H37V195H36ZM40 196H41V195H40ZM45 196H47V195H45ZM52 196H54V193H53V192H52ZM99 196H100V195H99ZM127 196H128V198H129L130 195H127ZM134 196H135V195H134ZM134 196H133V197H134ZM136 196H135V197H136ZM185 196H186V195H184V197H185ZM201 196H202V195H201ZM216 196L218 197L219 195H216ZM230 196H231V195H230ZM241 196H242V195H241ZM241 196H240V197H241ZM243 196H244V195H243ZM243 196H242V198H245V197H243ZM253 196H255V194H254ZM263 196H264V195H263ZM263 196H262V198L264 199ZM2 197H3V196H2ZM2 197H1V199H4V198H2ZM37 197H39V194H38ZM37 197H36V198H37ZM50 197H51V196H50ZM59 197H60V196H59ZM75 197H76V196H75ZM77 197H79V196H77ZM102 197H103V196H102ZM168 197H169V198H168ZM184 197H183V198H184ZM196 197H197V195H196ZM198 197H199V196H198ZM198 197H197V198H198ZM210 197H211V196H210ZM212 197H213V196H212ZM212 197H211V198H212ZM232 197H233V196H232ZM240 197H239L240 204H242V203H241V202H242V201H241L242 198L240 199ZM246 197H247V196H246ZM255 197H256V196H255ZM255 197H254V198H255ZM30 198H31V197H30ZM30 198H29V199H30ZM32 198H33V197H32ZM32 198H31V199H32ZM41 198H44V197H41ZM45 198H46V197H45ZM81 198H82V197H81ZM110 198H111V197H110ZM139 198H138V200H139ZM190 198H189V199H190ZM194 198H195V197H194ZM257 198H258V196H257ZM7 199H8V198H7ZM72 199H73V198H72ZM77 199H78V198H77ZM87 199H88V198H87ZM89 199H90V197H89ZM89 199H88V200H89ZM116 199H117V198H116ZM189 199H188V200H189ZM195 199H196V198H195ZM212 199H213V198H212ZM212 199H210V200H212ZM218 199H220V196H219V198H217V200H218ZM221 199H223V197H222ZM227 199H228V198H227ZM233 199H234V198H233ZM258 199H259V198H258ZM258 199H257V200H258ZM260 199H261V198H260ZM33 200H34V199H33ZM48 200H51V198H49ZM61 200H62V199H61ZM85 200H86V198H85ZM94 200H95V199H94ZM103 200H104V199H103ZM106 200H107V199H106ZM120 200H121V197H120ZM122 200H123V199H122ZM124 200H125V199H124ZM124 200H123V201H124ZM138 200H137V201H138ZM199 200H200V199H199ZM207 200H208V199H207ZM210 200H209V201H210ZM217 200H216V201H217ZM223 200H224V199H223ZM248 200H249V199H248ZM95 201H96V200H95ZM97 201H98V200H97ZM99 201H102V200H99ZM113 201L115 202V199H113ZM182 201H185V200H184V199L181 200L180 203H181ZM192 201H193V199H192ZM192 201H191V202H192ZM194 201H196V200H194ZM209 201H208V202H209ZM219 201H220V200H219ZM221 201H222V200H221ZM253 201H254V199H253ZM253 201L250 202V203H254ZM261 201H262V199H261ZM3 202H6V201L4 200ZM3 202H2V203H3ZM14 202H15V200H14ZM14 202H13V203H14ZM23 202H24V201H23ZM34 202H37V201H34ZM43 202H44V201H43ZM47 202H48V201H47ZM51 202H52V201H51ZM77 202H78V201H77ZM82 202H83V201H82ZM103 202L105 203V201H103ZM125 202H126V201H125ZM125 202H124V203H125ZM134 202H135V201H134ZM134 202L132 201V203H134ZM185 202H186V201H185ZM185 202H183V203L185 204ZM191 202H190V203H191ZM223 202H225V200H224ZM223 202H220V203H223ZM227 202H229V199H228ZM227 202H226V203H227ZM233 202H234V201H233ZM246 202H249V201H246ZM6 203H8V202H6ZM37 203H38V202H37ZM37 203H36V204H37ZM49 203H50V202H49ZM59 203H61V202H59ZM59 203H58V204H59ZM86 203H87V202H86ZM90 203H91V202H90ZM97 203H98V202H97ZM106 203H107V202H106ZM120 203H121V201H120ZM128 203H129V200H128ZM132 203H130V205H131ZM190 203L188 202L187 204H190ZM194 203H196V202H194ZM197 203H198V201H197ZM210 203H212V202H210ZM210 203H209V204H210ZM213 203H215V202L213 201ZM216 203H217V202H216ZM216 203H215V204H216ZM230 203H231V202H230ZM234 203H235V202H234ZM234 203H233V204H234ZM257 203H258V202H257ZM262 203H264V201H263ZM262 203H261V206L264 205V204L262 205ZM10 204H11V203H10ZM10 204H9V205H10ZM21 204H22V202H21ZM25 204H26V203H24V205L22 204L23 206H21V207H24ZM31 204H32V203H31ZM62 204H63V203H62ZM77 204H78V203H77ZM99 204H100V203H99ZM101 204H102V203H101ZM101 204L99 205V208H100ZM137 204H138V203H137ZM137 204H136V205H137ZM191 204H193V202H192ZM191 204H190V205H191ZM198 204H199V203H198ZM233 204H229L230 207H231V205H233ZM0 205L2 206L1 203H0ZM19 205H20V204H19ZM29 205H30V204H29ZM40 205H41V204H40ZM51 205H53V204H51ZM51 205H49V206H51ZM54 205H55V204H54ZM63 205H64V204H63ZM83 205H84V204H83ZM102 205H103V204H102ZM109 205H110V202H109ZM118 205H119V204H118ZM124 205H125V204H124ZM124 205H123V206H124ZM128 205H129V204H127V206H128ZM181 205H182V204H181ZM207 205H208V204H207ZM216 205H218V204H216ZM219 205L221 206V205H223V204H219ZM225 205H226V204H225ZM227 205H228V203H227ZM227 205H226V206H227ZM229 205H228V206H229ZM234 205H235V204H234ZM234 205H233V206H234ZM244 205H245V200H244ZM254 205H255V204H254ZM1 206H0V207H1ZM5 206H7V205H5ZM11 206H12V205H11ZM69 206H70V205H69ZM91 206H92V205H91ZM132 206L134 207V206H135V203H134V205L132 204L131 207H132ZM188 206H189V205H188ZM191 206H192V205H191ZM191 206H190V207H191ZM193 206H194V205H193ZM202 206H203V205H202ZM209 206H210V205H209ZM235 206H236V205H235ZM245 206H246V205H245ZM247 206H249V205H247ZM19 207H20V206H19ZM34 207H35V206H34ZM52 207H54V206H52ZM52 207H51V208H52ZM70 207H71V206H70ZM83 207H84V206H83ZM110 207H111V206H109V208H110ZM124 207H125V206H124ZM131 207H130V208H131ZM136 207L138 208V205H137ZM141 207H139V208H141ZM199 207H200V205H199ZM204 207H205V205H204ZM210 207L213 208V204H212V206H210ZM221 207H222V206H221ZM224 207H225V206H224ZM236 207H237V206H236ZM251 207H252V205H251ZM253 207H254V206H253ZM256 207H257V209H258V205H256ZM25 208H26V207H25ZM48 208H49V207H48ZM51 208H50V209H51ZM78 208H79V206H78ZM93 208H94V207H93ZM195 208H196V207H195ZM195 208H194L193 210H197V209H198V208H197V209H195ZM214 208H215V207H214ZM216 208H218V207L216 206ZM228 208H229V207H228ZM232 208H233V207H232ZM232 208H231V209H232ZM237 208L239 209V206H238ZM244 208H245V207H244ZM249 208H250V206L248 207L247 210H249ZM259 208H260V206H259ZM0 209H3V208H0ZM11 209H12V208H11ZM17 209H18V208H17ZM21 209H22V208H21ZM37 209H38V208H37ZM107 209H108V208H107ZM110 209H111V208H110ZM133 209H134V211L136 210L135 208H133ZM176 209H177V208H176ZM182 209H183V208H182ZM186 209H187V208H186ZM186 209H185V210H186ZM188 209H189V208H188ZM202 209H203V208H201V211H202ZM205 209H206V207H205ZM222 209H223V208H222ZM222 209H221V211H222ZM229 209H230V208H229ZM254 209H255V208H254ZM254 209H253V212H254ZM263 209H264V208H263ZM8 210H9V209H8ZM34 210H35V213H36L37 210H36L35 208H34ZM43 210H45V208H44ZM43 210H42V211H43ZM48 210H49V209H48ZM55 210H56V209H55ZM63 210H64V209H63ZM83 210H85V208H84ZM86 210H87V209H86ZM90 210H91V209H90ZM90 210H87V213H88V211L91 212ZM92 210H93V209H92ZM118 210H119V209H118ZM122 210H123V209H122V207H121V211H122ZM189 210H190V209H189ZM212 210H213V209H212ZM218 210H219V209H218ZM233 210H234V209H233ZM241 210H242V209H241ZM241 210H240V212L237 211V210H235V211H237V212L240 214V213H241ZM247 210H246V211H247ZM250 210H251V209H250ZM4 211H5V210H4ZM11 211H12V210H11ZM13 211H14V210H13ZM18 211H19V210H18ZM20 211H21V210H20ZM38 211H39V210H38ZM40 211H41V209H40ZM106 211L108 212V210H106ZM112 211H113V210H112ZM136 211H137V210H136ZM177 211H181V210H180V209H177ZM191 211H192V210H191ZM226 211H227V207H226V210H225L224 212H226ZM263 211H264V210H263ZM7 212H8V211H7ZM15 212H16V211H15ZM21 212H22V211H21ZM21 212H19V214H20ZM57 212H58V210H57ZM75 212L77 213V210H76ZM79 212H80V211H79ZM82 212H83V211H82ZM85 212H86V211H85ZM85 212H83L84 217H86V216H85ZM99 212H101V211H99ZM102 212H103V211H102ZM113 212H114V211H113ZM118 212H119V211H118ZM124 212H125V211H124ZM126 212H127V211H126ZM126 212H125V213H126ZM188 212H189V211H188ZM202 212H203V211H202ZM204 212H206V210H205ZM204 212H203V213H204ZM215 212H217L216 209H215ZM215 212H214V214H215ZM229 212H230V211H229ZM233 212H234V211H233ZM249 212H251V211H249ZM253 212H251V213H253ZM255 212H256V213H259V212H257V211H255ZM1 213H2V211H1ZM9 213H10V212H9ZM12 213H13V212H12ZM24 213H25V212H24ZM51 213H53V212H51ZM55 213H56V212H55ZM60 213H62V212H60ZM73 213H74V212H73ZM76 213H75V215H76ZM116 213H117V212H116ZM141 213H142V212H141ZM167 213H168V214H167ZM170 213H171V212H170ZM181 213H182V212H181ZM195 213H196V212H195ZM200 213H201V212H200ZM206 213H207V212H206ZM208 213H209V211H208ZM208 213H207V214H208ZM212 213H213V212H212ZM219 213H220V212H219ZM231 213H232V212H231ZM245 213H246V212H245ZM263 213H264V212H263ZM26 214H27V213H26ZM36 214H37V213H36ZM44 214H45V213H44ZM66 214H67V213H66ZM80 214H81V212H80ZM101 214H103V213H101ZM104 214H105V213H104ZM107 214H108V213H106V216H107ZM122 214H124V213H121V215H122ZM176 214H177V213H176ZM176 214H174V215H176ZM214 214H212V215L214 216ZM223 214H224V213H223ZM233 214H234V213H233ZM241 214H242V213H241ZM243 214H244V213H243ZM249 214H250V213H249ZM254 214H255V213H254ZM254 214H253V215H254ZM8 215H9V214H8ZM11 215H12V214H11ZM28 215H29V214H28ZM37 215H38V214H37ZM37 215H36V216H37ZM42 215H43V214H42ZM52 215H53V214H52ZM56 215H57V214H56ZM70 215H71V214H70ZM78 215H79V214H78ZM78 215H77V217H78ZM129 215H130V214H129ZM132 215H133V214H132ZM137 215H139V214H136V216H137ZM177 215H179V214H177ZM182 215H183V214H182ZM193 215H194V214H193ZM195 215H196V214H195ZM201 215H202V213H201ZM210 215H211V214H210ZM255 215H257V214H255ZM0 216H1V215H0ZM13 216H14V215H12L11 217H13ZM53 216H54V215H53ZM60 216H62V215H60ZM60 216H59V217H60ZM72 216H73V215H72ZM72 216H71V218H72ZM87 216H88V214H87ZM103 216H104V215H103ZM103 216H102V217H103ZM113 216H114V214H113ZM113 216H112V217H113ZM122 216H123V215H122ZM125 216H126V215H125ZM127 216H128V214H127ZM136 216H135V217H136ZM179 216H180V215H179ZM207 216H208V215H207ZM230 216H231V214H230ZM230 216H228V217H230ZM235 216H236V213H235ZM235 216L233 215V216H231V217L234 218V219H236ZM1 217H2V216H1ZM15 217H16V216H15ZM29 217H30V216H29ZM32 217H33V215H32ZM32 217H31V218H32ZM37 217H38V216H37ZM37 217H36V218H37ZM54 217H56V216H54ZM65 217H66V216H65ZM81 217H82V216H81ZM98 217H100V219H101V216H98ZM114 217H115V216H114ZM128 217H130V216H128ZM131 217H132V216H131ZM131 217H130V219H131ZM133 217H134V216H133ZM145 217H146V216H145ZM173 217H174V216H173ZM195 217H196V216H195ZM195 217H194V218H195ZM197 217H198V216H197ZM200 217H201V216H200ZM202 217H203V216H202ZM205 217H206V216H205ZM205 217H204V218H205ZM238 217H239V216H238ZM243 217L245 218V214H244ZM248 217H250V215H249ZM254 217H255V216H254ZM8 218H9V217H8ZM25 218H26V217H25ZM33 218H34V217H33ZM39 218H40V217H39ZM51 218H53V217H51ZM61 218H62V217H61ZM66 218H67V217H66ZM73 218H74V217H73ZM104 218H105V217H104ZM104 218H103V219H104ZM108 218L110 219V217H108ZM119 218H120V217L118 216L116 220H119ZM136 218H137V217H136ZM136 218L132 219V221H127V222H129V224H130V225H129V226H130L129 228L134 232L135 235L138 234L139 236H145V237L147 238V240H148V238H149L150 235L147 237V235H146L147 229L143 227V226H144L143 224H142L143 226H140V225L138 224V223H139V219H138V218L136 219ZM140 218H141V217H140ZM169 218H171V217H169ZM206 218H207V217H206ZM206 218H205V219H202V222H203L204 220H206ZM208 218H209V217H208ZM210 218H211V216H210ZM210 218H209V219H210ZM212 218L214 219V217H212ZM224 218H226V217L224 216L223 219H224ZM244 218H243V219H244ZM251 218H252V217H251ZM259 218H260V217H259ZM259 218H258V219H259ZM9 219H10V218H9ZM15 219H16V218H15ZM26 219H27V218H26ZM100 219H99V220H100ZM112 219H113V218H112ZM120 219H121V218H120ZM123 219H124V217H123ZM125 219H126V217H125ZM163 219L166 220V221H167V220H169V221H168V222H164V224H163V223H162V222H163V221H162ZM200 219H201V218H200ZM213 219H211V220H213ZM223 219H222V222H223ZM228 219H229V218H228ZM237 219H238V218H237ZM243 219L240 218V220L244 222ZM260 219H261V218H260ZM10 220H11V219H10ZM33 220H34V219H33ZM37 220H38V219H37ZM53 220H54V219H53ZM56 220H57V219H56ZM58 220H59V219H58ZM65 220H66V219H65ZM69 220H70V219H69ZM80 220H82V218H81ZM80 220H79V221H80ZM91 220H92V219H91ZM106 220H107V219H106ZM114 220H115V219H114ZM121 220H122V219H121ZM140 220H142V218H141ZM143 220H145V219H143ZM13 221H14V220H13ZM16 221H18V220L16 219ZM16 221H14V222H16ZM24 221H25V220H24ZM24 221H23V225H24V223H25ZM27 221H29V219H27ZM40 221H41V220L39 219V223H40ZM72 221H73V220H72ZM225 221H226V219H225ZM235 221H236L235 223H237V220H235ZM241 221H240V222H241ZM253 221H254V220H253ZM255 221H256V222L258 221V220H257V216L255 217ZM255 221H254V222H255ZM2 222H3V221H2ZM11 222H12V221H11ZM60 222H62V221H60ZM84 222H85V221H84ZM84 222H80V224H82V223L84 224ZM91 222H92V221H91ZM95 222H96V221H95ZM121 222H123V220H122ZM124 222H125V220H124ZM124 222H123V223H124ZM127 222H126V223H127ZM152 222H151V223H152ZM170 222H171V221H170ZM172 222H174V221H172ZM198 222H201V221L198 220ZM198 222H197V223H198ZM202 222L199 223V224H197V227H198L199 230L202 229L203 226L206 227V225H203ZM211 222H212V221H211ZM227 222H228V221H227ZM0 223H1V221H0ZM20 223H22V222L20 221ZM27 223L29 224V222H27ZM34 223H37V222L35 221ZM39 223H37V224H39ZM67 223H68V222H67ZM100 223H101V222H100ZM140 223H141V222H140ZM145 223H146V222H145ZM148 223H150V222H148ZM151 223H150V224H151ZM191 223H192V224H191ZM228 223H229V222H228ZM228 223H227V225H228ZM235 223H234V224H235ZM245 223L247 224V222H245ZM249 223H250V222H249ZM259 223H260V222H259ZM4 224H5V223H4ZM9 224H10V223H9ZM18 224H19V223H18ZM18 224H17V225H18ZM37 224H35V225H37ZM49 224H50V223H49ZM63 224H64V223H63ZM80 224H79V225H80ZM95 224H96V223H95ZM102 224H103V223H102ZM117 224H118V222H117ZM120 224H121V223H120ZM150 224H148V225H150ZM193 224H195V226H192ZM206 224L208 225V221H207ZM225 224H226V223H225ZM242 224H243V223H241V225H242ZM250 224H251V223H250ZM6 225H7V224H6ZM15 225H16V223H15ZM25 225H27V224H25ZM29 225H30V224H29ZM51 225H52V224H51ZM58 225H59V224H58ZM74 225H77V224L74 223ZM100 225H101V224H100ZM118 225H119V224H118ZM145 225H146V224H145ZM155 225H156V224H155ZM211 225H212V224H211ZM236 225H238V223H237ZM236 225H234V226L236 227ZM3 226H4V225H3ZM9 226H11V225H9ZM12 226H14V225H12ZM12 226H11V228H13ZM33 226H34V225H33ZM45 226H46V224H45ZM53 226H54V225H53ZM80 226H82V225H80ZM86 226H88V225H86ZM90 226H91V224H90ZM94 226H95V225H94ZM96 226H97V225H96ZM96 226H95V227H96ZM110 226H113V225H110ZM121 226H122V227H121V229H122V228L124 227V224H122ZM150 226H151V225H150ZM156 226H157V225H156ZM168 226H169V227H168ZM219 226L221 227V225H219ZM219 226H217V227H219ZM250 226H251V225H250ZM256 226H258V225H256ZM260 226H261V225L259 224V227H260ZM4 227H5V226H4ZM19 227H20V226H19ZM21 227H22V226H21ZM21 227H20V228H21ZM26 227H27V226H26ZM28 227H29V226H28ZM37 227H39V226L37 225ZM40 227H42V225H41ZM40 227H39V228H40ZM54 227H55V226H54ZM66 227H67V226H66ZM73 227H74V226H71V228H73ZM102 227H103V226H102ZM116 227H118V226H116ZM159 227H158V228H159ZM208 227H210V226H208ZM214 227H215V226H214ZM229 227H231V226L228 225V228H229ZM243 227H244V226H243ZM243 227H241V228L244 230ZM247 227H248V226H247ZM253 227H254V226H253ZM16 228H17V226H16ZM20 228H19V229H20ZM22 228H25V227H22ZM71 228H70V229H71ZM80 228H81V227H80ZM82 228H84V227L82 226ZM93 228H94V227H93ZM125 228H126V227H125ZM155 228H156V227H155ZM206 228H207V227H206ZM206 228H205V229H206ZM215 228H216V227H215ZM232 228H233V226H232ZM0 229H1V228H0ZM14 229H15V228H14ZM17 229H18V228H17ZM19 229H18V230H19ZM29 229H30V228H29ZM29 229H28V230H29ZM47 229H48V228H47ZM47 229H46V231H47ZM51 229H52V228H51ZM56 229H57V227H56ZM86 229H87V228H86ZM89 229H90V228H89ZM95 229H96V228H95ZM100 229H102V228H100ZM117 229H118V228H117ZM117 229L115 230L116 232L118 231ZM121 229H120V230H121ZM126 229H127V228H126ZM126 229H125V230H126ZM149 229H150V228H149ZM161 229H160V231H161ZM163 229H164V231L166 230L165 228H163ZM169 229H167V230H169ZM242 229H241V230H242ZM248 229H249V228H246V230H248ZM8 230H10V228H9ZM20 230H21V229H20ZM24 230H25V229H24ZM31 230H32V229H31ZM48 230H49V229H48ZM58 230H59V229H58ZM66 230H67V229H66ZM68 230H69V229H68ZM76 230H79V229L77 228ZM82 230H83V229H82ZM84 230H85V228H84ZM87 230H88V229H87ZM103 230H104V229H103ZM103 230H101V232H103ZM105 230H106V229H105ZM108 230H109V229H108ZM122 230H123V229H122ZM122 230H121V232H122ZM150 230H151V229H150ZM155 230H156V229H155ZM157 230H158V229H157ZM177 230H178V229H177ZM206 230H207V229H206ZM223 230H224V229H223ZM229 230H230V229H229ZM231 230H232V229H231ZM233 230H234V229H233ZM233 230H232V231H233ZM257 230H258V229H257ZM29 231H30V230H29ZM35 231H36V230H35ZM39 231H40V229H39ZM44 231H45V230H44ZM44 231H43V228H42V232H44ZM46 231H45V232H46ZM61 231H62V229H61ZM64 231H65V228H64ZM94 231H95V230H94ZM115 231H114V232H115ZM132 231H131V232H132ZM153 231H154V230H153ZM164 231H163V232H164ZM178 231H179V230H178ZM196 231H197V229H196L195 231H193V232H196ZM201 231H202V230H201ZM204 231H205V230H204ZM217 231H218V230H217ZM225 231H226V230H225ZM239 231H240V230H239ZM239 231H238V232H239ZM252 231H253V230H252ZM259 231H260V230H259ZM261 231H262V229H261ZM1 232H2V231H1ZM5 232H6V229H5ZM21 232H22V231H21ZM27 232H28V231H27ZM27 232H26V233H27ZM47 232H50V231H47ZM51 232H52V231H51ZM65 232H66V231H65ZM69 232H70V230H69ZM69 232L67 231V233H69ZM71 232H72V231H71ZM71 232H70V233H71ZM85 232H87V231L85 230ZM85 232H84V234H85ZM108 232H109V234H110V230H109ZM112 232H113V231H112ZM114 232H113V233H114ZM119 232H120V231H119ZM151 232H152V231H151ZM155 232H156L155 234H157V231H155ZM158 232H159V231H158ZM170 232H171V230H170ZM176 232H177V231H176ZM198 232H200V231H198ZM206 232H207V231H206ZM210 232H211V231H210ZM219 232H220V231H219ZM219 232H218L217 234H220ZM222 232H223V231H222ZM228 232H230V231H228ZM228 232H226V233L229 234ZM240 232H241V231H240ZM248 232H250V231L248 230ZM2 233H4V231H3ZM24 233H25V232H24ZM31 233H34V232L31 231ZM62 233H63V231H62ZM72 233H73V232H72ZM92 233L94 234V232H92ZM168 233H169V232H168ZM226 233H225V234H226ZM242 233H243V232H242ZM244 233H245V230H244ZM258 233H260V232H258ZM262 233L264 234V232H262ZM17 234H18V233H17ZM20 234H21V233H20ZM46 234H47V233H45L44 235H46ZM49 234H50V233H49ZM51 234H52V233H51ZM97 234H98V232H97ZM100 234H101V233H100ZM100 234H99V237L101 238ZM116 234H117V233H116ZM121 234H122V233H121ZM126 234H127V233H126ZM134 234H133V235H134ZM155 234L153 235L154 237L156 236ZM158 234H159V233H158ZM158 234H157V236H158ZM163 234H164V233H163ZM166 234H167V233H166ZM171 234H173L174 236H176L175 232H171ZM180 234H181V233H180ZM183 234H181V235H183ZM208 234H209V233H208ZM214 234H215V233H214ZM225 234H224V232H223V236H224V237H226ZM232 234H233V232H232ZM236 234H237V233H236ZM236 234H234V236H235ZM24 235H25V234H24ZM26 235H29V232H28ZM41 235H42V234H41ZM44 235H43V236H44ZM70 235H71V234H70ZM72 235H73V234H72ZM85 235H86V234H85ZM164 235H165V234H164ZM173 235H172V237H174ZM178 235H179V234H178ZM178 235H177V236H178ZM195 235H196V233H195ZM211 235H212V234H211ZM220 235H221V234H220ZM252 235H253V233H252ZM12 236H13V235H12ZM22 236H23V235H22ZM32 236H33V235H32ZM32 236H31V237H32ZM65 236L67 237V234H65ZM87 236H88V235H87ZM94 236L96 237L95 234H94ZM114 236H116L115 233H114ZM126 236H127V235H126ZM157 236H156V238L158 239ZM185 236H186V235H185ZM202 236H205V235H201L200 237H202ZM207 236H208V235H207ZM212 236H213V235H212ZM214 236H215V235H214ZM216 236H217V235H216ZM227 236L232 237L231 235H227ZM236 236H237V235H236ZM241 236H242V235H241ZM17 237H18V236H16V238H17ZM48 237H49V236H48ZM55 237H56V236H55ZM68 237L70 238V236H68ZM83 237H84V236H83ZM85 237H86V236H85ZM88 237H90V235H89ZM88 237H87V239H88ZM110 237H111V236H110ZM117 237H119V235H118ZM122 237H123V236H122ZM162 237H163V235H162ZM162 237H161V238H162ZM193 237H194V235H193ZM197 237H198V236H197ZM197 237H196V238H197ZM200 237H198L197 239H199ZM205 237H206V236H205ZM218 237H219V235H218ZM218 237H217V239H218ZM221 237H222V236H221ZM224 237H223V238H224ZM18 238H19V237H18ZM21 238H22V237H21ZM25 238H26V237H25ZM29 238H30V236H29ZM37 238H38V237H37ZM44 238H46V237L44 236ZM50 238H51V237H50ZM53 238H54V234H53ZM56 238H57V237H56ZM91 238H92V237H91ZM93 238H94V237H93ZM93 238H92V239H93ZM100 238H99V239H100ZM108 238H109V237H108ZM125 238H126V237H125ZM133 238H135V237H133ZM133 238H132V239H133ZM146 238H145V239H146ZM165 238H167V236H166ZM165 238H164V239H165ZM181 238H182V236H181ZM181 238H179V236H178V237H175L174 241H170V242H167V240H166V244H168V246H167V245H163L161 249L158 248V247L160 246V244H159V242H158V245H159V246H158V247H157L156 245H155V246H156L158 249H160V250L157 251V249L155 248L156 251H157V253H155V251H152V254H153V252H154L153 255H154V256H157V257H155V258H156V259H157V258H160L161 260H163V262H164L165 264H166V262L168 261L167 258L164 256V254H165V252H166L167 250L170 251V252L167 251L168 253H175V254L177 255V256H174L175 254H174V255L172 254L174 257H180L179 254H181V251L183 250V248H186V247H183V246L186 244V242H188V243L190 242V243H191L190 240H191L192 237L189 238V239H186V238H188V237H186V238L184 237V240L186 239V240H189V241L184 242L183 246L180 245V244L183 242V241H181ZM203 238H204V237H203ZM210 238H211V237H210ZM210 238H209V239H210ZM223 238H222V240L225 239V238H224V239H223ZM226 238H227V237H226ZM233 238H234V237H233ZM233 238H232V239H233ZM239 238H241V237H239ZM41 239H42V238H41ZM47 239L49 240V238H47ZM70 239H72V238H70ZM82 239H83V238H82ZM96 239H97V238H95V241H98V240H96ZM105 239H106V238H105ZM119 239H120V238H119ZM137 239H138V238H137ZM140 239L142 240V238H140ZM145 239H144V240H145ZM164 239H163V240H164ZM167 239H168V238H167ZM194 239H195V238H194ZM197 239H196L197 242H199V241L201 240V239H200V240L198 241ZM227 239H229V237H228ZM250 239H251V238H249V240H250ZM9 240H10V238H9ZM27 240H28V239H26V241H27ZM31 240H32V239L30 238V242H32ZM35 240H36V238H35ZM48 240H47V241H48ZM51 240H52V238H51ZM62 240H63V239H62ZM62 240H61V241H62ZM80 240H81V239H80ZM83 240H84V239H83ZM100 240H101V239H100ZM100 240H99V241H100ZM103 240H104V239H103ZM107 240H108V239H107ZM112 240H118V238H117V239H113V238H112ZM123 240H124V239H123ZM153 240H154V239H153ZM205 240H206V238H205ZM215 240H216V239H215ZM225 240H226V239H225ZM245 240H247V238H246ZM249 240H248V241H249ZM256 240H257V239H256ZM258 240H259V238H258ZM13 241H16V240H13ZM24 241H25V240H24ZM36 241H38V240H36ZM40 241H41V240H40ZM43 241H44V240H43ZM66 241H67V240H66ZM69 241H70V240L68 239V242H69ZM95 241H94V243H95ZM101 241H102V240H101ZM101 241H100V242H101ZM128 241H129V240H127V242H128ZM139 241H140V240H139ZM151 241H152V240H151ZM151 241H150V242H151ZM155 241H156V240H155ZM158 241H160V240H158ZM180 241H181V242H180ZM192 241H193V240H192ZM206 241H207V240H206ZM210 241H211V239H210ZM219 241H220V237H219ZM254 241H255V240H254ZM10 242H12V241H10ZM10 242H9V243H10ZM17 242H18V241H17ZM41 242H42V241H41ZM63 242H65V241H63ZM68 242H67V243H68ZM89 242H90V240H89ZM112 242H114V241H112ZM115 242H117V241H115ZM141 242H142V241H141ZM144 242H145V241H144ZM144 242H143V243H144ZM193 242L195 243V241H193ZM216 242H217V240L215 241V243H216ZM228 242H229V241H228ZM244 242H245V241H244ZM244 242H240V243L242 244V243H244ZM258 242L261 243L260 240H259ZM6 243H7V241H6ZM13 243H14V242H13ZM25 243H26V242H25ZM48 243H49V242H48ZM61 243H62V242H61ZM61 243H60V245H61ZM65 243H66V242H65ZM72 243H74V242L72 241ZM79 243H80V241H79ZM81 243H82V242H81ZM81 243H80V244H81ZM92 243H93V241H92ZM97 243H98V242H97ZM97 243H96V245H97ZM103 243H104V242H103ZM103 243L101 242V244H103ZM106 243H107V242H106ZM106 243H105V244H106ZM110 243H111V240H110ZM123 243H124V242H123ZM137 243H138V240H137ZM146 243H148V241H146ZM151 243H154V242H151ZM161 243H162V241H161ZM190 243H189V244H190ZM194 243H193V244H194ZM211 243H212V242H211ZM220 243H221V241H220ZM220 243H219V244H220ZM230 243H234V242H230ZM246 243H247V242H246ZM252 243H253V241H252ZM252 243L250 242V244H252ZM254 243H255V242H254ZM254 243H253V244H254ZM16 244L18 245V243H16ZM22 244H24V243H22ZM28 244H29V243H28ZM58 244H59V243H57V245H58ZM76 244H77V243H76ZM89 244H90V243H89ZM98 244H99V243H98ZM107 244H108V243H107ZM107 244H106V245H107ZM112 244H113V243H112ZM118 244H119V243H118ZM124 244H125V243H124ZM132 244H133V243H132ZM154 244H155V243H154ZM163 244H164V243H163ZM196 244H197V243H196ZM202 244H203V243H202ZM208 244H209V243H208ZM217 244H218V243H217ZM217 244H216V245H217ZM255 244H256V243H255ZM255 244H254V245H255ZM17 245H16V247H17ZM24 245H25V244H24ZM49 245H50V244H49ZM63 245H64V243H63ZM67 245H71V244H67ZM72 245H73V244H72ZM85 245H86V244H85ZM113 245H114V244H113ZM113 245H112V246H113ZM116 245H117V243H116ZM127 245H128V244H127ZM134 245H135V244H134ZM147 245H149V244H147ZM199 245H200V244H199ZM199 245H198V246H199ZM203 245H205V244H203ZM213 245H214V243L212 244V249L214 250ZM221 245H222V244H221ZM223 245H224V244H223ZM226 245L228 246V244H226ZM226 245H225V246H226ZM233 245H234V244H233ZM257 245H258V244H257ZM8 246H9V245H8ZM47 246H48V245H47ZM50 246H51V245H50ZM87 246H88V245H87ZM94 246H95V245H94ZM97 246H98V245H97ZM114 246H115V245H114ZM117 246H118V245H117ZM121 246H122V245H121ZM136 246H137V245H136ZM141 246H143V245H141ZM166 246H167V247H166ZM186 246H188V245H186ZM189 246H191V244H190ZM205 246H206V245H205ZM236 246H237V245H236ZM239 246H240V244H239ZM239 246H238V247H239ZM261 246H264V245H261ZM14 247H15V246H14ZM30 247L32 248L33 246L31 245V246H29V248H30ZM58 247H59V246H58ZM64 247H65L66 249H68V248H67L68 246H67V247H66V246H63V248H64ZM70 247H71V246H70ZM73 247H74V246H73ZM75 247H77V246H75ZM85 247H86V246H85ZM92 247H93V246H92ZM101 247H102V246H101ZM101 247H100V248H101ZM109 247H110V246H109ZM122 247H123V246H122ZM126 247H127V246H126ZM126 247H125V249H126ZM132 247H133V246H132ZM132 247H131V248H132ZM144 247H145V246H144ZM148 247H149V246H148ZM148 247H147V248H148ZM150 247H151V246H150ZM192 247H193V246H191V248H192ZM194 247H195V246H194ZM244 247H245V246H244ZM253 247H254V246H253ZM253 247H252V248H253ZM257 247H258V246H257ZM9 248H10V246H9ZM25 248H26V246H25ZM34 248H35V246H34ZM39 248H40V246H39ZM81 248H82V247H81ZM106 248H107V246H106ZM123 248H124V247H123ZM128 248H129V245H128ZM141 248H142V247H141ZM151 248L153 249V246H152ZM166 248H168V249H166ZM188 248H189V247H188ZM200 248H202V247H200ZM200 248H199V249H200ZM206 248H207V247H206ZM226 248H227V247H226ZM233 248H234V247H233ZM250 248H251V247H250ZM254 248H256V246H255ZM11 249H12V248H11ZM36 249H38V248H36ZM55 249H56V247H55ZM55 249H54V250H55ZM111 249H112V248H111ZM115 249H116V248H115ZM115 249H113V250H115ZM117 249H118V248H117ZM125 249H124V251L127 250V249H126V250H125ZM135 249H136V248H135ZM135 249H134V250H135ZM143 249H144V248H143ZM143 249H142V250H143ZM197 249H198V248H197ZM202 249H203V248H202ZM204 249H205V247H204ZM227 249H228V248H227ZM231 249H232V248H231ZM236 249H237V248H236ZM240 249H241V248H240ZM246 249H247V248H246ZM260 249H262V248H260ZM47 250H48V249H47ZM56 250H57V249H56ZM60 250H61V249H60ZM60 250H59V251H60ZM69 250H70V249H69ZM69 250H68V251H69ZM71 250H72V249H71ZM77 250H78V249H77ZM77 250H76V251H77ZM83 250H84V248H83ZM83 250H82V251H83ZM89 250L91 251L92 248L89 249ZM104 250H105V249H104ZM118 250H119V249H118ZM132 250H133V249H132ZM136 250H137V249H136ZM150 250H151V249H150ZM189 250H191V249H189ZM192 250H193V248H192ZM200 250H201V249H200ZM32 251H33V250H32ZM34 251H36V250H34ZM61 251H62V250H61ZM66 251H67V250H66ZM74 251H75V250H74ZM76 251H75V252H76ZM85 251H86V250H85ZM93 251H94V250H93ZM98 251H99V250H98ZM98 251H97V252H98ZM100 251H101V250H100ZM108 251H109V250H108ZM115 251H116V250H115ZM115 251H114V252H115ZM120 251H121V250H120ZM128 251H130V250L128 249ZM147 251H148V250H147ZM147 251H146V253L148 254ZM184 251H185V249H184ZM209 251H210V250H209ZM211 251H212V250H211ZM214 251H217L216 248H215ZM219 251H220V250H219ZM241 251H242V249H241ZM243 251H244V250H243ZM247 251H248V250H247ZM253 251H254V250H253ZM257 251H258V250H257ZM12 252H13V251H12ZM29 252H30V251H29ZM29 252H27V253L29 254ZM52 252H53V251H52ZM86 252H87V251H86ZM86 252H85V253H86ZM97 252H96V253H97ZM116 252H117V251H116ZM131 252H132V251H131ZM143 252H144V251H143ZM203 252H204V251H203ZM225 252H226V251H225ZM229 252H230V251H229ZM233 252H235V251H233ZM238 252H239V251H237V254H238ZM259 252H260V251H259ZM33 253H34V252H33ZM40 253H41V252H40ZM44 253H45V251H44ZM63 253H65L64 250H63ZM71 253H72V252H71ZM71 253H70V255H72ZM73 253H74V252H73ZM82 253L84 254V252H82ZM89 253H90V252H89ZM91 253H92V252H91ZM93 253H94V252H93ZM99 253H100V252H99ZM109 253H110V251H109ZM123 253H124V252H123ZM129 253H130V252H129ZM136 253H137V251H136ZM136 253H134V254H136ZM138 253H139V252H138ZM146 253L144 252V256H145ZM192 253H193V252H192ZM194 253H195V252H194ZM196 253H197L196 255H198V252H196ZM204 253L207 254L206 252H204ZM204 253H203V254H204ZM214 253H215V252H214ZM217 253L219 254V252H217ZM220 253H222V252H220ZM226 253H227V252H226ZM231 253H232V252H231ZM235 253H236V252H235ZM235 253H234V254H235ZM28 254H26V255H28ZM37 254H38V253H37ZM45 254H46V253H45ZM55 254H56V253H55ZM55 254H54V255H55ZM58 254H59V252H58ZM66 254H67V253H66ZM66 254H65V255H66ZM78 254H79V253H78ZM102 254H103V253H102ZM107 254H108V253H107ZM118 254H119V253H118ZM126 254H127V253H126ZM131 254H132V253H131ZM141 254H142V253H141ZM141 254H140V255H141ZM149 254H150V253H149ZM166 254H167V253H166ZM199 254H201L200 251H199ZM210 254H211V253H210ZM215 254H216V253H215ZM223 254H224V253H223ZM228 254H229V253H228ZM242 254H244V253H242ZM250 254H251V250H250ZM259 254H260V253H259ZM261 254H263V253H261ZM34 255L36 256V253H35ZM46 255H47V254H46ZM56 255H57V254H56ZM70 255H69V256H70ZM88 255H89V254H88ZM98 255H99V254H98ZM169 255H170V254H169ZM191 255L193 256V254H191ZM196 255L194 254V256H196ZM207 255H209V252H208ZM221 255H222V254H221ZM229 255H230V254H229ZM239 255H241V253H240ZM263 255H264V254H263ZM4 256H5V255H4ZM67 256H68V255H67ZM67 256H66V258H67ZM75 256H76V255H75ZM89 256H90V255H89ZM104 256H105V255H103V257H104ZM107 256H108V255H107ZM124 256H125V255H124ZM136 256H137V254H136ZM136 256H134L133 258H135ZM154 256H153V257H154ZM185 256H186V255H185ZM187 256H188V255H187ZM214 256H215V255H214ZM225 256H227V254H226ZM2 257H3V256H2ZM27 257H28V256H27ZM32 257L34 258V256H32ZM32 257H31V255H30L29 258H32ZM38 257H40V256H38ZM53 257H54V256H53V254H52L51 258L53 259ZM60 257H61V256H60ZM60 257H59V259H60ZM62 257H63V256H62ZM80 257H81V256H80ZM85 257H86V256H85ZM96 257H97V254H96ZM96 257H95V258H96ZM98 257H99V256H98ZM100 257H102V256H100ZM131 257H132V255H131ZM145 257H146V256H145ZM167 257H168V256H167ZM182 257H183V255H182ZM189 257H190V255H189ZM206 257H207V256H206ZM208 257H209V256H208ZM211 257H212V256H211ZM220 257H221V256H220ZM223 257H224V255H223ZM229 257H230V256H229ZM231 257L233 258L232 255H231ZM237 257H238V256H237ZM237 257H236V258H237ZM251 257H252V256H250V258H251ZM254 257H256V256H254ZM29 258H28V259H29ZM33 258H32V259H33ZM41 258H42V257H41ZM43 258H44V257H43ZM51 258H50V259H51ZM68 258H71V257H68ZM72 258H73V257H72ZM87 258H88V257H87ZM92 258H93V255H92ZM95 258H94V259H95ZM104 258H105V257H104ZM119 258H120V257H118V259H119ZM125 258H126V257H125ZM125 258H124V259H125ZM138 258H140V257H138ZM155 258H154V259H155ZM170 258H171V257H170ZM195 258H196V257H195ZM197 258H198V257H197ZM203 258H204V257H203ZM203 258H202V256H201V259H203ZM213 258H216V257H213ZM248 258H249V257H248ZM258 258H259V257H258ZM260 258H261V257H260ZM34 259H36V258H34ZM37 259H39V258H37ZM56 259H58V258H56ZM63 259H65V258L63 257ZM88 259H89V258H88ZM121 259H122V258H121ZM121 259H120V261H121ZM136 259H137V258H136ZM140 259H141V258H140ZM143 259H144V258H143ZM143 259H142V260H143ZM147 259H148V258H147ZM147 259H146V260H147ZM149 259H150V258H149ZM149 259H148V260H149ZM156 259H155V261H156ZM173 259H174V258H173ZM173 259H171V260H173ZM180 259H181V258H180ZM184 259H185V258H184ZM184 259H183V260H184ZM189 259H190V258H189ZM192 259H193V258H192ZM199 259H200V256H199ZM201 259H200V260H201ZM204 259H205V258H204ZM208 259H209V258H208ZM216 259L218 260V258H216ZM220 259H222V258H220ZM227 259H228V258H227ZM238 259H240V258H238ZM251 259H252V258H251ZM255 259H256V258H255ZM85 260H86V259H85ZM89 260H90V259H89ZM97 260H98V258H97ZM102 260H103V259H102ZM106 260H107V259H106ZM109 260H110V259H108V262H109ZM129 260H131V258H129ZM129 260L127 259V260H125V261L130 262ZM138 260H139V259H138ZM146 260H145V261H146ZM171 260H170V262H172ZM181 260H182V259H181ZM213 260H214V259H212V260H210V261H213ZM225 260H226V259H225ZM225 260H224V261H225ZM236 260H237V259H236ZM241 260H242V259H241ZM256 260H257V259H256ZM41 261H44V260L41 259ZM62 261H63V260H62ZM67 261H68V260H67ZM70 261H71V260H70ZM81 261H83V259H82ZM91 261H92V260H91ZM94 261H95V260H94ZM99 261H100V259H99ZM133 261H134V260L132 259V264H134ZM145 261H144V263H145ZM176 261H177V259H176ZM188 261H191V259L188 260ZM194 261H198V259H197V260H194ZM228 261H230V260H228ZM228 261H227V262H228ZM238 261H240V260H238ZM238 261H236V262H238ZM252 261H253V260H252ZM52 262H54V261L52 260ZM121 262H122V261H121ZM121 262H120V263H121ZM128 262H127V263H128ZM134 262H135V261H134ZM139 262H140V261H139ZM163 262H162V263H163ZM168 262H169V261H168ZM168 262H167V263H168ZM170 262H169V263H170ZM174 262H175V261H174ZM174 262H173V264H175ZM192 262H193V260H192ZM203 262H204V261H203ZM203 262H202V263H203ZM213 262H214V261H213ZM215 262H216V260H215ZM232 262H233V260H232ZM241 262H242V261H241ZM245 262H246V261H245ZM245 262H244V263H245ZM248 262H249V261H248ZM39 263H40V262H39ZM50 263H51V262H50ZM50 263H49V264H50ZM55 263H56V262H55ZM55 263H54V264H55ZM57 263H58V262H57ZM60 263H61V262H60ZM60 263H59V264H60ZM71 263H72V262H71ZM79 263L82 264V262H79ZM95 263H96V262H95ZM98 263H101V262H98ZM104 263H105V261H104ZM113 263H114V262H113ZM135 263H136V262H135ZM142 263H143V261H142ZM147 263H148V261H147ZM152 263H153V262H152ZM156 263H158V262H156ZM164 263H163V264H164ZM169 263H168V264H169ZM182 263H183V262H182ZM184 263L187 264L186 262H184ZM198 263L200 264V261H199ZM204 263H205V262H204ZM204 263H203V264H204ZM218 263H219V261H218ZM221 263H222V262H221ZM224 263H225V262H224ZM229 263L231 264V261H230ZM233 263H234V262H233ZM233 263H232V264H233ZM238 263H239V262H238ZM244 263H243V264H244ZM257 263H258V262H257ZM29 264H31V263H29ZM43 264H45V263H43ZM68 264H69V263H68ZM87 264H89V262H88ZM91 264H92V263H91ZM107 264H108V263H107ZM110 264H111V262H110ZM115 264H117V263H115ZM128 264H129V263H128ZM137 264H138V263H137ZM145 264H146V263H145ZM154 264H155V263H154ZM189 264H190V263H189ZM192 264H193V263H192ZM235 264H237V263H235ZM240 264H241V263H240ZM258 264H259V263H258Z\"/></svg>", "mask_w": 264, "mask_h": 264}]
</instances>
